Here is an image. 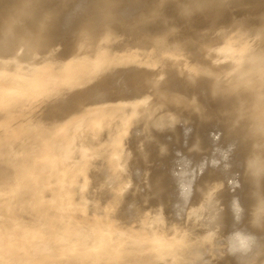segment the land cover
<instances>
[{"label":"rangeland","instance_id":"rangeland-1","mask_svg":"<svg viewBox=\"0 0 264 264\" xmlns=\"http://www.w3.org/2000/svg\"><path fill=\"white\" fill-rule=\"evenodd\" d=\"M3 1H4V0H1V1H0V20H3L4 23H5L4 20H5V17H6V16L3 17L2 14L4 13L3 11L6 9L5 7H7V8L9 9V8H13V7L15 6V8H17V9L14 8L15 10H17V12L15 11V12L17 13V14H15V15H18L19 13H23V14L21 15V16H23L24 13L26 14V13H29V11H31V10H33V11L36 10L35 12L37 13V15H34L33 17H30V20L27 19V18H29L28 16L25 17L26 21H29L30 23H31V22L33 23V21H31V20L36 19V20H35L36 22H37V20H40V21H38L37 23H38V24L41 23V24H39V25H41L42 28L45 29L46 25H47V27H48V25H49V27H50V28H48L49 31H46L47 28L45 29V31L41 28V31H40V30H39V29H40V26H39L37 23H36V24H33V25L31 26L32 23L30 24V23L27 22V29H28V27H29V29L26 31V25L23 26V27H25V28H23V27L18 28L17 26H14V24H13V20H14V18H13V17H12L13 20L9 21L8 24H7V23L4 24L2 21H0V22H2L3 25H5V26L1 27L2 25H1V23H0V31H1V28H2V30H4V29L7 27L6 30H4L5 32L2 31V32H0V34H1V33H2V34H3V33H7L8 35L11 34V36L9 35V37L2 38V39H4L5 44L3 43V40H2V42H1V40H0V42L2 43V44L0 43V46H1V47H0V54H5V55L2 56V57H4V58L0 60V82H1V81L3 82V83H2V86H3L4 84H6V82L8 81V80H7L8 78H9V80H10V79H11L10 77H12L11 81H10V82L8 81V83H7L8 85H7V86L5 85V86L2 87L1 84H0V88L2 87V90L0 89V94H1V92H2L3 95H4V94L6 95V96L0 95V100H1V102H0V103H1V104H0V106H1V107H0V112H1V113L4 112V113H3L4 116H2L3 114L0 113V118L2 117V118H1L2 121L0 120V129H1L0 132L3 133V132H2L3 130H7L8 127H6V125H7L6 123H9V126H11V127L9 128L10 130H11L12 128H13V130H14V132L12 131L11 133L7 130L10 134H9L8 132L4 131V132L8 133V134L3 133V134H2L3 137L1 136V138H3L5 141H3V140L0 138V139L3 141V144L7 143V145H8V147H5V146H7L6 144H5V146H3L2 144H0V145L2 146V147L0 146V147H1L0 150H1V149H4V148H7L6 150L4 149V150H2V152H0V162L3 161V162H1V165H0V176H2V177H0V184L2 185V186H1L2 188H1V189H3V187H4V189H3L2 191H1V189H0V193L2 194V195L0 194V197L3 198V199L0 198V199H1V200H0V207H1V208H0V212L2 213V214L0 213V220H1V224H0V231H1V232H0V233L3 234V232H4V235L6 236V237H5L4 235L2 236V235L0 234V242H1L0 245H3V244H4V245H3V246H4V251H3V253L5 252V249H6V248H7V249H6V252H7V251H9V252L12 251V252H10L11 255L9 254V252H7V253L5 252L6 254H9V255H10V256L7 255V257H8L9 259L12 260V261L10 260L9 263L14 262V264H18V263H19V264H23V263H24V264H25V263L27 264V262H25L24 260L28 261L27 259H28L29 257H31V256H33V257L36 256V259L33 258V257H31V260H30V258H29L30 261H28V264H30V262H35L36 260H39V258H40L39 256L44 255V258H45V255H46V256H49V255H50V256L47 257V258H48V259H51V260L47 261L48 259L46 258L44 261H46V262H48V263L45 262L44 264H60V263H61V264H84V263H85V264H95V263H96L95 261L99 260L98 258H100V260H99V262L97 261V264H98V263H102V264L105 263V264H106L108 261H109L110 263H107V264H113V263H114V264H122V263H123L122 261H124L125 264H128V263H129V264H132L134 261L136 262V260H137V262H136L137 264H139V263H140V264H147V263H148V264H149V263H150V264H151V263H152V264H154V263L156 264V262H157V264H168L169 262H170L169 264H202V263H203V264H244V263H245V264H264V226L262 227V225H264V218H262V217L259 218V217H258V216H260V215L262 214V213H260L262 209H261L260 211L257 212V210L259 209L258 207H260V208L263 207L262 212H263V214H264V205H263V204H264V202H263V201H264V200H263V199H264V191H262V189L264 190V183H263V182H264V173H261V172H262L261 170H263V172H264V137H263V136H264V133L262 134V132H261V131L264 132V114H263V113H264V111H263V110H264V108H263V107H264V103H263V102H264V63H263V62H264V57H263V56H264V53H263V52H264V51H261L262 49H264V48H262V46H263L262 44H264V33H263V30H264V20L260 18V17H264V13H263L264 11L262 12V10L264 9V3H262V2H263L264 0H262V2H261V3L263 4V5H262L263 8L261 7V8H262L261 10H260V8H259V9L257 8V7H260V6H255V5H257V4H258V5H259V4L261 5V3H259L261 0H259V1H258V0H246V1L244 0V1H243V2H245V3H244V4H245L244 6H247V7H245V8H242L241 5H243V4H242L243 2H242L241 0H240V1L236 0V1L240 2V3L242 2L241 4L238 3V2H233V0H232V2L234 3V5L232 6V5H231L232 3L230 2V3H229L230 6H229V5L227 6L228 3H227V4H224V3H225V2H224V3H223V4H224V5H223V6H224V9H221V8L223 7L222 5H221L222 7H220V6L217 4L218 2H220V0H219L217 3L213 4V5H211L213 2L209 3L210 0H209V1L207 0V1H208L207 3L210 4V7H211V6L213 7L214 5H215V7H217V6L220 7L219 11H218V9H216V10H215L214 8H213V9H214L215 11H217V13H218V12H219V13L221 12V15H223V16H222L223 19H222V17H221L219 14H218V15H217V14L215 15L214 10L211 11V9H208V10L210 11V14H211L210 16H213V15H214V17H215V16H216V17H220V18H219L220 20H219L218 18H216V19L214 20V17L212 18V17L208 16L207 14H206V18H207V19H206V18H203L202 15L199 16V14H197V13H198L197 10H202V9L205 10V12H208V10L206 11V7H207L206 5H208V4L206 3V1H204V2H201V1H200V3L197 4V6H195V4L193 5V3L198 2L199 0H197V1L190 0V3H188L189 0H188V2H187V0H186L187 4H186V2H184L185 0H183V5L185 4L184 7L188 8V9H189V11H188V10H187L186 8H184V7H183V9H181V8H182V2H181V5H180V3L177 4V1H178V0H177V1H176V0H171V2H172V3L174 2V4H175V1H176V4H177V5H175V6H176L177 8H178L179 6H181L180 9H181V10H184L183 12L188 11V13L191 14V12L195 10V13L192 12V15H191L192 18L189 16L190 19L187 20V19H186L187 17L184 18L185 16H187V12H186V15H184V13H183V15L181 16L182 13H179V12H182V11H180V10H176L177 8L174 9L172 3H170L169 0H166V1H168V3L171 4V5L168 4V6H171V7L173 8V9H172V10H173V13H172V10H171V9L169 10L168 8H165V5L163 4V5H164V11H166V9H168V11H169V12H168V16H169V18H168V17H165V20H166V21H165V20L162 21L164 18H161L162 20L160 19V20L162 21V22H161V21H159L158 18L156 17L157 20H158V22H157L156 19H154V21H152V20H146L145 18H140V17H139L140 20H141V19H142V20L144 19V20H143L144 22H142V20H141V21H138V19H137V20H134V23H135V24L132 22V20L129 21V24H128V22H126V23H119L118 21H114V20H113V21L111 20V21L109 22L107 16H111V17H113L114 15H120V16H122L123 14H126V13H125V10H126V9H127V12L130 11V8L133 7L132 4H133V5H136V4H137L136 6H139V3L141 2V0H139V1H138V0H128V1H130L129 3H128L127 0H125L126 2H123L124 0H120V1H118V0H113V4H114V5H115V3L119 2V3H117V4L119 5V6L117 7V10H118V11L116 10V5H117V4L114 6L115 8H114L113 6H112V7L110 6V2H111L112 0H107V1L104 0V3H103V0H99V2H98V0H96V1H97V2L95 1V4H96V5H94V4H93L94 2H92V1L90 0V1H91L90 3H92L93 8H92V9H90V8H86L87 11H86V10H84V12L82 11L83 13H82L81 15H84V16H82L83 19H82V17H80V15H79L78 13L75 12L76 10H74V11H70V12H72V14H71L72 17L69 16L70 13H68V14H67L68 18H65V17H67V16L64 17V16H62V15L60 14V13H62L63 15L66 14V10H65V8H63L64 6H62V4H57V6H56V4H53L52 7H51V4L53 3V0L49 2L50 4L47 3L45 0H29L28 2H29L30 5H29V6H26V5H25V10H24V5L22 4L21 7H20V5H18V4L15 2V0H5L4 2H6V3H4ZM10 1H11V2H10ZM13 1L15 2V4L13 3ZM93 1H94V0H93ZM105 1H106V2H105ZM131 1H133V3H132ZM150 1H151L150 4H148V3H149V0L145 1V3L148 2L147 4L151 6V5L153 4L152 1H154V0H150ZM158 1H159V0H157L156 2H158ZM162 1H165V0H162ZM191 1H193V2H192V5H191ZM212 1H213V0H212ZM221 1H222V0H221ZM224 1H225V0H224ZM226 1H227V0H226ZM229 1H230V0H228V2H229ZM234 1H235V0H234ZM257 1H258V2H257ZM7 2H8V4H7ZM9 2L11 3V5L14 4L13 7H11V5H10ZM40 2H41V3H40ZM42 2H43V3H42ZM56 2H60V3H61L62 1H61V0H58V1H56ZM108 2H109V3H108ZM114 2H115V3H114ZM134 2H136V3H134ZM154 2H155V1H154ZM159 2H161V1H159ZM215 2H216V1H215ZM256 2H257V3H256ZM74 3H75V1H74ZM105 3H108V5H106ZM141 3H142V4H141ZM141 3H140V4L142 5V7H144V6H143L144 1L141 2ZM201 3H205L206 5L201 4ZM221 3H222V2H221ZM236 3H238V4H240V5L237 4V6H236ZM1 4H2V6L5 5V7H4V6L2 7ZM37 4H38V6H37ZM41 4H43V6H41ZM47 4H48V5H47ZM120 4H121V8H120ZM54 5H55V7H58V11H56L57 8L55 9ZM104 5H106L107 7L104 6ZM130 5H131V6H130ZM141 5H140V6H141ZM144 5H145V4H144ZM178 5H179V6H178ZM190 5H191L192 7H190ZM216 5H217V6H216ZM8 6H10V7H8ZM49 6H50L52 9H54V10H52ZM97 6H98V8H97ZM123 6H126L127 8H124ZM128 6H129V7H128ZM152 6H153V5H152ZM152 6H151V8H152ZM175 6H174V7H175ZM198 6H199L200 9H199V8L197 9ZM208 6H209V5H208ZM238 6H241V7H239V8H241V9H239L241 12L238 10ZM253 6H254V7H253ZM43 7L45 8V11H46V12L44 11V8H43ZM94 7H95V9H94ZM146 7H147V5H146ZM146 7H144V8L146 9ZM162 7H163V6H162ZM166 7H167V4H166ZM171 7H170V8H171ZM3 8H5V9H3ZM19 8H20V10H19ZM26 8H28V9H26ZM34 8H35V10H34ZM36 8H37V9H36ZM40 8H41V9H40ZM47 8H49V9H47ZM96 8H97V9H96ZM109 8H111V9H109ZM139 8H141V7H139ZM207 8H208V7H207ZM235 8H237V9L235 10ZM256 8H257V9H256ZM22 9H23V10H22ZM42 9H43V10H42ZM75 9H76V8H75ZM98 9H99V11H98ZM113 9H114V11H113L114 15L112 14V11H111V10H113ZM122 9H123V10H122ZM128 9H129V11H128ZM132 9H133V8H131V11H132ZM137 9H138V8H137ZM148 9H149V7H148ZM161 9H162V8H161ZM178 9H179V8H178ZM185 9H186V11H185ZM248 9H249V10H248ZM18 10H19L20 12H18ZM50 10L53 11V12L51 11V14H50ZM89 10H90V11L93 10V11H92L93 14L95 15V17L98 18V19L95 18V20H96V21L99 20L98 23H99L100 25L97 23L99 26H97V24L94 25V24H95V23H94L95 20L91 21V20H92V17H94V16H93L92 12H90ZM95 10H97V11H95ZM103 10H104V13L102 12ZM107 10H108V11H107ZM109 10H110V11H109ZM121 10H122V13H123L122 15L119 13V12H121ZM134 10H136V9L134 8ZM153 10H154V9H152V10H147V12H148L149 14H153V13L158 12V11H155V12H154ZM174 10H176V12L178 11V14H177V13L175 14V11H174ZM221 10H222V11H221ZM224 10H225V12H224ZM1 11H2V12H1ZM39 11H40V12H39ZM60 11H61V12H60ZM116 11H117V12H116ZM162 11H163V9H162ZM190 11H191V12H190ZM247 11H250V12H247ZM43 12H45V13H43ZM85 12H86V13H85ZM88 12H90L91 14L89 13V14H90V15H89ZM98 12H99V13H98ZM107 12H109V13L112 14L113 16H112V15H107ZM160 12H161V10H160ZM203 12H204V11H203ZM205 12H204V13H205ZM211 12H213V14H212ZM251 12H252V13H251ZM260 12H261V14L263 13L262 16L259 14ZM1 13H2V14H1ZM38 13H39V14H38ZM58 13H59V15H60L61 17H63V18H61V23L59 22L60 20H58V21L56 20L57 18L60 19V18L58 17L59 15H54V14H58ZM96 13H97V15H96ZM109 13H108V14H109ZM115 13H116V14H115ZM117 13H119V14H117ZM204 13H202V14L205 16ZM222 13H223V14H222ZM224 13L226 14V16H225ZM255 13H256L257 15H259L260 17L257 16V17H259V18H256V16H255L256 14H255ZM73 14L75 15V17H74V21H73ZM76 14L78 15V17H77ZM193 14L196 15V16H194ZM200 14H201V13H200ZM42 15H43V16H42ZM47 15H48V16H49V15L51 16L50 18L48 17L49 20H48V18H47ZM86 15H87V16H86ZM88 15H89V18H88ZM104 15H105V16H104ZM197 15H198V17H197ZM229 15H230V16H229ZM90 16H92V17H90ZM99 16H100V17H99ZM149 16H150V18H152V16H154V15H152V16L149 15ZM193 16H194L195 18H194ZM207 16H208V17H207ZM224 16H225V18H224ZM227 16H228V17H227ZM249 16H250V17H249ZM253 16H255V18H254ZM44 17H45V18H44ZM69 17H71L72 20L69 19ZM105 17H107V18H105ZM145 17H148V15H146ZM170 17H171V18H170ZM181 17H182V19L184 18L186 21H185L184 19L180 21ZM189 17H188V18H189ZM200 17H202L203 19H201ZM209 17H210V18H209ZM246 17H247V18H246ZM37 18H38V19H37ZM51 18H53V19H51ZM75 18H76V20H75ZM78 18H79V20H78ZM137 18H138V17H137ZM154 18H155V17H154ZM197 18H200V20L198 19V21H197ZM208 18H209L210 20H211V19L213 20L212 24H211V21H212V20L209 21ZM226 18H227V19L229 18V20H226ZM230 18H232V19H230ZM234 18L236 19V23H237L240 19H242V20H240V21H242V23L240 22V23H241V26H238L239 23L234 24V23H235ZM237 18H238V19H237ZM68 19H69V20H68ZM81 19H82V20H81ZM93 19H94V18H93ZM106 19H107L108 22L106 21ZM152 19H153V18H152ZM168 19H169V22H170V26H169V22H167ZM194 19H195V20H194ZM205 19H206V21H205ZM21 20H22V19H21ZM42 20L45 22L44 25H42V24H43V21H42ZM52 20H53L54 22H56V23H52ZM67 20H68V21H67ZM80 20H81V21H80ZM170 20H171V21H170ZM190 20H191V21H190ZM230 20H232V22L234 21V22H233V25H236L235 28H234V26L232 25V22H231ZM243 20H244V21H243ZM245 20L248 21V22H250V24H249L248 22H246ZM254 20H256V21H254ZM258 20H259V21H258ZM261 20H262V22H261ZM26 21H25V22H26ZM35 21H34V22H35ZM88 21L90 22V24H89ZM145 21L147 22V24H146V25H143V23H145ZM151 21H152V24H151ZM219 21H220V22H219ZM49 22H50V23H49ZM57 22L60 24V27H61L62 25H64V26L66 25V26H67V27H66L67 29H65L64 26H63V29H62V27H61V29H60L59 24H58ZM79 22H80V24H78ZM84 22H85V23H84ZM100 22H101V23H100ZM130 22H132L135 26H133V24H132V27H131ZM139 22H141V26H143V28H145V29L141 28L140 24L137 25ZM153 22H154V23H153ZM156 22H157V23H156ZM159 22H160V24H158ZM164 22H165L166 26H165V24H164V26H159V25H162L161 23H164ZM177 22H178V23H177ZM185 22H186L187 25L185 24ZM195 22H197V23H195ZM207 22H208L209 24H208ZM227 22L231 23V26H233L232 30H229L230 28L228 29V27H231V26L226 27L227 25H230V24H228ZM243 22H244V23H243ZM51 23H52L53 25H52ZM69 23H70V24H69ZM81 23L84 24V25L82 24V26H85V24H86V27H90V28L87 29V32H88L87 34H88L89 36H90V33H94V32H95L96 34H98V35H96V34L94 33V38L91 37V38H93V39H91L90 37L86 36V35H87L86 32H85L86 30L83 29V31H84L85 33H84V36H83V34H82V36L85 37V38H83V37H82L83 39L80 38V37H81L80 31H81V33H83V32H82V30H80V31L77 30V28H79V26H77V27H74V26H75L76 24H77V25H81ZM107 23H108V24L110 23V24H109L110 26H109ZM172 23H173V24H172ZM176 23H177V24H176ZM206 23H207L208 25H207ZM224 23H225V24L227 23V24L225 25ZM247 23H248L251 27L248 26ZM251 23H252V25H251ZM28 24H29L30 26H29ZM50 24H51V25H50ZM57 24H58V26H56ZM91 24H92V25H91ZM102 24H103V25H102ZM106 24H107V25H106ZM113 24H114V26H113ZM120 24H122V25H120ZM154 24H155V25H154ZM157 24H158V25H157ZM191 24H192V25H191ZM210 24H211V25H210ZM217 24H218V25H217ZM223 24L225 25V26H224V29L227 28V29H228L229 31H231V32L233 31V29H236V28H239V27H240V29H236V31L238 30L237 32H240V34H238L237 32H233L232 34H230L231 32L229 33L228 31H227L228 33H226V30H227V29L224 30V29L222 28V27H223V26H222ZM6 25H8V26H6ZM54 25H55V27L59 28V30H58L57 28L55 29V27H53ZM70 25H72V27H74V29H73ZM73 25H74V26H73ZM93 25H94L95 27H94ZM104 25L110 27V28L106 27V29H107V33H106V30H105V29L103 30V28H104L103 26H104ZM115 25H116V26H115ZM118 25H119V26H118ZM150 25H151V26H150ZM167 25H168V26H167ZM183 25H184V26H183ZM190 25H191V26H190ZM197 25H198V26L200 25V28H201V29H200ZM205 25H206V26H205ZM212 25H213V26H212ZM219 25H221L220 27H221L222 29H221L220 27L217 28ZM261 25H262V26H261ZM35 26H36L35 33H38L37 31H39V32H40V35H43V37H45L46 33H44V32H47L48 35L52 36L51 38L54 37L57 41H55L54 38H53L52 40H51V39H48V38H50V37H48V36L46 35L48 38L45 37V39H48V40H44V39L41 37V41L38 42V39H37V38H38L40 35H37V34L33 33V32H34V31H32L33 28H32V30H31V27H35ZM38 26H39V29H37ZM43 26H45V27H43ZM68 26H70V30H69V31H65V30H68V29H69ZM82 26H80V27H82ZM91 26H93V27L91 28ZM100 26H102V27H100ZM112 26H113L114 28H112ZM125 26H126V28H128V26H129L128 30H129V29L132 30V28L135 29V27H137V28H136V29H137V32H136V30H134V31H133V30H132V31H128V30H126V33H127V34H126L125 31H123L124 29H126ZM139 26H140L139 29H141V32H142L143 34H142V33L140 32V30L138 29ZM152 26H154V27H152ZM156 26H159V27H158V28H155ZM171 26H172V27H171ZM174 26H175V27H174ZM180 26H181V27L183 26V27L181 28ZM201 26H202V27H201ZM204 26H205V27H204ZM209 26H210V27H209ZM216 26H217V27H216ZM242 26H243V27H242ZM247 26H248L249 28H253V29H254V27H255V30L252 29V30H251L252 32H251V31L249 30V28H247ZM4 27H5V28H4ZM51 27H53V29H52ZM86 27H85V28H86ZM99 27H100V30H101V28H102L103 33H102V30H101V31L99 30ZM116 27H117V28H116ZM120 27H121V28H120ZM160 27H165L166 32H168L167 29L169 28V30H170L169 32H170V33H169V34L167 33V36H166L167 38L164 37V39L166 38L167 41H166V39H165V40L163 39V41H162V38H160V37L157 39L156 35L158 34L159 30H162V29H159ZM167 27H168V28H167ZM176 27H177V28H176ZM179 27H180L181 29H180ZM185 27H186V28H185ZM196 27H197V28H196ZM258 27H260V28H258ZM3 28H4V29H3ZM96 28H97L98 30H97ZM115 28H116L117 30H116ZM174 28H175V29H174ZM198 28H199V29H198ZM202 28H203V29H202ZM210 28H211V29H210ZM214 28H216V29H220L221 32H219L218 35H216V36H215L214 34H212L213 36H212V35H209V33H211V32H212V29H214ZM257 28H258V29H257ZM17 29H25V30H23V31H25V33L23 32L22 35L19 33L20 36L23 37V38L21 37L22 40L20 39V41H19L20 36H19V34H18L19 30H17ZM50 29L53 30V32H54L53 35H54V36L51 34L52 32L50 31ZM54 29H55L56 32H58V33H56ZM81 29H82V28H81ZM95 29H96V30H95ZM108 29H109V30L111 29V30L109 31ZM122 29H123V30H122ZM155 29H156V30H155ZM157 29H159L158 32H157ZM179 29H180L181 31H180ZM182 29H183V31H182ZM188 29H189V31H188ZM195 29H196V30H195ZM204 29H205V30H204ZM208 29H209V30H208ZM216 29H215V30H216ZM57 30H58V31H57ZM71 30H72V31H71ZM73 30H74V31H73ZM89 30H91V31L89 32ZM118 30H119V31H118ZM171 30H173V31H171ZM190 30H191V31H190ZM192 30H193V31H192ZM194 30H195V31H194ZM203 30H204V32H203ZM206 30H207V31H206ZM239 30H240V31H239ZM9 31H10V32H9ZM20 31H21V30H20ZM29 31H31V33L34 34V35H33L34 37L36 36L35 38H33V39H35V41H33V39H31V37H30L31 33H30ZM59 31L61 32V36H60V32H59ZM96 31H99V32H96ZM104 31H105V33H104ZM108 31H109L110 33H109ZM112 31H113V32H112ZM115 31H116V32H115ZM143 31H144V32H143ZM175 31H177V32L179 31L178 34H177L178 36L176 35L177 32L175 33ZM196 31H197V33H196ZM201 31H202V32H201ZM218 31H219V30H218ZM222 31H225V32H223L224 34L222 33ZM27 32H28V33H27ZM48 32H51V33L49 34ZM65 32H66L67 34H66ZM117 32H118V33H117ZM128 32H129V33H128ZM130 32H131L132 34H131ZM134 32H136V33L138 34V36H137L136 33L134 34ZM138 32H139V33H138ZM180 32H181V33H180ZM182 32H183V33H182ZM185 32H186V33H185ZM193 32H194V33H193ZM199 32H200V33H199ZM205 32H206V33H205ZM213 32H214V30H213ZM213 32H212V33H213ZM216 32H217V30H216ZM21 33H22V31H21ZM41 33H42V34H41ZM55 33H56V34H55ZM68 33H69V34H68ZM99 33H100V34H99ZM112 33H113V34H112ZM124 33H125L126 35H124ZM144 33H146V34L144 35ZM171 33H172V34H171ZM189 33H190V34H189ZM192 33H193V34H192ZM198 33H199V34H198ZM202 33H203V34H202ZM207 33H208V34H207ZM220 33L223 34L224 37H226V35H227L226 38H227L228 40H230V41H228L226 38H223V35L220 36V35H221ZM2 34L0 35L1 37H2ZM24 34H25V35H24ZM58 34H59V35H58ZM85 34H86V35H85ZM102 34L104 35L103 37H102ZM105 34H108V35L106 36ZM109 34H111V35H109ZM115 34H116V35H115ZM133 34H134L136 37H135ZM139 34H140V35H139ZM153 34H154V35H153ZM201 34H202L203 36H205V35H206V36L203 37ZM229 34L232 35V37H229V36H230ZM28 35H29V36H28ZM56 35H58V36H57L58 38L55 37ZM66 35H67V36H66ZM99 35H100V36H99ZM114 35H115V36L118 35V36H117L118 38L114 37ZM123 35H124V36H123ZM128 35H129L130 38L127 37ZM130 35H131V36H130ZM132 35H133V36H132ZM141 35H142V37H141ZM168 35H169V36H168ZM175 35H176V36H175ZM207 35H209V36H208L209 39H208ZM5 36H6V34H5ZM13 36H15V40H17V44H18V45H19L18 42H21V41H22V43H20V45H23V46H24V47L22 46L23 48H26L25 45H26L28 42H30V43H32V44H33L34 42H36V40H37V42L35 43L36 45H35V44L31 45L30 43L27 44V45H29V44L31 45V46H29V47H30V50H29L28 47H27V49L30 51V52L27 51L28 54L25 53L27 49H23L22 47H20L21 49H18V48H17V50H18L17 52H19V51L22 50V49H23V51H20L19 54H17V55H21V57H18V56L16 57V55H15L16 52H11V51L8 52V49H7L8 47H5V45L8 44L7 41L10 42V43H12L13 41H15L14 38H13ZM37 36H38V37H37ZM59 36H60L61 39L59 38ZM69 36H70V38H69ZM98 36H99L100 39L97 38ZM105 36H106V38H105ZM108 36H109V37H108ZM110 36H112V38H114V39H113V42H115L116 44L113 43V42H110V40L112 41V38H111ZM139 36H140V37H139ZM144 36H145V37L147 36V37H146L147 40H146V39H145V40L143 39V38H145ZM170 36H171V39L169 38ZM172 36H173V37H172ZM174 36H175V37H174ZM180 36H181V37H180ZM183 36H184V38H183ZM186 36H187V39H186ZM195 36H196V37H195ZM210 36H211V38L213 37V38L211 39V42L214 43V44L217 45V46H214V44H210V43L208 44V42H207L208 45H205L206 43H205L204 41H202V40H204L206 37H207L206 40L208 39L207 41H210ZM214 36H215V37H214ZM262 36H263V38H262ZM1 37H0V38H1ZM3 37H4V34H3ZM16 37H17V39H16ZM24 37H27V39L25 38L27 41H26V40H23ZM67 37H68V38H67ZM71 37L74 38V39H72ZM95 37H96V38H95ZM101 37H102V38H101ZM107 37H108V38H107ZM133 37H134V38H133ZM177 37H178L179 39L183 38L184 41L187 40L186 43H187L188 41H189L190 43L193 42V43H191L192 47H190V49H192V50L194 51V48H196L195 50H198V51H197V54H195L196 51H194V53H193V52H191V51H192V50H191V51H189V53L187 52L188 54H187L186 52H185V54L183 53L185 56H184L183 54H181V58H180V57H179V56H180L179 54H180V51H181V50H180L179 48H180V47H181V48L183 47L184 49H182V51L184 52V50H185V51H188V48H189V46H191V45L186 44L184 41H182V39L179 40ZM188 37H189L191 40H192V39H194V40L191 41ZM199 37H200V39H202V38H203V39H202V40L197 39V38H199ZM218 37H220V40H223V41H220ZM260 37H261L262 39H260ZM87 38L89 39V41H88ZM120 38H121V39H120ZM131 38H133V41H130V40H132ZM139 38H141L142 40H140ZM173 38H174V39H173ZM217 38H218V39H217ZM78 39H79V43H78V41H77ZM116 39H117L119 42H118ZM128 39H129V40H128ZM137 39H139V40H137ZM148 39H149V41H148ZM169 39L171 40V43L173 42V45H174V43H175V44L178 43V40L180 41V43L182 42V44H176L177 48L179 47V45H183L184 43H185L188 47H186L185 44H184V46H180V47L178 48V49L180 50V51H178L177 48L175 49V47H176L175 45H174L175 47H173V45L170 46L171 43H170V40H169ZM176 39H177V42L175 41ZM185 39H186V40H185ZM214 39H216V41H218V42H214V41H213ZM225 39H226V40H225ZM39 40H40V39H39ZM49 40L54 41V42H56L57 44H58V43H59V44L55 46V43H52V42H50ZM59 40H60V42H58ZM92 40H93V41H92ZM95 40H97V41H95ZM103 40H106V42L103 41ZM125 40H126L127 42H126ZM159 40H160V41H159ZM23 41H24V42H23ZM31 41H32V42H31ZM43 41H44V42H45V41H48V43H47V42H46V43L49 44V45H48V46H45V45H47V44L44 43ZM66 41H67V42H66ZM83 41H84V42H83ZM91 41H92V42H91ZM98 41H99V42H98ZM107 41H109V42H107ZM144 41H145L147 44H146ZM164 41H165L166 43H165ZM195 41H197V42H195ZM219 41H220V42H219ZM227 41H228V42H227ZM260 41H263V43L260 42ZM25 42H26V43H25ZM81 42H82V43H81ZM94 42H95V44H96L97 42L100 43L101 47H102V46H103V47H106V46H107V47H106V48H107L106 51L112 49V50L109 51V54L112 56V58H118V56L121 57L120 55L124 56V53H125V54H128V55H129V57H128V58H129V61L133 60L132 62H134V61L137 62L136 59H132V56L134 57L135 54H138V53H137L138 51H139V53H141V54L146 53V54L148 55V53H150V49H153V51H154L155 53H154L153 51L150 53V54H152L151 58H152L153 60L150 58V56H149L150 54L148 55L149 57H148L146 54H143L144 57H145V58H144V63H145V61H147V60H149V59H151L150 63L152 62L153 65H154V63H155V65L152 66V67H151V66H148V67H151V71H152V68L157 69L156 72L154 71L155 73L152 72L153 75L155 76V74H156V75H157L156 78L159 80L160 78H158V77L161 75V73H163V70H165L167 67H169V68L171 67L170 69H171L172 72L169 70V68H167V70H166L167 72L165 71V74L168 73L169 76L171 75V78L167 76L166 81H163V79L165 80V77H166L165 75H163V76H165L164 78L162 77L163 79H160L162 82H161V81H158V80L154 77L155 80H157V81H155L154 78H153L151 82H154V81H155V84H157V85H155V84L149 82V83L152 85V86L149 87V88L152 89V87L155 86V87L153 88L155 91H158L160 88H162L165 92L167 91V94H171L170 92L173 93V91H174V93L171 94V95H169V96H168L167 94H165V95L168 96V97H167L168 100L166 101V100H165L166 97H165L164 95H162L163 93H165L164 91H163V93H161V92H158V93L156 92V93H155L154 90H151L152 92L154 91L153 93H152L151 91H149V88L147 87V88H148V89H147L146 86H150V85H145V83H146L147 81L144 80V83L141 81V80H143V79H148L147 77H151V72H150V70H149V71L146 70V69H147L146 66L148 65L149 61L147 62V65L145 64V65H146L145 67H144V65H143L144 63H142L143 60L141 61L142 64H139L140 61L138 62V66H139V65H140V66L143 65L142 67H144V68L140 67V68L138 69V70H140V71H137V68H138V67L136 66V64H134V66L136 67V70H135V69H134V70H135V72L137 71V72H136L137 74H139V72H141V73L139 74V75H141V74L143 73V72H142L143 70H144V73H146V74L150 72L149 76H148V74H147V75H146V74L144 75V73H143V75H144L143 78L141 77L142 75H141V76H138V75L136 74L137 77H138V78H137V77H133V75L135 74V72L132 73V75H131L130 72H129V73L127 72L129 69H133V68H134V66L131 67V64H130L131 62L129 63V61H127V62L130 64V66H129V64L127 65V62H125L127 59L124 60L125 63H122V64L120 65V67L118 66L119 68H118V67H115V69L112 70V71H111V69H113V68H111L109 71L101 72V76L99 75L100 72H97L96 76H93V74L96 73V72H95V71H89V73L91 74L92 78H93V77L96 78V77H98V76H99V77H105V78H103V79L100 78L101 83H103V85H101L102 87H105V85L107 84V83H104L103 80H104V79H105V81L108 80V79L110 78V74H114V73H113L114 71H115V74H116V75H115V76L112 75L111 78L109 79V80H113L112 82L117 81V80H116L117 78H118V79L120 78L121 81H122V80H125V78H127V80L125 81V83H124V81H122V82L120 81V82H119V80H118L117 82H115V83H116V86H117L118 88H122V87H121V85H122L121 83H124L123 85H125V86H124L125 88H126V87H129L128 89H129L130 91H128L126 94H125V93L123 94L124 96L126 95L125 97H127V99H125V100L123 99V98H125V97L122 95V93H123V92H126V91L124 90V88L122 89V90H124V91H122L121 89H119V90L122 91V92H121V95H122L123 97H121V95H120V91H119V93H116V94L113 92L114 90H117V92H118V89H117V87L114 85V83H111V81H110V83H111V85H110V84H109V80H108V84H109V85H108V86L106 85L105 88H102L101 86H99V85L96 84V83L99 82V79H98V78H96L98 81H97L96 79H93V80L89 79V80H88V78H89V76H88L89 73H88V72L86 73L85 78H84V77L81 78V79L84 78V79L81 81L82 85L84 84L83 87H84L85 85H87V84H85L86 82H84L85 80H88L87 83H89V84H90V82L92 81L91 84H96L97 87L95 86V87H96V88H95V87H93V85H91V84L89 85V84H88L87 86H89L90 89H89V87H87V89H85L86 86L83 88V87L81 86V83H80V82H79L80 85H78V86H81V87H82V91H85V90H86L85 92H89V93H90V91H91V95L94 96V97H90V96H89L90 94H89L88 96H85V94L82 93V91H80L81 93L78 92V91H79V87H78V90L76 89V88H77L76 86H77L78 82H77V80L75 79V78L78 77V76L73 77L74 74H75V73H74L75 70H74L73 72H71V71L68 72V74H69L70 72L73 73V75H72L71 77H69V76L71 75V73H70L69 76L67 75L69 78H67L66 75H65L64 73L67 74V70H71V69H69V68H70L69 66H73V65L78 64V63L80 62V58L86 56L84 53L87 54V52H90L91 47H93V45L95 46ZM131 42H132V43H131ZM136 42H137V43H136ZM139 42H140V45H141L143 48L139 45ZM141 42H144V43H141ZM150 42H151L152 45L154 44V45H153L154 47L150 44ZM159 42H160V43H159ZM161 42H164L166 45H165L164 43H161ZM167 42H169L170 44L167 45V44H168ZM183 42H184V43H183ZM189 42H188V43H189ZM200 42H201V45L203 44V42L205 43V44L202 45V48H201V46H200L201 49L199 48V45H198ZM223 42H224V44H223ZM6 43H7V44H6ZM37 43H39L40 45H38ZM50 43H51V44H50ZM76 43H77V44H76ZM90 43H92V44H90ZM98 43H97V44H98ZM101 43H102V44H101ZM109 43H110V44H113V45L110 46ZM119 43H120L121 45H120ZM125 43H128V44H125ZM130 43H131V44H130ZM157 43H159V44H157ZM194 43H196V44H194ZM197 43H198V44H197ZM216 43H217V44H216ZM218 43H219V44H218ZM257 43H260V44L257 45ZM261 43H262V44H261ZM42 44H43V46H42ZM52 44H54V45H52ZM89 44H90V45H89ZM145 44H146V47L148 46L147 48H144V45H145ZM37 45H38V46H37ZM63 45H64V46H63ZM75 45H76V46H75ZM80 45H82V46H80ZM118 45H120V47H119ZM133 45H134L135 47H137L138 49H136ZM150 45H151V46H150ZM157 45H159V46H157ZM194 45H195V46H198V47H195ZM204 45H205V47H209V45H210L209 49L207 48V49H208V50H207L206 48H204ZM211 45H212V46H211ZM220 45H221V46H220ZM90 46H91V47H90ZM96 46H97V45H96ZM121 46H122V48H121ZM149 46H150L151 48H150ZM193 46H194V47H193ZM33 47H34V48H33ZM47 47H48V48H51V49H53L54 47H56V48L58 47L57 49H59V48H60V49H59L58 51H56V49L54 48L55 50L53 49V51H56V52H52V53H51V52H50V49H49V52H48ZM97 47H99V44H98ZM108 47H109V48H108ZM114 47H117V48H119V49H121V50H118L117 48H115V50H116V51H115V50H114ZM123 47H125L126 49L123 48ZM140 47H141L142 49H141ZM152 47H153V48H152ZM167 47H169L170 49H173V48H174L175 51L177 50V51H176L177 53H176L175 51H174L175 53H172V51H173L174 49L171 51V50H170L169 48H167ZM185 47L187 48V50L185 49ZM263 47H264V46H263ZM32 48H33V49H32ZM40 48H41L42 50H41ZM44 48H46V49H44ZM64 48H65V49H64ZM74 48H75V49H74ZM80 48H82V49H80ZM157 48H158V49H157ZM166 48H167V49H166ZM210 48H211V49H210ZM212 48H213V49H212ZM253 48H254V49H253ZM260 48H262V49L260 50ZM31 49H32V51H31ZM34 49H36L37 51L35 52ZM38 49H40V50H38ZM127 49H129V50H127ZM130 49H131V50H130ZM135 49H136V50H135ZM140 49H141V50H140ZM145 49H148V51L145 50ZM190 49H189V50H190ZM216 49H217V50H216ZM256 49H257V50H256ZM258 49H259V51H258ZM24 50H25V51H24ZM33 50H34V51H33ZM113 50H114L115 52H114ZM124 50H125V51H124ZM143 50H144L145 52H141V51H143ZM155 50H156V51H155ZM158 50H159V51H158ZM168 50L171 51V52H169L170 54H168ZM206 50H207V52H206ZM255 50H256V52H257L256 57H257L258 54L261 55V54L263 53V56H262V55H261V56H260V55L258 56V57H260L261 59L257 57L258 60L261 61L262 63H261V62H258V60H255V59H254L255 56L253 57V55H254V53H256ZM44 51H45V52H44ZM46 51H47L48 53H47ZM118 51H120V52H119V53H120L119 55H118ZM121 51H122V52H121ZM132 51H133V53H131ZM134 51H137V52H134ZM166 51H167V52H166ZM199 51H201V53H200ZM203 51H204V52H203ZM23 52H24V53H23ZM31 52H32V54H33V53H34V54L32 55ZM39 52H40V53H39ZM43 52H44V53H43ZM110 52H111V53H110ZM112 52H114V54L116 53V54H115L116 56H114V54L112 55ZM157 52H158V53H157ZM159 52H160V53H159ZM190 52H191V53H190ZM205 52H206V53H205ZM260 52H261V53H260ZM13 53H14V55H13ZM20 53H21V54H20ZM37 53H38V54H37ZM50 53H51V54H50ZM53 53H55V54H53ZM80 53H81V54H80ZM121 53H122V54H121ZM134 53H135V54H134ZM153 53H154V54H153ZM162 53H163V55H165V53H166L167 55H170V57H171L172 55H173V57H175V58H178V57H179V58L177 59L179 63H177V60H175L176 64H174L175 62L173 61V59H174L173 57H171V59L173 58V59H172V62H173V63H170V62H171V61H170V60H171L170 57H168L169 59H168L166 56H164V58H163V57L160 55V54H162ZM198 53H200V54H198ZM213 53H214V54H213ZM11 54H12L16 59H14L13 56H12V58H11ZM22 54H23V55H22ZM25 54H26L27 56H26ZM43 54H46V55H43ZM52 54L54 55V57H53ZM78 54H79V57H78ZM82 54H84V55L81 56ZM109 54H108V55H109ZM130 54H131V55H130ZM133 54H134V55H133ZM189 54H190V55H189ZM251 54H252V56H250ZM36 55H37V56H36ZM41 55H42V56H41ZM50 55H51L52 57H50ZM60 55H62L63 57L60 56ZM74 55H75V56H74ZM145 55H146V56H145ZM159 55L162 57L163 60H164L165 58H166L167 60H169L170 62L168 61V63H170V64L167 63V60H166V59H165V61H163ZM175 55H178V56L176 57ZM182 55H183L185 58H184ZM187 55H189V57H188V59H189L188 62L190 61V57H191L192 55H196V56L198 55L199 57L201 56V61H200V59L197 58V57H196L197 59H195L194 57H193V58L191 57L192 62H193L194 59H195V60H199V61H197V62H201V64L199 63V66H197L198 63H197L196 61H195L194 63L189 62L190 64H189L188 62H186V63H188V64H186L185 62H183V63H185V64L188 65V66L190 65V66H189V69H191L192 67H194V66H192L193 64L195 65L194 69H193V68L191 69L193 72H191V70L189 71V69H188L189 72H191V73H196V74H194V75H192V76H191V74H189V73L187 72V70H186V71H185V70L183 71V70L181 69L182 66H183V64H181V63H182L181 60L184 59V61H186V59H187V58H186ZM212 55H214V56L216 55V56L214 57V56H212ZM247 55H248L249 57H248ZM29 56H30V57H29ZM39 56H40V57H39ZM43 56H46V58L43 57ZM55 56H56V57H55ZM70 56H71V58H70ZM72 56H73V57H72ZM113 56H114V57H113ZM23 57H24V59H23ZM26 57H28L29 59L26 58ZM49 57H50V59H49ZM59 57H61V58L59 59ZM146 57H148V58H146ZM158 57H159V58H158ZM233 57H234V58H233ZM242 57H246L247 59H249L250 57H252V59H254L253 62H254V61H255V62L253 63V62L251 61L252 59H250V62L252 63V65H251V63L248 64V62H246V64L244 65V64H243L244 62L242 63V60L246 61V60H245L246 58L244 59V58H242ZM256 57H255V58H256ZM25 58H26V59H25ZM66 58H67V59H66ZM68 58H69V59H68ZM72 58H73V59H72ZM75 58H78V60L75 59ZM105 58H106V57H105ZM105 58H104V59H105ZM109 58H111V57L109 56ZM109 58L107 57V58L105 59V60H107L106 62H108V59H109ZM112 58H111V59H112ZM130 58H131V59H130ZM182 58H183V59H182ZM236 58H240L239 60H241V58H242V60H241V61H235ZM257 58H256V59H257ZM11 59H13V63H14V65L10 62ZM19 59H21V60H19ZM31 59H33L34 61H36V66H37V68H36L35 70H36V71L39 70V73H40V70H42V72H43V71H45L46 69H48V68H50V67L53 69V72L51 71V69H50V71H48L49 73L52 72V73H51V75H52L51 77H54L53 79L50 77V74H49V73H48L49 75L46 74V71H47V70H46L44 73L39 74V75H38L39 77H37V78H41L40 76H42V78H44V80H45V78H46V79L50 80L49 82L52 83V85L54 84V85L52 86V91H51L52 93H50V90H51V89H48L49 92H48V90H47V92L45 91V88H49V85H48V84H46V83L44 84V83H43L44 86H45V88H42V85H41L42 83H41V81H40V85H37V86H39V87L41 86L40 88H42V89L45 91V93H49V94H45L44 92H42V90H41V92H42L41 94L37 93V92H39L40 90H38V89H37L38 91H37V90H34L35 87H36V88H39V87H37V86L35 85V83H36V84H39L38 82H39V80H41V79H39V80L37 79V80H38V81L36 80L37 82L34 81V82L32 83L33 85H35V87H32V86H31V87L29 88V86L31 85V82H30V84L27 83V84L29 85V86H28L29 90H30V89H33L35 92L37 91L36 93L32 94V92H33L32 90H31V93H30V91H29V93H28V91H27L26 93H18V91H19V90L22 91L24 87H25V90H23L24 92H25L26 90H28V89H26L27 86H24V84H22L21 87H20L19 89H17V90H18L17 92L14 91V90H12V91H14V94H16V93L18 94V95L16 94L17 97H15L16 95H14V97L16 98V99H15V98L13 97V93L11 92V90H9V89H10V88H9V85H10L11 87H12L13 84H14L13 86H17V85L19 86V85H20V84H18L19 81H18V83H17V81H15V82H16V85H15V82H14V80H15V78H16L15 75L18 76V77L20 76L19 78H18V77L16 78L17 80H20V78H21L22 76H24V73H22V74H23V75H22L20 72H17V69H16L17 64H15V63H19V64H21V63H25V62H27V60L29 61V60H31ZM62 59H63V60H62ZM70 59H71V60H70ZM111 59L109 60V62H111V61L113 60V59H112V60H111ZM159 59H161L162 61L159 60ZM232 59H234L233 61H235V62L232 61V63H233V64L235 63L236 66L238 67V68L235 67V68H237L236 71H238V70L240 69L239 71H241V72H239V71H238V72H239L240 74L242 73V75H239V73L235 71V68H234V65H233V64H230V65H229V62H231ZM15 60H16V61L19 60V61H18V62H15ZM22 60H24V61H22ZM56 60H57V61H56ZM61 60H62V61H61ZM67 60H68V61H67ZM76 60H77V61H76ZM85 60H86V59H85ZM157 60H158V61H157ZM219 60H220V61H219ZM1 61H2V62H1ZM53 61H54V62H53ZM55 61H56V62H55ZM58 61H60V62H58ZM71 61H72V62H71ZM153 61H154V62H153ZM159 61H160V63H159ZM214 61L219 62V65L217 64V62L214 63ZM247 61H249V60H247ZM256 61H257V62H256ZM52 62H53V63H52ZM57 62H58V63H57ZM109 62H108V64H109ZM161 62H163V64H161ZM164 62H166V63H164ZM236 62H237V63L241 62V64H240V63L238 64V65H240V67L237 65ZM9 63H10V64H9ZM43 63H45V64H44L45 67H43V66H44ZM47 63H48V64H47ZM49 63H51V64H50V65H51L50 67H49ZM54 63H55V64H54ZM60 63H61V64H60ZM72 63H73V64H72ZM75 63H76V64H75ZM111 63H112V62H111ZM222 63H223V64H222ZM37 64H38V65H37ZM59 64H60V65H59ZM67 64H68V65H67ZM124 64L126 65V67H125ZM132 64H133V63H132ZM167 64H168L169 66H168ZM171 64H172V65H171ZM180 64H181V65H180ZM196 64H197V65H196ZM206 64H207V66L209 65V67L206 68ZM220 64H221L222 66H221V68L219 67L220 74H218V73H219V70H217L216 66L218 67V66H220ZM225 64H226L227 66H226ZM10 65H12V66H10ZM39 65H41L42 67H40ZM56 65H57V67H56ZM61 65H62V66H61ZM65 65H66V66H65ZM123 65H124L125 68L122 67ZM149 65H152V64H149ZM159 65H161V66L165 65L166 68H165V66H164V67H161V66H159ZM173 65H174V66H173ZM175 65H177V67H175ZM186 65L183 66V69H184V68H188V66H186ZM210 65H211V66H210ZM223 65H225L226 68H224ZM241 65H243V66L241 67ZM53 66H55V67H53ZM58 66H59V67H58ZM67 66L69 67L68 69H67ZM127 66H129V67H127ZM178 66H179V67H178ZM196 66H197V67H196ZM212 66L215 67L214 71H212V70H213L212 68H214V67H212ZM229 66H232L233 68H232V67H229ZM39 67H40V68H39ZM46 67H47V68H46ZM60 67H62V68H60ZM158 67H159V69H158ZM160 67H161L162 69H161ZM172 67L177 68V70H176V69L172 70V69H173ZM190 67H191V68H190ZM201 67H202V69H201ZM204 67H205V68H204ZM222 67H223V70H222ZM228 67H229L230 69H227ZM42 68H43V69H42ZM56 68H57V69H56ZM59 68H60V69H59ZM63 68H64V69H63ZM116 68H117L119 71H118ZM126 68H128V69H126ZM163 68H164V69H163ZM208 68H209V70H210V68H211L210 73L215 72V71L217 70V71H216L217 73H215V74H217L218 76H216V75L213 74V73H212L213 76H212L211 74L209 75V74H208L209 72H207V71H209ZM231 68H232V69H231ZM241 68L244 69V70H242ZM44 69H45V70H44ZM62 69L64 70V72L62 71ZM65 69H66V71H65ZM160 69H161V70H160ZM198 69H199V70H198ZM203 69H205V70H203ZM224 69H225V70L227 69V71H228V70H231V72H232V71H235L237 74H236L235 72H233V74L231 73V75H230V74H229L230 72L228 71V72L225 73V70H224ZM14 70H15V71H14ZM55 70H56V71H59V72L61 71L60 74H61V76H63V78L60 77V79L62 78V81H59V80H58V79H59V76H60L59 72H57L58 75H57V73H55L56 75H53ZM116 70H117L118 72L124 70L123 72H121L123 75H122L121 73H119V76H120V74L123 76V77L121 76L122 78L119 77V76L117 75L118 72H117ZM134 70H129V71H134ZM141 70H142V71H141ZM145 70H146L147 72H145ZM158 70H159V71H162V72H160V75H159V76H158L159 72H157ZM168 70H169V71H168ZM197 70H198V71H197ZM201 70H203V71L200 73L199 71H201ZM221 70L224 71V72H222ZM25 71H26V70H25ZM125 71H126V72H125ZM173 71H174V72H173ZM195 71H196V72H195ZM204 71H205V72H204ZM15 72H16V74H15ZM21 72H24V70L21 71ZM26 72H28V71H26ZM62 72H63V73H62ZM76 72H78V71H76ZM105 72H108V73H105ZM221 72H222L223 74L225 73L226 76H225V75H222ZM12 73H13V74H12ZM78 73H79V72H78ZM109 73H110V74H109ZM124 73H126L127 75L124 74ZM157 73H158V74H157ZM185 73H186V74H185ZM205 73L209 75V77H207L208 80L210 79V77L215 79V76H216V79H215L216 81H217L218 79H220L219 75H222L224 78H225V77L228 78V77L230 76L229 79L225 80V81H228V84H226V83H221L222 86H223V85H232V83H233L234 80H235V82H238L237 84H235V82H234V84H233L234 86H235V85H236V86H235V89L233 88V93H232V95H231L232 97H230V99H226V98H225L224 94H222V91H221V90L223 89L221 85H218V88H215V91L217 90V92H214V94H215V96H214L215 99H214V98H213V99L205 98V94L203 95V93H206V91H204V89H203V91L201 90L202 94H201L200 92H198L200 89L203 88L202 86H203V84H205V82H206V81L204 82V80L206 79V78H205V75H206ZM234 73H235L236 75H235V77H232V76L234 75ZM14 74H15V75H14ZM19 74H21L22 76L19 75ZM62 74H64V75H62ZM105 74L109 75V77L106 76ZM129 74L132 76L131 79L133 78V81H136V85H135V83L132 82V80L130 79V77H128ZM188 74H189V75H188ZM197 74L199 75V77H198L199 79H198V78H196V79H198V81H199V80L203 81V82H201V83H200V81H199V86H200V84H201V87H202V88H201V87H198V85H197V82H198V81H196V80L192 81V82H195V84H194V83H191L190 80H188V77H189V79L192 78V77L195 78L196 76H198ZM200 74H201V75H200ZM202 74H204V75H202ZM5 75H6V76H5ZM43 75H44V77H43ZM45 75H46V76H45ZM103 75H104V76H103ZM124 75H126L125 78H124ZM130 75H129V76H130ZM136 75H134V76H136ZM166 75H167V74H166ZM182 75L184 76V78H183ZM208 75H206V76H208ZM214 75H215V76H214ZM237 75H238L239 77H236ZM1 76H2V79H1ZM47 76H48V78H47ZM55 76H57V77H55ZM91 76H90V78H91ZM161 76H162V75H161ZM161 76H160V77H161ZM185 76H187V78H185ZM200 76H201V77H200ZM250 76H251V79H249ZM13 77H14V78H13ZM65 77H66L67 79H70V81L66 80V82H69V84H70V82H71V85H72V83H73L74 86H75V83H77L76 86H75V89L77 90L76 93L74 92L75 89H73L74 86H72V87H73V88H72V89H73L72 92H74V95L77 94V92H78V94L80 93L82 96L84 95V97H85L84 99H83L82 96H80V95H78V96L75 95V96H76L75 99H72V98H73V95H72V97H67V95H64V94L66 93L65 91L62 92V94L65 92V93L63 94V96L60 95V92L62 91L61 89L63 88V86H65V84L63 85V82L65 81V80H64ZM72 77H73V78H72ZM107 77H108V79H107ZM115 77H117V78H115ZM139 77H141L140 81H138L139 84H140V83H141V84L143 83L144 85H138V82H137V80H135V79H138V80H139ZM145 77H146V78H145ZM179 77H180V78L182 77V78L180 79ZM202 77L205 78V79L202 80ZM217 77H218V78H217ZM231 77H232V79H231ZM256 77H258L257 80H259V82L256 81ZM55 78H57V80H56ZM66 78H65V79H66ZM86 78H87V79H86ZM123 78H124V79H123ZM168 78H169V79H168ZM178 78H179V79H178ZM221 78H222V77H221ZM236 78H237V79H236ZM252 78H254L255 81H254V79H252ZM13 79H14V80H13ZM54 79H55L56 81H58L59 83L55 82ZM74 79H75V81H76L75 83H74ZM114 79H115V80H114ZM171 79L175 80L174 83H173L172 81H170V82L173 83V84H170V82H169V80H171ZM182 79H183V80L185 79L184 81H185V83H187V84H185L184 81H183ZM214 79H213V81H215ZM245 79H246V81H245ZM52 80H54L53 82H55V83H53ZM94 80H95V81H94ZM128 80H130V82H132V83L128 82ZM150 80H151V78L148 79V81H150ZM180 80L183 82V84H185V86H183V84H180V83H182ZM186 80H187V81H186ZM191 80H193V79H191ZM221 80H222V79H221ZM221 80H218V82H219V81L222 82ZM229 80H230V81H229ZM237 80H238V81H237ZM247 80H249V82H248ZM251 80H252V82H251L252 84L250 83ZM12 81H13V84H12ZM42 81H43V79H42ZM46 81H47V80H46ZM46 81H43V82H46ZM96 81H97V82H96ZM188 81H189V83H190L191 85H192V84H193V85H196L195 88L198 87V88H196V89H198V91H197L196 89H194L193 85H192V87H190L193 91H189V90H191V89H189V88H188L189 90H187V89H186V88H187V85L189 86ZM210 81H211V80H210ZM4 82H5V83H4ZM93 82H94V83H93ZM165 82L168 83V84H170V85H172V87H173V86L175 87V82H177V83H178V85H177V83H176V85L178 86V87H177V90H183V91H177V90H176V87H175V88H174V87L171 88L170 85H169V87H168L167 84L165 85ZM179 82H180V83H179ZM220 82H219V83H220ZM229 82H230V83H229ZM243 82H244V83H243ZM245 82H247V83H245ZM254 82H255V83H254ZM256 82L259 83V84H256ZM56 83H57V85H56ZM118 83H119V84H118ZM128 83L132 85L133 89L135 90L134 93H133V91H132L133 89H131V88H132L131 85H128ZM149 83H148V84H149ZM158 83H159V84H158ZM162 83H163V84H162ZM239 83H240V84H239ZM248 83L251 84V86L248 85ZM253 83L256 84V85H258V86H256V85L254 86ZM11 84H12V85H11ZM27 84L25 83V85H27ZM59 84H61V85H63V86H62V87H61V86H58ZM99 84H100V82H99ZM104 84H105V85H104ZM112 84H113V86H112ZM117 84H118V85H117ZM133 84H134V85H133ZM146 84H147V83H146ZM160 84H161V85H160ZM46 85H48V86L46 87ZM67 85H68V84L66 83V86H67ZM71 85H69V87H66V86H65V87L63 88V90H64V89L66 90V88H67L68 91H67V90H66V91H67L68 94H69V91H70L68 88H70ZM123 85H122V86H123ZM126 85H127V86H126ZM159 85H160L161 87H159ZM164 85H165V86H164ZM181 85L183 86V88H184L185 90L188 91V93L185 92V90H184L183 88L181 89V87H182ZM22 86H23V87H22ZM44 86H43V87H44ZM50 86H51V84H50ZM54 86H55L56 88L59 87L57 92H56L57 89L54 90ZM57 86H58V87H57ZM91 86H92V87H91ZM119 86H120V87H119ZM134 86H135V88H134ZM142 86H144V88H143ZM156 86H157V87H156ZM162 86H164V87H162ZM166 86H167V87H166ZM179 86H180V87H179ZM204 86H205V85H204ZM219 86L221 87L220 90H219V88H220ZM5 87H6V88L8 87V88L6 89V91L3 89V88H5ZM109 87H111L112 90H113V87L115 88V89L112 91V93H114L115 95H114V94H111L110 92H109L108 94H111L112 96L105 94V93H106V92H105V91H106V88H109ZM137 87H138V88H137ZM185 87H186V88H185ZM223 87H224V86H223ZM236 87H238L237 90H236ZM246 87H247V89H246ZM252 87H253V88H252ZM254 87H255V88H254ZM13 88H14V87H13ZM13 88H12V89H13ZM50 88H51V87H50ZM91 88H92L93 91L91 90ZM98 88H100V90H101V88H102V90H104V91H102V90L100 91ZM155 88H157V89H155ZM164 88H166V89H164ZM168 88H171V89H174V90L172 91V90L170 89V91L168 92V90H169ZM178 88H180V89H178ZM248 88H249V90H248ZM59 89L61 90L60 92H59ZM70 89H71V88H70ZM84 89H85V90H84ZM94 89H98V90H96V91L94 92ZM109 89H110V88H109ZM141 89H142V90H141ZM145 89H147L148 91H146ZM167 89H168V90H167ZM250 89H252V90H250ZM53 90H54V92H53ZM80 90H81V89H80ZM110 90H111V89H110ZM126 90H127V89H126ZM3 91H4L5 93H4ZM9 91H10V93L12 94V95H11L12 97L9 95ZM21 91H20V92H21ZM23 91H22V92H23ZM159 91H161V89H160ZM239 91H243L244 94H243L242 92L239 93ZM250 91H251L252 94L249 95V92H250ZM6 92H8V93H6ZM93 92H94L95 94H94ZM97 92H101V93H99L101 96H100L99 94H97ZM103 92H105V93H104L105 96L102 94ZM115 92H116V91H115ZM130 92H132L133 94L131 93L132 95H130V94H129ZM136 92H137V93H136ZM176 92H177V93H176ZM181 92H182V93H181ZM196 92H198V94H199V93H200V94L198 95ZM247 92H248V93H247ZM53 93H58V94H57L58 97L55 96V94H53ZM92 93H93V94H92ZM147 93H149L150 95H151V93H152L153 96H154L155 94L158 95V94L160 93L159 96L156 95L157 98H158V100H159L158 103H160V105H155V104H156L155 102H156V99H157V98H156L155 96L153 97V98H155V100H154L155 102H154L153 99H152V97L150 98V95L147 96V99H146V101H148V100L151 99V100L149 101L150 103H149V102H148V103H147V102L144 103V101H145V97H146V95H148ZM154 93H155V94H154ZM178 93L180 94L181 98L184 99V100H183V99L181 100L182 103H181L180 101H178V100L180 99V98H177V97H178V95H177ZM184 93H185L186 95H188V96H187L188 98H187L186 96H185V98H184V96L182 97V94L184 95ZM7 94H8L9 97L7 96ZM19 94H23L22 96L20 95L21 99H20V97H19ZM24 94H25V96H26V94H27L26 97H28V98H29L28 94H31V96L34 95V96H33V97H34V100L31 99V97H30V99H31L32 101H31L30 99L25 98ZM35 94H37L38 97L35 96ZM52 94H53V95H52ZM70 94H71V91H70ZM72 94H73V93H72ZM87 94H88V93H87ZM134 94H138V95H134ZM206 94H207V93H206ZM237 94H239V95H237ZM240 94H242L241 97L243 96V98H244L243 100L240 99V98H241V97H240ZM247 94H248V95H247ZM40 95H41V97H42V95H43V96H44V95H47V96L45 97V99H43V98H44V97H43L42 99H40L41 101H38L37 99L39 98ZM59 95H60L61 97H64V96L66 97V99H67V100H66V104H68V106H69V103H70L69 108H67V107H68L67 105H66L67 107H63V106L61 105V103H59V102H60L59 100H63V102H62V101H61V102H62V103H65V101H64L65 98L58 99V102H57L56 98H54V97L59 98V97H60ZM98 95H99V97H102V95H103V96H104V97H102L103 99L101 98L100 100H104L105 102L108 100V102H110L112 105H111V104H108V103L105 104L104 102L102 103L101 101H100V102H96V101H94L93 99L95 98V100H96V96H98ZM116 95H117L118 99H117V97H115V102H114V103L116 104L115 106H116V107H118V105H120V106H119L118 108H116V109H111V106H112V108H114L115 106L113 107V104H114V103H112L111 100H109V99L114 98L113 96H116ZM118 95L120 96V98L122 99V101L119 100V96H118ZM128 95H129L130 98L128 97ZM142 95H143V96H142ZM160 95H162L163 97L160 96ZM172 95H174V98H175V99H178V100L175 101V99H172V98H173ZM176 95H177V97H175ZM202 95H203L204 97H203ZM234 95H235V96L237 95V97H239V98L235 97ZM251 95H252V96H251ZM23 96H24L25 100H28V101H25V100H24L26 103H23L22 105H19V104H21V103L23 102V101H22V100H23ZM50 96H51V99L49 98ZM52 96H53V97H52ZM70 96H71V95H70ZM75 96H74V97H75ZM79 96H80V99L82 98V99L84 100V101H82L84 105H82L81 103H79V105H82V106H83V110L85 109L84 106H86V104L88 105L89 109L91 108V107L89 106L91 98H92V100L94 101V102L91 101V103H93V106H95V104L97 103L98 107H100V106L103 107L102 105H107V107H108V109H107L106 106H104L103 108H101V107L98 108V107H97L99 110H98V109H95L96 106L91 108V109L94 108L95 111L97 110V111H96V112H97L96 114H97V116H99V117H96V116L94 115V113H95V112H93L94 110H91V111H90L89 109H88V110H84V111H87V113L85 114V113H82V112H84V111L80 109V110H81V113L79 112V115H77V116H79L81 119H82L83 117L86 118L87 116H85V115H87L88 113H89V114L93 113V114H91V115H94L93 117H94V119L96 120V123H94V124L92 123V120H93L92 118H93V117H92L91 115H89V117H92V118H90V119H92V120H90V121H91L90 123H92L91 126L94 125L93 127H95V124H96V127L99 126V122H100V121H99L98 124H97V120H99V118H102V119H103L102 121L105 123L106 121H104V119L106 118V117H105L106 115H107V118H106V119H107V122L109 123V121H112V124H113V122H115V120L119 119V117H121V118L123 117L122 114H121V116L117 115V114H118L117 111H119V114H120V113H123V111H124L123 109H124V108L127 109V107H128V108L130 107V110L127 109V111L129 110L128 112H130L131 115L134 114V111L136 112V109H140V106H141V108H142V106H143L142 104H145L144 106H145L146 108L143 106L144 110H145V109H148V110H149L148 107L151 106V103H152L151 101H153V104H154V105H153V104H152V105H153V107L155 108V110H154V108L151 106L150 108H153L152 110H150L151 113H149L148 110H147V111L145 110V112H147V113L144 114V113H143L144 110H142L143 108L140 109V110H137V112L139 111V112H141V113H142L143 115H145V116L141 115V113H140V114H137V115H140L141 117H140V116H139V117H133V116L136 115V113H137V112H136L135 115L132 116V118H129L130 115L127 117V116L125 115V113H123L125 118L127 117V118H129V119H131V120H132L133 118H134V120H136L135 118H137L138 121L140 120V121H139L140 123H139L138 121H137V123L140 124V127H141V124H142V126H143V128H144L145 130L142 129V127H141V128L139 127V128L142 129L141 131H144V132H142V133H146V134H145V136H144V134H143V136H141V135L138 134V132H139V133H141V132L138 131L137 134H138V136H140L141 138H140V137H137L136 134H135V136L137 137L138 140H139V139H143V140H141V141H145V140L149 141V142H150V143H149L150 145L148 146V144H147L148 142L145 141L146 143L144 144V145H145V146H144V145L142 144L143 142H141L140 140H139V142H138L136 139H134V138H135L134 136L132 137L133 132H135V131H131V130H133L134 128L137 129V127H138L139 124H138L137 126H136V124H135V127H134V128L132 127L133 129L131 128V129L129 130L130 132H129V131L127 132L128 134L126 133V131H124L125 129H123V128H126L127 126H130L131 122L134 121V120H132V121L130 120L131 122H130V124H129V121H128L129 119L125 121V120H124V117H123V119L120 118L118 121L121 123V121L124 120V122L122 121L123 123H121V124H122V125H125V122H126V123H128L129 125H126L125 127L123 126V127L121 128L122 125L120 124L121 126H117V125H119V123H118V121H116V122H117V124H116V126H117V130H116V131L118 132L119 130H120V131L123 130V131L126 133L125 135H126L127 138H128L127 140H128V142L130 141L129 144L131 143L130 146H129V147H131V149H130L129 147H125V146H124L125 144H124L123 142H125L124 138H126L125 135H124V138H123V134H124V132L122 133V132L119 131V136H115V135L117 134V132L115 133V131L113 130L114 128L112 129L113 132H112V130H110V129L115 125V123L112 125L111 122H110L109 124H111L112 126H109V124L107 125V123H105V126H106V125H107V127L109 126L108 128L106 127V128L108 129L109 134L112 132V134H114V135L110 134L111 137H110V136H107L108 133L106 132V133H107L106 137H109L110 140H109V139H104V138H106V137L102 138V140H101V136H102V135L100 134V132H101V131L104 132V131L107 130L106 128H104L105 126L102 127V124H104L102 121H101V123H100V125H101L102 128H101V127H97V128L95 127L96 129L93 130V127H91L90 125L87 124V123L89 122V119H88L89 117L86 118V119L88 120V122H84L83 120L80 121L79 117H77V116H76L77 121H75L76 118H70V117H69V115H72V113L74 112V110H77V111L75 112L76 114H77L78 111H79V110H78V106H77V104H78V103H77V102H78V101H77V100H78L77 98H78ZM108 96H110L111 98L109 97V99H108V98H107ZM137 96H138V97H137ZM140 96L142 97V99L139 98ZM170 96H171V97H170ZM180 96H179V97H180ZM244 96H246V97H244ZM1 97H2V98H1ZM3 97H4V98H3ZM18 97H19V99H17ZM33 97H32V98H33ZM35 97H36V99H35ZM41 97H40V98H41ZM132 97H133V99H132ZM148 97H149V99H148ZM160 97H162V98L165 97V99H162V98H161V101L164 100V101H166L167 104L164 103V101H163L162 104H161L160 99H159ZM206 97H208V94L206 95ZM217 97H218V98H217ZM5 98H9V99L11 98L10 101H9V103H8V99H5ZM12 98H14V99H12ZM70 98H71V99H70ZM87 98H88V99H87ZM105 98H107V100H105ZM136 98H137V99H136ZM169 98H170L171 100H169ZM234 98H235V99H234ZM236 98H237V99H236ZM245 98H247L248 100L245 101V100H246ZM3 99L6 100V101H4ZM46 99H47V100H46ZM49 99H50V100H49ZM53 99H54V100H53ZM85 99L88 100L87 102H88L89 104L86 102ZM89 99H90V100H89ZM130 99H131V100H134V99H135V100H134V101H130ZM139 99L141 100V102L138 101ZM238 99L242 100V101L245 102V103L248 102L249 99H250V100H251V101H250L251 103L248 102V104H244V105H243V102H241V101L239 100L240 102H239V104H238ZM2 100H3V102H2ZM13 100H15V101L18 100V101L16 102L18 105H17V104L15 103V101H13ZM19 100H21L22 102H20ZM36 100H37V101H36ZM43 100H44V101L46 100V101L44 102ZM48 100H49V102H48ZM68 100H72V101L69 102ZM97 100H99V98H97ZM142 100H143V101H142ZM172 100H174V101H172ZM189 100H190V101H189ZM216 100H217V101H216ZM253 100H254V101H253ZM30 101H31V103H29ZM42 101H43V102H42ZM51 101L54 102L53 105L58 106V107H56V108H59V107H60V109H56V110H57L56 114H58V115L55 114L56 116L59 117V119L62 118V117H61V114L64 112L63 110L67 109V110H65L66 112H65L64 114H62V116L67 115V116H65V117H67V118H65V121H67V122H68V121L71 122L72 125H73V127H74V125L78 122V119H79V122H78L77 124H78V126H79V123H80V127H81L82 130H84V128H85V126H81L82 122L84 123V124H82V125H88V126H87L88 128H87V127H86V128H87L88 130H90V131H88V130H87V131L85 130V131H86L87 133H89V134H90L91 131H92V133H91L92 135L90 136V140H91V142H89V140H88V142H86L87 138L89 137V136H88L89 134H87L86 132H85V133L83 132V133H84L83 136L81 135V137H79V136H80L79 134L82 132V130L80 129L81 131H79V129H78L79 127L77 126V124H76L77 127H76V126H75V127H76L78 130H77L76 128H74V129H75V131H77L78 133H77V134H74L75 132H74V129H73L72 125H69V123H68V126H69V127L71 126V128L73 129V132H74V133H73V132H72V133L69 132V133L72 134V135L74 134V135H76V136L79 135V136H78L79 138L84 137V138H82V140L84 139V140H83L84 143L86 142L88 146H91L92 148L94 147L95 149H92V148L86 146V145H85L86 143L83 144V145H81V144H80V141L82 142L81 139H78L79 142L76 143V142H77V141H76V140H77V137L75 138V142H74V139H73L74 137H73L72 135H71L72 137H71L70 139H71V140L73 139V140H72V141H73V144H72V143H71V144L74 145V143H76V145L79 144L80 147L77 145V146L79 147V149H78V147H74L75 145L72 146V145L70 144V146H69V144H68L69 141H70V140L68 139V137H69L68 134H69V133L67 134L66 131H65L66 133L61 132L62 130L64 131V130H65L64 127H66V125L64 124V123H65L64 120L62 121L63 124L65 125L64 127H62L63 125L61 126V123H62V122H60V121H61L62 119H64V118H62V119H60V120L58 121V120H54L53 118L51 119L50 116L46 117L47 115H49L48 112H49V113H50V112L52 113L53 110H54V112L56 111V110H55V107H53V105L50 104L52 107L49 106V103H51ZM74 101H75V102L77 101L76 104H75ZM112 101H114V99H112ZM116 101H117V102H116ZM118 101H121L122 103H124L123 106L121 105V104H122L121 102L118 104ZM124 101H125L126 103H125ZM135 101H136V102H135ZM169 101H172V102H175V103H174V104H173L172 102H171V103H168ZM233 101L237 103L238 108H239L241 105H242V106H245V107H242V106H241L238 110H236V109H237V106H235V103H233ZM252 101H253V102H252ZM256 101H258V103H257ZM5 102H7V103H5ZM12 102H14V103L12 104ZM19 102H20V103H19ZM27 102H28V104H29L30 106L35 105V110H36V109L39 110V109H42V108H44V109L41 110L42 112H41L40 110H39V111L36 110V111L34 112V106H33V108L30 107L29 110H27V111H29V112L31 111L30 114H29L28 112H27V113H28V114H27V113L25 112L26 110L23 109L22 112H25L26 115L22 113L23 115L20 114V118H19V112L22 110L21 108H22V107L25 108L26 105H27L26 107H29V105L27 104ZM38 102H39L40 104H39ZM46 102H48L47 105L49 106V109H47V108H48L47 105H46V107H43V106H45V105H43V103H46ZM53 102H52V103H53ZM55 102H56V103H55ZM80 102H81V100H80ZM95 102H96V103H95ZM130 102H131V103H135V104H137V105L140 103L141 105L139 104L140 106L138 105V107L135 106V107H136V109H135V107H131V106H134V105H133V104L130 105ZM142 102H143V103H142ZM179 102H180V103H179ZM190 102H191V103H190ZM255 102H256L257 104H256ZM260 102H261L262 104H261ZM2 103H3L4 105H6V106H5V110H3L4 108H2V107L4 106ZM10 103H11V105H10ZM33 103H34V104H33ZM41 103H42V104H41ZM57 103H58L60 106L57 105ZM71 103H72V104L74 103L73 105H75L77 108H76L75 106H73ZM85 103H86V104H85ZM99 103H102V104L99 106ZM127 103H129V105H128ZM158 103H157V104H158ZM163 103H164L165 105H164ZM178 103H179V104H178ZM193 103H194V104H193ZM197 103H198V104H197ZM240 103H242V104H240ZM253 103H254V104H253ZM14 104H15V105H14ZM24 104H26V105L24 106ZM36 104H38L37 107H36ZM117 104H118V105H117ZM125 104H126V107H125ZM146 104H148L149 106L146 105ZM176 104H177L178 106H181V108H180L181 110L179 109V107H175L176 111H177V109H178L177 112L174 111V109H173L174 106H176ZM185 104H186V106L188 107L189 110H188L186 107H184ZM210 104H211V105H210ZM231 104H232V105H231ZM252 104H253V106H252ZM258 104H259L260 106L257 107ZM9 105H10V106H9ZM12 105H13V106H12ZM63 105H65V104H63ZM71 105L73 106V108H71V107H72ZM90 105H91V104H90ZM163 105L165 106V107H164L165 110H164V108H163V109H162L163 111H161V108L163 107ZM167 105H169V107H168ZM172 105H173V106H172ZM197 105H198V106H197ZM199 105H200V107H199ZM239 105H240V106H239ZM250 105H251V106H250ZM254 105H255V106H254ZM8 106H9V107H8ZM11 106L13 107V108H12L13 113H16L17 110H20V109H21V110H20V111H17L18 113H16L15 115H13V116L11 115V117H14V118H11V119H10V117H9L10 113L13 114L12 111L10 110V109H11ZM16 106H17V107H18V106H19V107L22 106V107H21L20 109H18L19 107L17 108ZM39 106H40V107H39ZM121 106H122V107H121ZM160 106H161V107H160ZM192 106H193V107H192ZM194 106H195V107H194ZM196 106H197V108H196ZM202 106H203V107H202ZM227 106H228V107H227ZM246 106H247V107H246ZM248 106H249V107H248ZM7 107H8V109H7ZM50 107H51V108H50ZM62 107H63V109H62ZM86 107H87V106H86ZM88 107H87V108H88ZM105 107H106V109H105ZM109 107H110V108H109ZM123 107H124V108H123ZM198 107H199V108H198ZM201 107H202L203 109H202ZM207 107H208V108L211 107V108L206 109ZM250 107H252V108H253V107H254V108L257 107V108H256L257 110L255 109V112H257V115L253 116L255 112L252 113V111H254V110H251L252 108H250ZM16 108H17V109H16ZM31 108L33 109V112H32V110H31ZM52 108H53V109H52ZM70 108H71V110H72V109H74V110H73V112H71V111L68 112V114H69V115H68V114H67V111H69ZM79 108H82V107L79 106ZM121 108H122V109H121ZM166 108H167V109H166ZM169 108H172V110L169 109ZM191 108H192V109H191ZM215 108H216V109H215ZM227 108H228V110L230 109V110H229L230 113H229V111L227 110ZM235 108H236V109H235ZM245 108L250 109V111L248 110V113H246L247 110H245V112H244V109H245ZM254 108H253V109H254ZM258 108H259V109H258ZM260 108H263V109L260 110ZM6 109H7V110H6ZM13 109H16V110L14 111ZM25 109H26V108H25ZM27 109H28V108H27ZM46 109H47V110H46ZM50 109H52V111H51ZM100 109H101V110H100ZM103 109H104L105 111H104ZM109 109H110V110H109ZM119 109L122 110V112H120ZM133 109H134V111H133ZM168 109L171 110V111L174 112V113L171 112L172 115H169V114H170V111H168ZM182 109H183V110H182ZM184 109H185V110H184ZM194 109H195V110H194ZM222 109H223V111H221ZM234 109H235L236 111H238L239 113H237ZM242 109H243V110H242ZM48 110H50V111H48ZM60 110H62L63 112H61ZM102 110H103V111H102ZM106 110H107V111H106ZM115 110H117V111H115ZM131 110H132L133 113L131 112ZM141 110H142V111H141ZM153 110H154V111H153ZM157 110H158V111H157ZM191 110H192V113L194 112L193 114H191ZM209 110H211V111H209ZM231 110H232V111H231ZM240 110H241V113H242L241 115H240ZM6 111H8V112L10 111V113H8V112H6ZM88 111H90L91 113L88 112ZM98 111H100L101 113H99ZM110 111H112L113 113H112V112L110 113ZM127 111L125 110L124 112H127ZM156 111H157V112H156ZM165 111H168V112L165 113ZM184 111H185V114L189 117V119L192 120V122L188 119V117H187L185 114H184L185 116L182 115L184 118L179 119L180 117H182L181 114H183ZM195 111H199V112H198V113H195ZM262 111H263V112H262ZM37 112H39V113H38L39 115H40V112H41L42 114H43V112H44V114L41 115L42 117H40V116L37 114ZM59 112H60V114H59ZM102 112H105V113H107V114L105 115V113H104V116H102ZM152 112H154V113L156 114V115L153 114V117H152ZM159 112H160V113L163 112V114L161 115ZM175 112L177 113V115H174V114H176ZM181 112H183V113H181ZM210 112H211L212 114H211ZM214 112H215V113H214ZM226 112H227L228 115H226ZM232 112H234V113H233L234 115H233V114L231 115ZM235 112H236V113H235ZM243 112H244V113H243ZM5 113H7V115H6ZM35 113H36V116H35V117H36V120H37V118H39V121H38V120L36 121V120L33 118V117H34L33 115H34ZM45 113H47V114H45ZM70 113H71V114H70ZM98 113H99L101 116L98 115ZM108 113H109V116H111V115H112V116H111V117H108ZM158 113H159V115H161V116H163V115L166 114L165 117H166L167 115H169L170 118L174 117V119H173L172 121H170L171 119L169 120V116H167V117H168V121H170V122H172V123H173V121H174V123H175L176 121H177L176 123L179 122V124H176V125L173 123L174 125H172V126H173V127L175 126V127L177 128V130H178L179 128H181V130L183 129L182 131H185V132H186V133H185V132H182V131H180V130L177 131L178 134L180 133V134H179L180 136H177V135H175V136H176V137H181V138L178 139V138L175 137V138H176V141H177V139H178V141L176 142V144H174V146H171V142H170V144H169L168 141H167V142L164 141L165 144L168 143V144L170 145V146H169L170 148H169V150H168V148H167V150H166L167 152H166V153H163L162 151H161V152H158V151H160V150L157 149V148H159L160 146H158L159 144L157 145L156 142H157V140H158L159 137H163V136H158V135H161L160 132H159V130H161V128L158 129V127H160V126H158L157 123H155V124L152 123L154 126L151 124V122L154 121L155 119H156V120H159V119H157L156 117H154V116H158ZM164 113H165V114H164ZM167 113H168V114H167ZM178 113H180V114H179V115H180L179 118L177 117V116H179ZM200 113H201V114H200ZM223 113H224V116H223ZM250 113H251V114H250ZM259 113H260V116L258 117ZM8 114H9V115H8ZM32 114H33V115H32ZM76 114L73 113L74 116H72V117H75ZM80 114H83L84 116L82 117ZM114 114H115V116H114ZM126 114H127V113H126ZM147 114H148V115L151 114V117H150V116H147ZM189 114H190V115H189ZM205 114H206V115H205ZM207 114H208V115H207ZM213 114H214V115H213ZM215 114H217L216 117H215ZM219 114H220V115H219ZM235 114H237V115H235ZM249 114H250V115H249ZM255 114H256V113H255ZM5 115H6V117H5ZM17 115H18V117H17ZM21 115H22V116L25 115V117H24L25 119H23ZM28 115H30L29 117L32 116V118L35 120V122L33 121L32 118H31V120H28V119H29V118H28ZM37 115H38V116H37ZM44 115H45V116H44ZM55 115L53 116V113H52L51 116H53L55 119L58 118V117H55ZM127 115H128V114H127ZM137 115H136V116H137ZM212 115H213V117H212ZM246 115H247V117H245ZM7 116H8V117H7ZM15 116H16L17 118H15ZM113 116H114L116 119H112ZM118 116H119V117H118ZM146 116L149 117V118H147ZM161 116H160V118H162ZM198 116H199V117H198ZM225 116H226V117H225ZM228 116H229V117H228ZM231 116H232V117H231ZM234 116H235V118H234ZM239 116H240V118H239V120H237ZM241 116H242V117H241ZM249 116H250V117H249ZM251 116H252V117H251ZM26 117H27L28 119H26ZM43 117H44V120H42ZM45 117H46L47 119H46ZM95 117H96L97 119H96ZM143 117L147 118V120L145 121V119H144ZM165 117H164V119L162 118L161 120L158 121V122H159V125H161V124L163 123L162 120H166V122H168V121H167V117H166V118H165ZM175 117H177L181 122L178 121V119L176 120ZM196 117H197V118H196ZM219 117L221 118L220 121H219ZM244 117H245V118H244ZM255 117H256V118H260V119H258L257 121H255V120H256V119H255L254 122H252V121H253L252 119L255 118ZM262 117H263V119H262ZM18 118L20 119V120H19L20 122H18V123H20V125H23L22 122H24V125H25V124H26V123H25V120H27L28 123L31 121V122H30L31 124L29 123V126H27L28 123H27V125H25L26 127L23 125L24 128H25V130L27 129V127H28L29 129L33 127L32 130H33V129L36 130V129H37V126H36V125H38V124L41 122L40 120H42V122H41L42 124H41V125H38V127H39V128L37 129V132L39 131L38 133H35V135H33V134H34V130L32 131V134H30L31 132H28L29 135H32V136H30V138L32 137L33 139H32V138H31V139L29 138V139L32 140L33 142L38 143V141H39V142L41 143V141H43V142H42L43 144H42V143H41V144L46 146V144H47L46 141H49V140H48L49 138H50V140H51L52 138L56 140V139L58 138L57 135H59L58 133H60L59 137H61V134H62V133H63L64 135H65V134L68 135V136L66 135L67 139L65 138V140H67L68 142H67V141L65 142V140L63 141V139H62L63 136H62V138H61L62 140L60 141V143L65 142L67 145H64L65 143H63V144L58 143V141H59V140H58L59 138H58V139H57L58 141H57V140L55 141V140L52 139V141H55L56 144L53 143V142H51V141H49V142H48V143H49V147H47V146H46L47 148L44 147L45 149L50 148V151H51V148H52V146H51L52 144H54V145H53V148H54V146H55V148H54L55 151H56V149H58V148H60V149L63 150L64 147H65V149H64V151H65L64 154H63V152H61L62 150H60V149L57 150L58 153L56 152V154H59V151H60V154H61V153L63 154L64 158H63V157H61V158H62L64 161H62L61 159H59L58 155H56V158H52V157H50L49 154L52 156V154H51L52 152H50L49 150H47V153H48V152H49V153H48V154L46 153V154L49 156V157H48L49 160L51 161V159H52V160L54 161V163L59 164V166L61 165L60 163H58L59 161H60L61 163L63 162V164H64L65 161L67 160V164H68V163L70 164V162H69V161H70V160H69L70 158H68V156H71V158H72L71 161H72L74 156H78V158H79V153H80V155H82V153L84 154V150H85L86 153H85L82 157L84 158V156H85V157L87 156V157H89L90 160H89V161H88V160H83V158H82L81 156H80V157H81L82 159L79 158V160H78V158H77L78 161L82 160V163H80V162L78 163V164H81V166H82L83 162H85V164H83V165H84V169H83V167L79 166V167L82 168L81 171L83 172V174H80V173H81V171H80L81 168L78 167L79 170L77 169V170H78V171H77V170L75 169V165H74V167H73V165H72V167H71V165H70V168H74V169L76 170V172H79L78 174L80 175L81 179H79L80 177H77L78 179L76 178V176L73 177V174L77 175L76 172H75L74 170H71L73 173H72V172H71V173L68 172V174L70 173L69 175L72 176V178H74V179L69 178L70 176H69L68 178H66V179H68V180H65V178H61V177H59V175H60L61 173H63L62 171H63V169H64V166L66 167V166H69V165H64V166H63V164H62V165H61L62 167H59V166L57 165V166H58V167L56 166L57 168H51V169H50V167H52V166L55 167V164H51V163L49 162V160L47 159V156H46L45 154H43V156H41V155H42V154H41L42 152H43V153L46 152V150H45V152H44V149H41L42 151L39 149V147L41 148V145L36 144L37 146H39V147H37V146H35L34 143H33L34 145H32V142H31V145H32V146H30V142L28 143V141H29L28 137H29V136L26 134V132H27L29 129L26 130V132H25L24 130H22L23 126H22V128H19V127H21V126H18V125H17L18 123L16 122V120H18ZM21 118H22L23 120H21ZM40 118H42V119H40ZM127 118H126V119H127ZM142 118L144 119V121H142V120H143ZM150 118H151V122L148 123V122L150 121ZM153 118H154V120H152ZM158 118H159V116H158ZM204 118H205V119H204ZM223 118H224V119H223ZM229 118H232V119H229ZM233 118H234V119H233ZM249 118H252V119H249ZM8 119H9L10 122L8 121ZM14 119H16L15 122H14ZM48 119H49V122H50V119L55 121V122L52 121L51 123H55V125H53V126H54L56 129H55V131H54V129H52V132H53V133H52V132L50 133V134H52L53 136H55V135L57 134L55 137H52V135L48 134V133L51 131V130L48 129V128L50 127V126H48V125H50L49 122L47 123V126H48V127L46 126V127H47V130L44 128V126H45V125H44V122H45L46 120L48 121ZM66 119H67V120H66ZM68 119H69V120H68ZM71 119H72V120H71ZM74 119H75V120H74ZM106 119H105V120H106ZM108 119H110V120H108ZM111 119H112V120H111ZM148 119H149V121H148ZM185 119H186V120H185ZM202 119H204V120H202ZM206 119H207V120H206ZM242 119H244V120H242ZM11 120H12V121H11ZM73 120L75 121V123H74ZM95 120H93V122H95ZM100 120H101V119H100ZM120 120H121V121H120ZM175 120H176V121H175ZM184 120H185V121H184ZM187 120H188V121H187ZM193 120H194V122H193ZM199 120H200V121H199ZM201 120H202L203 122H202ZM214 120H215V121H214ZM222 120H223V121H222ZM249 120H250V121H249ZM27 121H26V122H27ZM47 121H46V122H47ZM72 121H73V122H72ZM85 121H86V120H85ZM147 121H148V122H147ZM160 121L162 122L161 124H160ZM183 121H184V122H183ZM186 121H187V122H186ZM204 121H206V122H204ZM218 121H219V122H218ZM241 121H242V122H241ZM260 121H261V122H260ZM5 122H6V123H5ZM36 122H37V124H36ZM38 122H39V123H38ZM46 122H45V124H46ZM67 122H66V124H67ZM155 122H157V121H155ZM164 122H165V121H164ZM170 122H168V123H170ZM182 122H183V123H182ZM189 122H190V123H189ZM207 122H208V123H207ZM248 122H250V123H248ZM14 123L17 125V127H15L16 130H18L17 128L21 129V130H20L21 132L18 130L19 133L25 132L24 134L22 133V134H23V139L21 138L22 135H20L19 133L17 134V132H16V135H18V137H20V139H22L23 141H22V140H20V141H17V140H16L15 137H17V136L14 134V133H15L14 126H16V125H13V126L10 125V124H14ZM58 123H60V126L62 127V129H61V127L59 126V128H60V130H61V131L59 130L60 132L57 131V129H58V125H59ZM85 123H86V124H85ZM90 123H89V124H90ZM134 123H136V121H135ZM172 123H171V124H172ZM188 123H189V124H188ZM200 123H201V124H200ZM212 123H213V124H212ZM4 124H5V125H4ZM32 124H33V125L36 124V125H34L36 129L34 128V126H33ZM57 124H58V125H57ZM164 124L166 125V123H164ZM164 124H163V125H164ZM171 124H170L169 126L166 125V127H168V128L171 129V130L168 131L166 127H163V129H162L163 131L161 130L162 133H163L164 135H165L164 132H166L165 130H167L168 132L171 131L172 136H173V132H175V131H172V130H173V129H172L173 127L171 126ZM195 124H196V125H195ZM250 124H251V125H250ZM260 124H261V125H260ZM262 124H263V125H262ZM43 125H44V126H43ZM132 125H133V123H132ZM197 125H198V126H197ZM207 125H208V126H207ZM245 125H246V126H245ZM252 125H253V126H252ZM2 126H5V128H3ZM7 126H8V125H7ZM30 126H31V127H30ZM40 126H42V127H40ZM51 126H52V124H51ZM53 126L50 127V128H53ZM68 126H67V127H68ZM89 126H90V127H89ZM116 126H115V128H116ZM161 126H162V125H161ZM250 126H251V127H250ZM257 126H259V127H257ZM260 126H261V127H260ZM67 127H66V130H67V129H68V130L71 129V128H69V127L67 128ZM119 127H120V128H119ZM130 127H131V126H130ZM187 127H188V128H187ZM239 127H241V128L239 129ZM256 127H257V128H256ZM24 128H23V129H24ZM41 128H44V129H42L43 132H45V131H49V132H45V133L48 134V135H46L45 133H44V134L41 133V132H42ZM86 128H85V129H86ZM89 128H91V129H89ZM100 128H101V129L104 128V131H103V130L98 131V130H100ZM139 128H138L137 130H139ZM165 128H166V129H165ZM184 128H185V129L187 128V129L184 130ZM189 128H190V129H189ZM247 128H248V130H247ZM259 128H260V129H259ZM2 129H3V130H2ZM39 129H40V130H39ZM105 129H106V130H105ZM127 129H128V127L126 128V130H127ZM136 129H134V130H136ZM252 129H253V130H252ZM156 130H158V131H156ZM174 130H176V129L174 128ZM187 130H188V131H187ZM190 130H191V131H190ZM197 130H198V131H197ZM210 130H211V131H210ZM30 131H31V129H30ZM56 131H57V132H56ZM70 131H72V130H70ZM151 131H153V132H151ZM203 131H204V132H203ZM54 132H55L56 134H55ZM98 132H99V133H98ZM102 132H101V133H102ZM156 132H157V136H158V137L156 136ZM177 132H175V133L177 134ZM189 132H190V133H189ZM192 132H193V133H192ZM196 132H197V133H196ZM199 132H200V133H199ZM1 133H0V135H1ZM40 133H41L43 136H42ZM120 133H122V135H120ZM129 133H130V134H129ZM131 133H132V134H131ZM142 133H141V134H142ZM153 133H155V134H153ZM158 133H159V134H158ZM166 133H167V132H166ZM175 133H174V134H175ZM194 133H195V134H194ZM237 133H238V134H237ZM4 134H5V135H4ZM11 134H12V135H11ZM54 134H55V135H54ZM81 134H82V133H81ZM102 134L105 135V133H102ZM163 134H162V135H163ZM181 134H182V135H181ZM259 134H260V135H259ZM6 135H7V136L10 135L11 137L13 136L12 139H15L14 141H17V142H13V140H10L11 138H10L9 136L7 137ZM36 135H37V136L39 135V136L37 137V138L39 139L38 141H34V140H36ZM40 135H41V136H40ZM44 135H45V137H44ZM49 135H50V136H49ZM86 135H87V136H86ZM99 135H101V136L99 137ZM104 135H103V136H104ZM117 135H118V134H117ZM129 135H131L130 137L133 138L134 141H131L132 139H131L130 137H128ZM146 135H147V138H145V140H144V138H142V137H146ZM198 135H199V136H198ZM205 135H206V136H205ZM211 135H212V136H211ZM214 135H215V137H214ZM261 135H263V136H261ZM14 136H15V137H14ZM24 136L27 137L28 141H26V140H27L26 138L24 139ZM33 136H35V137H33ZM46 136H47V137H46ZM85 136H86V137H85ZM112 136H115V140H114L115 142H116V140H119V139H120V141H121V140H122L121 137L123 138L124 141L122 140V141H123L122 143H123L124 145L120 142V143L122 144L121 146H124V149H123V150H127V149H125V148H128V151H129V150L132 151V153L129 151L131 154L134 153V154L132 155V156H133V159H132V160H135V157H134L135 155H136V157H137L139 154H141V153L144 152V154H141V155H143L142 157H146V156H148V155H150V154L145 155V152H148V151H149L148 153H150L151 150H153L152 152L155 151V153H154L153 155H152V152H151V155H150V156H152V157L150 158V159H151V160L149 161L150 163H149L148 161L145 162V166H146V163H148V167H149V169H150L149 172H148V169H147L148 167H146V168L144 169V166H143L142 164H141V165L139 164V163H140V162H139L140 160H138V159H140V158L137 157L138 159L136 158V161L138 160V162L136 163V162L133 161L134 164H133L132 162H129V160L127 161V159H130V161H131V158H126V157H129V155H128L129 153H128V151H127L128 154H127V156L125 157V158H126V161L129 162V164L132 163V165H134L135 168H136L138 165L143 166V171L145 170V172H146V169H147V172L149 173V174L147 173V174H148V176H147L148 178L146 179V177H145V178L143 177V174H144V173H143V171H142V167H141V169H139L140 166H138V168H136V169H138V170H135L134 167L131 168V171H133V173H134V170H135V171H139V172H137V173H140L141 171H142L141 173H143L142 176H140L141 173H140V175L137 176V175H136L137 173L135 172L134 174L137 176V178L135 177L134 174H132V175H134V177L131 175V179H132V177H133L132 180H134V178H136L135 180H139L140 177H143V179H145V180H144L145 183H144V185H142V189H141V190L139 189V191H138V189H137V186L139 187V186L142 184V181H143V180H141L142 178L140 179V180H141V184L139 183L140 181H139L138 183L136 182L137 185L132 181L131 184L134 183L135 186H134V185H130L128 188L125 187L126 184H125L124 181H126V182H128V183H130V181H131L130 178L127 179V180H129V181H127V180L125 179V177H127V176H125V175H128V174H123V173H122V172H124V171L127 169L126 166H127L128 163L125 161V159H124L123 156H122L123 153H124V154H126V153H125L123 150H121V151H123V153H122L120 150H119L120 152H119V151H118V153L116 152L118 155L120 154V155L122 156V159H123V160H122V159H119V158H118V159H119V162H120V160L123 161V163H122V162H121V163L123 164V166L125 165L124 168H126V169H124L123 166L121 167V169H122L123 171H122L121 169H119V171L121 170L120 172L125 176V177H124L125 180H122L123 177H121V176H119V174L117 175V174L115 173L116 179H117L118 177H119V178L121 177V180H122V183H121V184L123 185V186H122V185H120V183H118V184L120 185V187H122V189H119V187H118V190L115 191V193H116V192H119V190H120L121 192H123V190H125V191L123 192V194H124V193H128V194H125L127 197H124L123 194H121L120 192H119V195H118L117 193H116V195H114V185H116L117 183L113 184L114 181H115V179L112 177V175H114V170H115L116 168L120 167L121 165H119V163H118L117 160H116V161H117L116 163H118L119 166L116 167V168H115V165H113V166H114V167H113V166L111 165V163H109V161H107V162H108L107 165H106V163H107L106 161H105L106 163L103 161L105 164H103V162H102V160H103L105 157H107V156H108V157H107L108 160H110V159H111V161L113 160V157L111 158V156H110V158H109V155H110V154L108 155V154L106 153V150L102 147V145L104 146V144H106V140H108V142L111 144L110 141H112V139H113ZM166 136L168 137V136H171V135L168 134V135H166ZM185 136H186V137H185ZM194 136H195V137H194ZM196 136H197V137H196ZM202 136H203L204 138H203ZM216 136H217V137H216ZM258 136H260V137H258ZM4 137H5V138H4ZM18 137H17V139H19ZM39 137H40V138H39ZM48 137H49V138H48ZM51 137H52V138H51ZM116 137H120V138H119V139H118V138L116 139ZM167 137H165L166 140H167ZM213 137H214V138H213ZM235 137H236V138H235ZM237 137H238V140H236ZM7 138H8V140L11 141V142H10V144L12 143L11 145H13L15 148H16V146L18 147V150L21 151V150H22V147H24V146L27 144L28 148H27V146H26V147L23 148V150H24V149H25L26 151H27L28 149H29V150H32V149H33V146H34V150H36L35 148L39 149V151L36 150V153L38 154V153L41 152V153H40L41 155L39 154V156H40L41 158H42V157H46V158H45V159H44V158L40 159V157H38L40 160L43 161V162L41 163L40 160H39L38 158H36L38 155H37L33 150H32L33 152L31 151V153H30V152H29V153H22V152H23V150H22L21 152L19 151L20 153L18 152V154H17V151H18L17 148L14 149L13 147H11V145L8 144L9 141H8V142L6 141ZM9 138H10V139H9ZM41 138H42V139H41ZM43 138H44L45 141L43 140ZM47 138H48V139H47ZM85 138H86V139H85ZM92 138H93V139H92ZM168 138L170 139V137H168ZM188 138H189V139H188ZM197 138H202L203 141H202L201 139H197ZM220 138H221V139H220ZM258 138H260L262 141H260ZM40 139H41V141H40ZM130 139H131V140H130ZM160 139H161V138H160ZM160 139H159V141H161ZM163 139H164V138H163ZM163 139H162V140H163ZM171 139H172V138H171ZM184 139H186V140H184ZM194 139H195V140H194ZM196 139L198 140L197 142H196ZM24 140H25V142H24ZM92 140H93V141H92ZM127 140H126V141H127ZM172 140H173L172 143H174V142H175L174 139H172ZM199 140H200V141H199ZM216 140H217V141H216ZM258 140H259V141H258ZM2 141H0V142H2ZM72 141H70V142H72ZM102 141H105V143L102 142ZM114 141H113V142H114ZM191 141H192V142H191ZM207 141H208V142H207ZM220 141H221V142H220ZM233 141H234V144H233ZM236 141H238V142H236ZM239 141H240V142H239ZM243 141H244V142H243ZM21 142H22V143H21ZM23 142H24V143H23ZM45 142H46V144H44ZM115 142H114V143H115ZM137 142H138V143H137ZM162 142H163V141H162ZM188 142H190V143H188ZM193 142H195V143H193ZM205 142L208 143L209 145L206 144ZM235 142H236V143H235ZM242 142H243V143H242ZM13 143H14L15 145H14ZM40 143H39V144H40ZM89 143H93V144L91 145V144H89ZM101 143H102V144H101ZM109 143H108V144H109ZM132 143L134 144V146H133ZM135 143H136V144H135ZM201 143L203 144V146H202ZM23 144H24V145H23ZM146 144H147V145H146ZM153 144H154V145H153ZM184 144H185V145H184ZM196 144H197V145H196ZM198 144H200V145H198ZM210 144H211V145H210ZM213 144H214V145H213ZM215 144H216V145H215ZM218 144H219V145H218ZM242 144H243V145H242ZM20 145H23V146L21 147ZM47 145H48V144H47ZM58 145H59L60 147L57 148ZM61 145H64V146H61ZM84 145L86 146L85 148H84ZM106 145H107V144H106ZM106 145H105L104 147H105V148H109V150L111 149L110 151H112V150H113V147H114V146L116 147L117 143H115V145H113V143H112V145H113L112 148H111L112 145H111L110 147H108L109 145H107V147H106ZM118 145H119V143H118ZM118 145H117V146H118ZM156 145H157V146H156ZM160 145H161V144H160ZM162 145H163V143H162ZM166 145H167V144H166ZM189 145H191V148H190ZM194 145H195V147H194ZM207 145H208V146H207ZM229 145H230V146H229ZM233 145H234V146H233ZM239 145H240L241 147H240ZM29 146H30V147H29ZM67 146H68V148H66ZM71 146L74 147V148H76V150H77V149H78V150H81L82 153H81V151H79V153H78V152H77L78 150L75 151ZM81 146H83V148H81ZM121 146H120V147H121ZM127 146H128V143H127ZM139 146H140L141 148H140ZM143 146H144V147H143ZM146 146H147V147H146ZM163 146H164V145H163ZM163 146H161L160 148H162V150L164 151V149H166V146L164 147V149H163ZM188 146H189V147H188ZM196 146H197V147H196ZM199 146H200V147H199ZM210 146H212V147H210ZM10 147H11L12 151H14V150H17V151L11 153V149H8V148H10ZM70 147H71V148H70ZM192 147H193V148H192ZM228 147H229L230 149H229ZM244 147H245V150L243 149ZM19 148H20V149H19ZM30 148H31V149H30ZM69 148H70V152H69V150H67V149H69ZM80 148H81V149H80ZM86 148L91 149V151L88 150V149H86ZM116 148L118 149V147H116ZM116 148H115V149H116ZM121 148H122V147H121ZM137 148H138V149H137ZM142 148H143V149H142ZM160 148H159V149H160ZM185 148L188 149V150H186ZM205 148H206V149H205ZM241 148H242V149H241ZM246 148H247V149H246ZM13 149H14V150H13ZM71 149H72L73 151H75V152H71V151H72ZM83 149H84V150H83ZM102 149L105 150V153L107 154V156H106V154H105L104 152H103V153L101 152V153H102V156H103V154H105L104 157H103V159L101 160L102 156L100 155L101 153L99 152V150L102 151ZM115 149H114V152L117 151V150H115ZM119 149H120V148H119ZM147 149H149V150L147 151ZM190 149H191V150H190ZM193 149H194V150H193ZM211 149H212V151L210 152ZM231 149H232V150H231ZM7 150L10 151L9 153H10L11 155H12L13 153H14V155L10 156V154L5 153ZM25 150H24V151H25ZM29 150H28V151H29ZM52 150H53V149H52ZM87 150H88V151H87ZM143 150H145V151H143ZM156 150H158L157 153H156ZM192 150H193V151H192ZM201 150H202V151H201ZM207 150H208V151H207ZM227 150H228V151H227ZM234 150H235V151H234ZM248 150H249V153L246 154V152H247ZM4 151H5V152H4ZM26 151H25V152H26ZM66 151H67L68 153H70V155H67L68 153L66 154ZM107 151H108V150H107ZM110 151H109V152H110ZM187 151H189V152H187ZM198 151H199V152H198ZM205 151H206V152H205ZM239 151H240V152H239ZM244 151H246V152H244ZM87 152H88V155H87ZM94 152H95V153H94ZM164 152H165V151H164ZM230 152H231V153H230ZM15 153H16L17 155H19V156H20V154L22 153V155L24 154V157H26V158H27L28 156L32 157V155L35 153L36 157H35V155H33V157H32V159H33L32 163L34 162L35 159H37V160H35V162L33 163V164L36 165V166L34 165L33 168H36V171L38 170V173L41 174V175H38V174L36 173V171L32 168V165H33V164H32V163H29L30 161L27 162V160H26V161L24 162L25 159L23 158V156L21 155L22 158H23L24 160L21 159V156H20V157H19V156L16 157L17 155H16ZM54 153H55V152H53V154H54ZM71 153H72V154H71ZM74 153H75V154H74ZM77 153H78V154H77ZM89 153H90V154H89ZM97 153H98V154H97ZM110 153H112V152H110ZM121 153H122V154H121ZM178 153H179V155H180V157H179L180 159H181V154H182V156L185 154V155H184V158L186 157V154H187L189 157L191 156L190 159H189V160H190L189 163H191V162H192V163H191V164L187 163V164H189L190 167H193V166H191V165H195V167H196L195 169H196V170H195V169H192V168H191V169H192V170H191L190 168H188L189 166H187V164H184V163H183V161H185L186 158H185V159L182 158V159H181L182 161H180L179 158H178L179 160H177L176 157H177V154H178ZM199 153L201 154V156H200ZM205 153H206V154H205ZM238 153H239V154H238ZM243 153L246 154V155H244ZM250 153H251V155H250ZM25 154H27V155H25ZM124 154H123V155H124ZM159 154H160V155H159ZM234 154H236V155H234ZM15 155H16V156H15ZM65 155H66V157H67L68 159L65 158ZM89 155H90V156H89ZM111 155H112V154H111ZM114 155L116 156V154H114ZM118 155H117V156H118ZM196 155H197V156H196ZM243 155H244V157H245V158H244V159H245L244 162H243V160H244V159H243ZM253 155H254V156H253ZM13 156H15V157H13ZM54 156H55V155H54ZM54 156H53V157H54ZM99 156H100V157H99ZM115 156H114V160H115ZM130 156H131V155H130ZM175 156H176V157H175ZM206 156H208V157H206ZM231 156H232V157H231ZM233 156H234V157H233ZM239 156H240V157H239ZM57 157H58V159H57ZM87 157H86V158H87ZM139 157H141V156H139ZM142 157H141V158H142ZM148 157H149V156H148ZM148 157H146V158L148 159ZM153 157H154V158H153ZM195 157H197V158H195ZM247 157L249 158V160L247 159ZM16 158H18V159H16ZM19 158H20V159H19ZM74 158L76 159V157H74ZM107 158H106V160H107ZM116 158H117V157H116ZM174 158H175V159H174ZM187 158H188V157H187ZM5 159H6V160H5ZM10 159H12V160H10ZM32 159H30V158L28 157V160H32ZM54 159H56V161H55ZM65 159H66V160H65ZM162 159H163V160H162ZM172 159H173L174 161H173ZM210 159H211V160H210ZM238 159H239V160H238ZM251 159H252V161H251ZM261 159H262V160H261ZM4 160H5V162H4ZM68 160H69V161H68ZM77 160H75V161H77ZM148 160H149V159H148ZM152 160H153V161H152ZM169 160H172V161H170V163L173 162V164L178 162V166H179L180 162H181L180 166L182 165V163L184 164V167L181 166L182 169H183V168H186V169L183 170V171L186 170L185 173H183V171H181V175L184 174L183 177L180 176V171H178V169H179L180 167L178 168L177 164H176V165H173V164H172V166L178 168V169H176V172H178V173H174L175 171H171V170H170V169H171L170 167H172V166L170 165V167H169V164H170V163H169ZM212 160H213V163H211ZM36 161H37V162L39 161V162L36 163ZM47 161H48V163H50L51 165L48 164V163H45V162H47ZM57 161H58V162H57ZM78 161H77V162H78ZM86 161H88V162H86ZM142 161H143V163H144V161H146V159L144 160V159L142 158ZM142 161H141V162H142ZM165 161H166V162H165ZM187 161H188V159H187ZM193 161H194V162H193ZM214 161H215V163H214ZM248 161H249V162H248ZM6 162H7L8 164H7ZM19 162H20V163H19ZM51 162H52V161H51ZM72 162H73V161H72ZM72 162H71V164H72ZM151 162H152V163H151ZM161 162H163V163H161ZM28 163H29L30 165H29ZM40 163H41L42 167H38V164H39V166H41ZM43 163H45V165H44ZM52 163H53V162H52ZM75 163H76V162H75ZM87 163H88V164H87ZM112 163H113V162H112ZM114 163H115V162H114ZM121 163H120V164H121ZM185 163H186V161H185ZM193 163H194V164H193ZM238 163H239V165H238ZM242 163H243V165H242ZM250 163H252V164H250ZM254 163H255V164H254ZM10 164H11V165L14 164V165H13L12 167H10V166H11ZM31 164H32V165H31ZM47 164H48V166L50 165V167L48 168V171L46 170L47 167H48ZM73 164H74V163H73ZM76 164H77V163H76ZM78 164H77V165H78ZM109 164L112 166L111 169L114 168V170H110V168L107 167V169H105V171H106V172H109V171H110V172H109V173H103V172H105V171L103 170V167H104L103 165L109 166ZM129 164H128V166H129ZM136 164H138V165H136ZM161 164H162V165H161ZM216 164H217V167H216ZM4 165H5V168H3ZM24 165H25V166H24ZM43 165L45 166L44 168H46V169L43 168ZM77 165H76V168H77ZM85 165H87V166L90 165V166H89L90 170H89L88 167L85 166ZM132 165L130 164V166H129V168H128L129 170H130V167H131ZM156 165H157L158 167H157ZM159 165H160V166H159ZM166 165H167V168H166ZM197 165H198V166H197ZM246 165H247V166H246ZM250 165H252V166H250ZM253 165H254V166L257 165L256 168H255V170L261 171L260 173H258V172L256 171L259 175H256V172H254V171H255L254 169H252V171L254 170L253 172L250 171V169H251L250 167H253ZM6 166H7V168H8V167H10V168L7 169ZM23 166L25 167V169H24ZM29 166H30L32 169L29 168ZM106 166H105V167H106ZM116 166H117V164H116ZM243 166H244L245 168H244ZM1 167H2V168H1ZM13 167H14V168H13ZM91 167H92L93 170H94V172H92V174L90 173V172L92 171V170H91ZM109 167H110V166H109ZM174 167H173V168H174ZM213 167H214V170H215V169L218 170V168H219V170H220L221 172H218L219 170H218V171L216 170L217 172L214 171V170L212 171V168H213ZM17 168H18V170H16ZM26 168H27V169H26ZM37 168H38V169H37ZM41 168L44 169V170H40ZM61 168H62V171L60 170ZM66 168H67V167H66ZM66 168H65V169H66ZM85 168L88 170L89 174L84 173L85 170H86ZM169 168H170V169H169ZM173 168H172V170L175 169V168H174V169H173ZM187 168H188V170H187ZM249 168H250V169H249ZM2 169L4 170V172H3ZM5 169H6V170H5ZM13 169H15V171H16L17 173H15V171L13 172ZM49 169H50V171H49ZM53 169H55V170L58 169V172H59V170H60V171H61V172H59L60 174H59L58 172L54 171ZM68 169H69V168H68ZM68 169H67V171H68ZM108 169H109V171H108ZM182 169H179V170H182ZM206 169H207V170H206ZM244 169H245V170H244ZM248 169H249V170H248ZM8 170H9V171H8ZM21 170H22V171H21ZM26 170H28L29 173L26 172ZM32 170L35 171V172H33ZM51 170H52V171H51ZM69 170H70V169H69ZM129 170H127V171H128V172H131V171H129ZM140 170H141V171H140ZM165 170H166V171H165ZM167 170H168V171H167ZM169 170L171 171L170 173H169ZM246 170H247V171H246ZM11 171H12V172H11ZM23 171H25L26 173H24ZM39 171H40V172H39ZM41 171H42V172H41ZM46 171H47V173H48V172H51V173L53 174V178H54V179L51 178V177L49 176V174L46 173ZM53 171L56 172V175H54L55 173H54ZM67 171H66V172H67ZM112 171H113V172H112ZM188 171H189L190 173H189ZM209 171H210V172H209ZM249 171H250L251 173H248ZM31 172H32V173H35V174L33 175ZM44 172L46 173V174H44L46 177H48V176L50 177V178H48L49 180H53V181L51 182L50 186L53 185L54 180H58V179H61L63 183H65L64 180H65V181H69L70 179H71V180H76V181H69V183H70V182L77 183V180H78V184H75V185L73 184L72 186H71L72 183H71V184H66V186L69 185V186H68V189H69L68 191H69L70 194H68V198H67L66 195H64V194H67V193H68V192L65 193V190L67 191V187H66V186H64V187L66 188L65 190H63L64 188H63V189L61 188V189L63 190V192H64V194H63V195L61 194V195H62V196H66L67 200L69 199V196H70V198H71V197H73V198L76 197V198H74V199H70V200H74L77 204H78V201H77L76 199H78V198L80 199V201H82L80 204H82V203L84 202L83 198H84V199L86 198V199H85L86 202L88 201L87 203L85 202L86 204L90 203V202L92 201L91 199H93V201H92V205H91V203H90V205H89V204H88V205L85 204V205H83L82 210L84 209L85 206H87V207L90 206V207H91V206L95 205L98 201H101V200H100L101 198H102V201H101V202L104 203L105 199H106V201H109V200H107L108 198H109V199H110V197H111V198H115L114 196H116L117 201H115V199H114L115 202H113V203H114L115 205H113V206H114V208H116V207L119 208V210H118V209L115 210V211H118V213L116 212L117 214H116V213L113 214V212H114L113 210H114V209L112 210L113 206L111 205V206H109V207H110V208L112 207V208H111V210H112V212H111L112 215H110V216L108 215V216H109V217L112 216V217H111L110 219H107V218H109V217L107 216L106 213H104V214H106V215L103 214L102 216H100V217H102V218L100 219V217L97 215L96 212H95L96 214H95L94 212H93V213L90 212V214H89V212H87L89 207H88L87 209H86V207H85L86 210H83V211H80V212H79L78 210L81 208V206H80V204L76 205V203H75V206H77V208L79 207V209L77 210L78 212H77V211H72V209L75 210L74 208H76V207L73 205V202H74V201H70V200H69V201H70V203H69V201H68V202L65 201V200H66L65 197H64L65 199H61L62 196H60V197L57 198V196H59L60 194L57 195V196H55V195L58 194L59 191H60V190H58V192H56V191H57L56 189H59V188L63 185V184H62L60 187H59V185H58V184H61V183H58L59 181L61 182V180H59L58 182L56 181V184H57L58 186H57V185L55 184V182H54V185L57 186V187L55 186V187H56V189H55L56 191L54 190V192L56 193L55 195L53 194L54 192L50 191V192H52V194H53V195H52V194L49 192V189H46L47 187H46V188L44 187V188H45V190L43 191L44 193L42 192V190H43V188L41 187V184H42V183L40 182V183H41V184H40V183H37V182H39L40 179H41V181H42L43 183L46 182V181L48 180V179L46 180V177H43L44 175H42V174H43ZM64 172H65V171H64ZM66 172H65V173H66ZM86 172H87V171H86ZM95 172H96V175H95ZM117 172H118V171H117ZM194 172H197V174L194 173ZM214 172H215V174H214ZM240 172H243V174H241ZM4 173H5V174H4ZM22 173L25 174V175H27V173L29 174V176H25V175H24V176H25L26 179H28L27 177H29V179H30L29 182H30V183L27 184V182H26L27 180L24 181V180L21 179L22 181L26 182L25 185H24V182H22V181L20 180V178L25 179L24 176L21 177V175H23ZM93 173H94V174H93ZM102 173L104 174V177H105V178H106V177L109 178V175H110L111 173H113V174L110 175L111 178H109V179H108V178L105 179V178L103 177V179H105V180H103L104 183H105V184H103V185H106V182H107V185H108V182H109V185H108V187L110 186L109 188L106 186L107 188L104 189L105 187H104L100 182H99L100 184L98 183V181H100V180L97 179V177L99 176L98 178H100V176H101ZM118 173H119V172H118ZM121 173H120V175H122ZM131 173H132V172H131ZM158 173L160 174V177L162 176V174H163V176H164L166 173H169L168 175L171 174L172 178L175 177L174 179H175L176 181H172L173 179L171 178V176L168 177V176L165 175V180H166V177H167V178H168L167 180L172 179V180H170L171 182H178V181H181V182H182V181H183V180H181L182 178H184V177H189L190 174H191V177H189L188 179L186 178V180H185V181H187V183H186V184H185V182L183 183L184 186L182 185L181 182H179L180 184H179V183H178V184H177V183H173V184H177L178 186L175 185V186H177V187H179V186H180L181 188H182V186H183V188L186 187L187 189H186V188L183 189V190L185 191V192H184V191H183V192L186 193V191H187V194H185V195H187V196H185L184 193L182 194L181 189H180V190L178 189V193L181 192V194H175L176 187H175L174 185H173V186L175 187V189H174V191L172 192V190H173L172 187H170L172 190L169 188V186H171L172 183H171L170 181H168V183H167V182H166L167 180H166V181L163 180L164 178H163V179H162V178L159 179L160 177H159V178H156V177L159 176ZM161 173H162V174H161ZM220 173H221V174H220ZM253 173H255V174H253ZM7 174H9L10 176L7 175ZM11 174H13V175L11 176ZM14 174H15V175H14ZM17 174H18V175H17ZM20 174H21V175H20ZM31 174H32V175H31ZM57 174H59V175L57 176ZM71 174H72V175H71ZM84 174H85V176L82 177V175H84ZM105 174H106V175H105ZM107 174H109V175H107ZM172 174H174L175 176L173 177ZM176 174L178 175V178H177V175H176ZM188 174H189V176H188ZM206 174H207V176H205ZM237 174H238V175H237ZM252 174H253V175H256V176H253ZM260 174H261V177H262V178L260 177V179H259V177H257V176H260ZM30 175H31L32 177H31ZM35 175H36L37 177H36ZM62 175H63V174H62ZM62 175H61V176H62ZM66 175H67V174H66ZM66 175L64 174L63 177H64V176L66 177ZM86 175H88L87 178H86ZM89 175H91V176L89 177ZM123 175H122V176H123ZM144 175H145V174H144ZM155 175H157V176H155ZM185 175H186V176H185ZM211 175H212V176L214 175V177H212ZM250 175H252V176H250ZM262 175H263V176H262ZM17 176H18V177H17ZM41 176H42V177H41ZM51 176H52V175H51ZM77 176H78V175H77ZM93 176H95V177H93ZM102 176H103V175H102ZM117 176H118V177H117ZM129 176H130V174H129ZM129 176H128V177H129ZM145 176H146V175H145ZM163 176H162V177H163ZM209 176H210V177H209ZM245 176H246V177H245ZM13 177H14V179H13ZM30 177H31V178H34V177H35V178H37V180H39V181H36L35 178H34L35 180L33 179V180H34V181H33ZM39 177H40V178H39ZM128 177H127V178H128ZM194 177H195V178H194ZM211 177H212V179H211ZM249 177H250V178H249ZM253 177H254V178H253ZM4 178H5V179H4ZM9 178H10V180H9ZM11 178H12L13 181H11ZM18 178H19V179H18ZM89 178H90L91 180H90ZM94 178H95L96 180H95ZM101 178H102V177H101ZM101 178H100V179H101ZM112 178H113V179H112ZM138 178H139V179H138ZM169 178H170V179H169ZM196 178H197L198 181H196ZM222 178H223V179H222ZM242 178H244V179H242ZM256 178H258V179H256ZM17 179H18V180H17ZM29 179H28V180H29ZM86 179H89L90 182H88L89 180L87 181ZM107 179H108V181H107ZM158 179H159V180H158ZM178 179H180V180H178ZM189 179H191V180H189ZM192 179H193V180H192ZM200 179H201V180H200ZM202 179H203V180H202ZM204 179H205V181H204ZM206 179H207V181H210V182H207ZM234 179H235V180H234ZM250 179H251V181H250ZM254 179H256V182H255ZM16 180H17V181H16ZM44 180H45V181H44ZM49 180L47 181L48 183H46L47 185H48L49 182H50ZM93 180H95V182H97V184L95 183V185H96V186H95V189H94V184H93L94 181H93ZM113 180H114V181H113ZM118 180H119V179H117L115 182H118ZM155 180H156V181H155ZM160 180H162V182H160ZM188 180L190 181L189 184L191 183V185L188 184ZM233 180H234V182L236 181V182H238L239 184H238V183H234ZM252 180H253V181H252ZM258 180H259V181H258ZM260 180H261V182H262V181H263V182L261 183ZM7 181H8V182H7ZM10 181H11V182H10ZM35 181H36V182H35ZM80 181H81V182H80ZM103 181H101V182H103ZM157 181L159 182V184H162V183L164 184V181H165V183H166V185H167L166 187H167L168 189L164 188V187H165V184H164V186H163V184H162L163 187H162L161 185H158V182H157ZM199 181H200V182H199ZM240 181H241V182H240ZM243 181H244V182H243ZM257 181H258V185H256V184H257ZM14 182H16V183H14ZM21 182H22V183H21ZM32 182H33V183L35 182V184L37 183V185H39V186H37V185H35V184H34V185H35V186H34ZM91 182H92V184H91V186H90L89 183H91ZM119 182H120V180H119ZM148 182H149V183L151 182L150 185H149V187L154 186L155 189H156L157 187H161V188H163L164 190H159V192H160V193H159L158 191H156V190L152 187L153 189L150 188V190L147 191V189H148V184H149ZM204 182H205V183H204ZM254 182H255L256 184H254ZM2 183H3L4 185H3ZM11 183H13V184H12V186H13L12 188H11V186H10ZM123 183H124V184H123ZM128 183H127V184H128ZM153 183H154V185H153ZM169 183H171V184H169ZM192 183L194 184V187H193V188H195V192H194V193H193V190H194V189H193V188H190V186L192 187V185H193ZM260 183H261V184H260ZM9 184H10V185H9ZM15 184H17L18 186L21 185L20 187H22L23 189L20 188V187H18V186H16ZM44 184H45V183H44ZM44 184H42V186H43ZM98 184H99V185H98ZM145 184L147 185V186H146L147 189L144 187ZM200 184H201V185H200ZM234 184H235V185H234ZM237 184H238V185H237ZM249 184H250V185H249ZM22 185H23V186H22ZM26 185H27L28 187H24V186H26ZM101 185H102V187H104L103 189H101ZM119 185H116V186H119ZM151 185H152V186H151ZM155 185H156V187H155ZM157 185H158V186H157ZM168 185H169V186H168ZM181 185H182V186H181ZM186 185L189 186V190H190L191 192H189V190H188V186H186ZM228 185H229V186H228ZM232 185H233V186H232ZM236 185H237V186H236ZM255 185H256V187L260 185L261 188H260V189H259V187L256 188ZM261 185H262V186H261ZM50 186H49L48 188H50ZM73 186H75V188H73ZM92 186H93V188H92ZM116 186H115V187H116ZM131 186H132V187H133V186L135 187V189H134V187H133V191L130 190V189H132ZM201 186H202V187H201ZM17 187H18V188H17ZM40 187H41L42 190L40 189ZM89 187H90V189H89ZM97 187H98V189H97ZM123 187H124L125 189H124ZM140 187H141V186H140ZM140 187H139V188H140ZM180 187H179V188H180ZM207 187H208V188H207ZM231 187H232V188H231ZM252 187H253V189H252ZM262 187H263V188H262ZM38 188H39V189H38ZM91 188H92V190H95V191H92ZM144 188H145V189H144ZM203 188H204V189H203ZM206 188H207V189H206ZM222 188H223V189H222ZM227 188H229V189L231 188V189H230V190H227ZM233 188H234V189H233ZM236 188H238V189H236ZM27 189H28V190H27ZM33 189H34V190H33ZM53 189H54V186L51 187L50 190H53ZM70 189H71V190H70ZM73 189H74V191H73ZM96 189H97V191L100 189V191H98V192H102V190H103V191L106 190V192H105L106 194H105L104 192L99 194V193L96 191ZM115 189H117V187H116ZM126 189H127V190L129 189V192L126 191ZM136 189H137V192H141V193H143V195H142L141 193H140L141 195H140L139 193H137V192L135 191ZM200 189H202V190H200ZM221 189H222V190H221ZM225 189H226V191H225ZM13 190H14V191H13ZM46 190H48V191H46ZM62 190H61V191H62ZM77 190H78V191H77ZM88 190H89V191H88ZM108 190H109V192L112 191V195H111V193L108 192ZM143 190H144V191H143ZM151 190H153L152 193H151V195L153 196V197L151 196L152 199H153V198L155 199L154 194L156 195V198H157V194H156V192H158V193H159L158 196L161 195V197H162L163 195L165 196L166 194H167L166 196H168L169 194H171V195H170V197H171V196H172V193H173V194H175L177 197H178V195H179L181 198L178 197L180 201H179V202L177 201L175 204L170 205V206L168 207L169 204L167 205L166 202H168V200L171 199L172 197H171V198H169V197L167 198L166 196H165V197H162L163 199H164V198L166 199V202H165V203H164V200L161 199V197H158L156 201H159V202H160V201L163 200V201H162V204H159V203L157 202V203L159 204L158 206H162L163 203H164L167 207H165V205L163 206V207H165V208L162 207L163 209H161V207H160L159 210H161V211H160L158 214H156V215L154 214V215L148 217V213L143 214V213H144V210H143V209H146V207H147L148 210H150V209H151V210H154L155 208H159V207L156 206L154 209H152V208L149 209V205H150L151 203H153V201H150V200H152V199L149 197V195H148L149 198H146V196L144 197V195H146L147 193H149ZM170 190H171V191H170ZM253 190H254V193H253ZM255 190H256V191H255ZM260 190H261L262 192H261ZM3 191H5V192L3 193ZM34 191H35V192H34ZM39 191H41L42 193L39 192ZM61 191H60V192H61ZM91 191H92V194H94V193L96 192V193H98V195H100V196H98V195H96V194H95L94 196L92 195V197H94V198H97V197H98L97 199H99V200H97V199L94 200V198H91V193H90ZM130 191H132L131 193H133V192L135 191V192H134L135 195L133 194V195H134V196H133V195L130 193ZM145 191H147V192H145ZM155 191H156V192H155ZM167 191H168V192H167ZM196 191H198V192L203 191L204 194H203V193L200 194V193H201V192H200V193H199V194H200V198H199V197H198V192H197V194H196ZM204 191H206V192H204ZM223 191H225L228 195H227V197L225 196L226 198H224V200H226V201H223V203H224V202H225V203L222 205V206H224V207L221 208V210L223 209V210H222V213L220 212V214H219V213L217 214V215H219V216H218L219 219H217V218H216V215H215L214 218H216V220H211V221H212V223H211L210 220H209L208 218H207V219H208L209 221L205 220L204 218H203V219L201 218L200 220H202L203 223H204V221H205V223H204L205 225H204V227H202V228H203V229H202L201 226H203V224H200V225H199V223H198L199 219H198L197 216L202 217V216H205V215H200V213L198 212L199 209H201V212H204V211H202V210L205 209V213H207L206 211H208L209 208H210L211 210H213V212H214V208H215V209H216L215 212H216V211H217L216 206H211V207L207 208V210H206V206L208 205L207 203H209V206H210V205H211V202H212V204H213L214 202H217L218 200H220V199H218L219 197L221 198V200H223V199H222V195H223V196L226 195V194H224L225 192H223ZM227 191H228L229 193H228ZM258 191H259V192H258ZM48 192H49V193H48ZM73 192H74V194H73ZM81 192H82V193H81ZM154 192H155V193H154ZM165 192H166V193H165ZM176 192H177V191H176ZM25 193H26V194H25ZM36 193H37V194H36ZM39 193H40V194H39ZM107 193H109L111 196H108L109 194H107ZM144 193H146V194H144ZM222 193H223V194H222ZM255 193H257V194H255ZM21 194H22V195H21ZM38 194L41 195V196H43V199H42V197H39ZM71 194H72V195H71ZM104 194H105V195H104ZM129 194H130V195H129ZM149 194H150V193H149ZM220 194H221V195H220ZM5 195H6V196H5ZM26 195H27V196H26ZM28 195H29V196H28ZM31 195L33 196V199L30 198V197H32ZM49 195L53 196V197H54V200L61 199V200H63V201H61V200H60V201L63 202V203H64V201H65L64 205L67 204V203H69V204L72 203L73 207H72V205H69V206H71V207H70L69 211H67V210H65V208L68 209L69 206L67 205V206H68V208H67L66 205H65V207H64L63 204L59 203L60 205H62V209L60 210V208H58L60 205H57V202H59L58 200H57L56 203L53 202L54 200H53L52 202H49V203H48V201H50V200L47 201V199H45V198H47L46 196H49ZM74 195H75V196H74ZM81 195H82V196H81ZM88 195L90 196L91 199L89 198ZM101 195H102V196H101ZM120 195L123 196L124 199H123L122 197H120ZM128 195H129V196H128ZM175 195H173V196H175ZM183 195H184V196H183ZM194 195H195V196H194ZM255 195H256V196H255ZM257 195H259V196H257ZM261 195H262V196H261ZM4 196H5V198H4ZM51 196H49L48 199H49ZM79 196H81V197H79ZM84 196H86V197H84ZM87 196H88V197H87ZM95 196H96V197H95ZM103 196H104V197H103ZM105 196H107V197H105ZM117 196H119V197L121 198L119 202H121V201L123 202L124 200L126 201V199H127V202H126V203H125V201L123 202L122 207H120V204H122V202L118 204V198H117ZM132 196H133L134 198H133ZM138 196L141 197V198L144 197V198H143V201H142V199H140ZM253 196H255V197H253ZM37 197L41 198L42 200L45 199L47 202H46L45 200H44L43 203L40 202V200L37 201V200L39 199V198H37ZM44 197H45V198H44ZM53 197H52V198H53ZM55 197H56V198H55ZM77 197H78V198H77ZM100 197H101V198H100ZM129 197H131V199H130ZM183 197H184V198H183ZM195 197H196V198H195ZM35 198H37V200H36ZM145 198H146L147 201H148V199H149V202H151V203H149V205H148V202H147L146 204L143 203V202H145V201H144ZM159 198H160L161 200H158ZM173 198H174V197H173ZM175 198H176V197H175ZM175 198H174V199H175ZM178 198H176V200H178ZM185 198H186V199H185ZM193 198H194V199H193ZM197 198H198V199H197ZM255 198H256V199H255ZM257 198H259V199L262 198V199H260V200L257 201ZM30 199H31V200H30ZM34 199H35V200H34ZM79 199H78V200H79ZM81 199H82V200H81ZM88 199H89L90 201H89ZM103 199H104V200H103ZM122 199H123V200H122ZM129 199H130L131 201H130ZM174 199H173V200H174ZM29 200H30L31 203L35 202V203H33V204H34V207H33V204H32V207H30L31 204L29 203ZM33 200H34V201H33ZM42 200H41V201H42ZM96 200H97V202H96ZM140 200H141V203H142V204H140ZM196 200H197V201H196ZM221 200H220V201H221ZM251 200H252V201H251ZM254 200H255V201H254ZM80 201H79V202H80ZM111 201H113V199H112ZM136 201H137V202H136ZM138 201H139V203H138ZM156 201L154 200L155 203H156ZM171 201H172V200H171ZM171 201L169 200V203H170ZM256 201H257V202H256ZM134 202H135V203H134ZM226 202H227V203H226ZM262 202H263V203H262ZM27 203H29V204H27ZM38 203H42L41 205H43V204H44V205H47V206L50 205L49 207H52L53 203H55L57 209L54 208V207H55V204H54V206L52 207L54 210H53L52 212L49 211V212H51V213H49V212L47 211L48 209L46 210V212H45V210L43 209V213H42V212H40V213H42V214H46V215H39V214H40V213H39V211H40L39 208H41V207H35V205L37 206ZM93 203H95V204H93ZM105 203H106V202H105ZM108 203H110V202H107V203H106V206H108ZM113 203H111V204H113ZM116 203H117V204H116ZM124 203H125V204H124ZM128 203H130V204H128ZM160 203H161V202H160ZM201 203H202V204H201ZM217 203H221V202H217ZM259 203L262 204V205H260ZM100 204L102 205V203H98V204H96V205L98 206V205H100ZM133 204H134L135 206H137V204H138V205H140V206H142V207H140V208H139V207H136V208H135V206H134ZM144 204L146 205V207L144 206ZM215 204H216V203H215ZM41 205H39V206H41ZM44 205H43V206H44ZM109 205H110V204H109ZM118 205H119V206H118ZM130 205H131V206H134L132 209L135 208V209H134L135 212H137V210H138L137 208H139L140 211L142 210L141 213H142L143 215H146V217H148V218H144V217L142 216V214H139V213H140L139 211L137 212L138 214L135 213L133 210H131V206H130ZM153 205H154V204H153ZM153 205H151V206L154 207ZM155 205H156V204H155ZM198 205H199V207H198ZM213 205H214V204H213ZM216 205L218 206V205H220V204H216ZM225 205H226V206H225ZM254 205H256L257 208H256V206L254 207ZM5 206H6V207H5ZM47 206H46V207H47ZM57 206H58V207H57ZM97 206H96V207H97ZM104 206H105V204H104ZM123 206H125L126 208L123 207ZM151 206H150V207H151ZM180 206H181V207H180ZM184 206H185V207H184ZM186 206H187V208H186ZM202 206H203V207H202ZM261 206H262V207H261ZM49 207H47V208H49ZM63 207H64V210H65V211L63 210ZM109 207H107L106 209H108ZM127 207H128V208L130 207L129 211L131 210L130 212H132V215H133V212H134L135 214L138 215L137 217H139V216L141 215V217H142L143 219L139 217V218H140V219L138 218L139 220H136V221H133V222H128V223H125V224H124L123 222L120 223L119 220L116 222V220H117V219H116V220H115V222H116V226H115V224H113V223H114V219L116 218L117 215H122V214L124 215L125 212H127L126 214H128L129 211L127 210ZM176 207H177V208H176ZM197 207H198V208H197ZM204 207H205V208H204ZM207 207H208V206H207ZM250 207H251V208H250ZM42 208H44V207H42ZM42 208H41V209H42ZM104 208H105V207H104ZM123 208H124V209H123ZM142 208H143V209H142ZM171 208H172V209H171ZM180 208H181V209H180ZM182 208H183V210H182ZM185 208H186V209H185ZM189 208H191V210H190ZM203 208H204V209H203ZM212 208H213V209H212ZM225 208H226V209H225ZM12 209H13L15 212H14V211H11ZM20 209H21V210H20ZM28 209H29V210H28ZM32 209H33V210L35 209V211H37V213H39L38 215L40 216V218H41V216H42V218H43V216H44L43 221L46 220V222H43V223H42V221H41V222H40V221L37 222V221H38L37 219H39V217H38V215H37V217H36V215H34L35 212H34V214L32 213V212H33ZM38 209H39V211H38ZM45 209H46V208H45ZM50 209H51V208H49V210H50ZM106 209H104V210H106ZM121 209H122V210H121ZM147 209H146L145 211H147ZM178 209H179V212H178ZM184 209H185V210H184ZM224 209H225V210H224ZM6 210H7V211H6ZM25 210H26V212H25ZM31 210H32V211H31ZM51 210H52V209H51ZM80 210H81V209H80ZM111 210L108 209V211H109L108 213H109V214H111V213H110ZM123 210H124V211H123ZM180 210H182V211H180ZM188 210H189V213H192L191 217H189L190 214H188ZM196 210H197V212H198L199 214L196 213ZM4 211H5V213H4ZM8 211H9V212H8ZM10 211H11V212H10ZM16 211H17V212H16ZM56 211H57V213H53V212H56ZM70 211L74 212V213H73V214H74V217L72 216L73 214H71L72 212H70ZM119 211H120V212H119ZM155 211H158V209H157V210L155 209ZM155 211H153V212H155ZM185 211H187V212H185ZM194 211H195V212H194ZM209 211H210V210H209ZM209 211H208V212H209ZM251 211H252V213H251ZM20 212H21V213H20ZM47 212H48V214H47ZM59 212H62V215L65 214V216H63L64 218L62 217V215H59V214H58ZM64 212H65V213H64ZM66 212H67L68 216L66 215ZM68 212H70V213H68ZM75 212H76V213H75ZM81 212H84V213H82L83 215H81ZM86 212H87L88 214H87ZM105 212H107V211H105ZM121 212H123V213H121ZM147 212H148V211H147ZM149 212H150V211H149ZM153 212H152V213H153ZM162 212H163V213H162ZM166 212H167V213H166ZM173 212H174V214H173ZM175 212H176L177 214L179 213L178 216L175 215ZM181 212H182V213H181ZM218 212H219V208H218ZM255 212H256V213H255ZM13 213H14V215L12 216ZM15 213H18V214H15ZM22 213H23V215H24V214H26V215L28 214L29 217H31L30 215H31V213H32V214H33L32 216H33L34 220H35V219L37 220V221L35 220L36 223H38V224H39V223H42V224L45 223L43 226H40V229H41V230L45 229L46 231H50V232H49L50 234H49L48 232H46L45 230H44V233H45V234H43V231H41L39 228H36V229H35L34 227L30 228L32 225H30V227H29V223H30L29 221L32 220L33 218L31 217L32 219H29V218L27 217L28 215H27V216L24 215V216H25V217H24L23 215H21ZM37 213H36V214H37ZM79 213H80V214H79ZM85 213H86V214H85ZM91 213L93 214V216H91V215H92ZM120 213H121V214H120ZM165 213H166V214H165ZM194 213H195V214H194ZM248 213H249V214H248ZM253 213H254V214H253ZM258 213H260V215H259ZM10 214H11V215H10ZM49 214H51V215H49ZM54 214L58 217V219H59V216H60V220H59V221H61L62 218H63V220L61 221L62 223H64L63 225H61L62 223H60L58 220H55V218L57 219V217H55ZM70 214H71V215H70ZM78 214H79V216H78ZM126 214H125V215H126ZM135 214H134V215H135ZM149 214H151V213H149ZM161 214H162V216L164 215L163 217L166 218V219H164V218L161 216ZM169 214H170V215H169ZM196 214H197V215H196ZM215 214H216V213H215ZM256 214H257V216H256ZM15 215H16L17 218H19V219H21L20 217H22V218L24 217V220H23V226H26V227L29 228V231H28V232H30V229H34V234H35V231L38 229V230L36 231V234H38V236L35 234V236L33 235V236H34V237H33V236H32V234H33V231H32V230H31V231H32V234H31V232H30V234L28 233V236H27L26 233L24 232L25 230L23 229V226H22V224L20 223L19 219H17V220L19 221L20 224L17 225V227H14L13 225H15V223H16V221H17ZM52 215H53L54 217H53ZM58 215H59V216H58ZM69 215L72 217V220H71V217H69ZM113 215H116V216L114 217ZM132 215H131V213L128 214L129 217L132 216ZM166 215H167V217H166ZM187 215H188V216H187ZM193 215H194V216H193ZM195 215H196V216H195ZM213 215H214V214H212V216H213ZM250 215H251V216H250ZM254 215H255V216H254ZM46 216H47V217L49 216L48 219H47ZM51 216H52V217H51ZM75 216H76V217H75ZM77 216H78V217H77ZM80 216L82 217V219H81ZM83 216L86 217V218L83 219ZM103 216H105V217L103 218ZM157 216H159L160 218L157 217ZM184 216H186V217H184ZM209 216H211V214H210ZM209 216L206 215L205 217H209ZM212 216H211V217H212ZM3 217H6L5 219H7V221H8V219H9L11 223H9V222L7 223V221H5V219H4ZM7 217H9V218H7ZM12 217H13V221H11ZM61 217H62V218H61ZM65 217H66V219H70V221H69V220L65 221V220H66ZM87 217H88V218H87ZM89 217H91V218L89 219ZM94 217H96L95 220H94ZM133 217H136V216H133ZM181 217H183V218H181ZM187 217H188V218H187ZM211 217H209V218H211ZM252 217H253V219H252ZM263 217H264V216H263ZM26 218H28V219H26ZM73 218H75V219H74L75 222H73V221H74ZM77 218L80 219L81 221L83 220V222H81V221L78 220ZM98 218H99V220H100L101 222L98 220ZM113 218H114V219H113ZM152 218H153L154 220L151 221ZM155 218H158L159 221H158V219L156 220ZM168 218H169V219H168ZM171 218H172V219H171ZM184 218H185V219H184ZM193 218H194V219H193ZM249 218H250V219H249ZM256 218H257V219H256ZM258 218H259V219H258ZM2 219H3L5 222H4ZM44 219H45V220H44ZM49 219H50V223H51V224H50V223L48 224V226H47V227L49 228V229H48V228H46L45 226H46V224H47V221H49ZM51 219H52V220H51ZM64 219H65V220H64ZM86 219H87V220H86ZM96 219H97V220H96ZM102 219H104V220H103V221H104V222H103V223H104V226L102 225V224H103V223H102ZM105 219H106V220H105ZM111 219H113V220H111ZM170 219H171V220H170ZM187 219H191V220H187ZM195 219H196V220H195ZM197 219H198V220H197ZM211 219H213V217H212ZM15 220H16V221H15ZM21 220H22V219H21ZM41 220H42V219H41ZM53 220H55V221H53ZM92 220H94L95 222L97 221V223L94 224L96 227H95V228H94V227L92 228V229H93L92 232H94L95 230H98V229L100 228L98 231H95L94 233H92V232L89 230V229H91V228L89 227V226H90V225H89L90 222L92 223V226H94V225H93V222H94V221H92ZM108 220H109V221H108ZM155 220H156V222H155ZM184 220L187 221V223L185 222L186 224H182V223L184 222ZM194 220H195V221H194ZM203 220H204V221H203ZM256 220H257V222H256ZM14 221H15V222H14ZM18 221H17V222H18ZM57 221H58V226H56V225H57V223H56ZM85 221H86V223H85ZM110 221H111V222H110ZM150 221H151V225L153 224V226H151V225L149 224ZM172 221H175L177 224H176L175 222H172ZM180 221H181V222H180ZM189 221H190V224H189ZM213 221H214L215 226H214V224H213ZM21 222H22V221H21ZM24 222L27 223V225H25ZM28 222H29V223H28ZM32 222H33V220H32ZM35 222H33V223H31V224H34ZM52 222H53V223H52ZM69 222H70V223H69ZM105 222H106V223H105ZM109 222H110V223H109ZM118 222H119L120 225L118 224ZM143 222H144V223L147 222L149 225L146 223L145 226H144V223H143ZM157 222H158V223H157ZM160 222H161V223H160ZM179 222H180V223H179ZM193 222H197L198 224H197V223L195 224V223H193ZM199 222H200V221H199ZM206 222H207V223H206ZM208 222H209L210 224H209ZM2 223L5 224V225H2ZM55 223H56V224H55ZM59 223H60V225H59ZM77 223H80V225H78ZM98 223H99V225H98ZM101 223H102V224H101ZM107 223H108L109 225L111 224V225H110V226H111L110 228H109V225L107 226ZM122 223H123V224H122ZM138 223H139V224H138ZM200 223H201V222H200ZM217 223H219V225H221L222 227L219 226ZM222 223H223L224 225H223ZM225 223H226V224H225ZM7 224H9L8 227H7ZM12 224H13V225H12ZM16 224H18V223H16ZM42 224H41V225H42ZM68 224H70V225H68ZM72 224L74 225V227H75V225H77V226H79V228H80V227H81V228H80V229H79L78 227H75V228H74V227H72V226H73ZM84 224H88V225H84ZM100 224H101V227H102V226H103V227H106V226H107L108 228H101V227H100ZM112 224H113L114 226H113ZM142 224H143V225H142ZM157 224H158V225H157ZM163 224H164V225H163ZM167 224H168V225H167ZM172 224H174L173 227L171 226ZM181 224H182V225H181ZM192 224H193V225L195 224V225L193 226ZM207 224H208V225H207ZM242 224H243V227L246 229V231H247L248 234L244 233L245 231H242V230L239 229V228H240V225L242 226ZM11 225H12V228H10ZM20 225H21V226H20ZM35 225H36V224H34L33 226H35ZM52 225H54L55 228H57V227H58V229L60 228V230L55 229ZM65 225H66L67 228L65 227ZM67 225H68V226H67ZM105 225H106V226H105ZM135 225H137V226H135ZM147 225H148V226H147ZM160 225H161V228L159 229ZM165 225H166V227H165ZM179 225H180V226H179ZM225 225H226V227H225ZM2 226H3V227H2ZM37 226H38V225H37ZM59 226H60V227H59ZM62 226H64L63 228L67 229V230H65V232H64V229H63V230L61 229ZM82 226H83V227H82ZM87 226H88V227H87ZM134 226H135V227H134ZM162 226H164V227H162ZM170 226H171L172 228H171ZM184 226H186L187 229H186ZM207 226H209V227H207ZM212 226H214L213 229H212ZM216 226H219V227H216ZM19 227H20V228H19ZM26 227H24V228L26 229ZM38 227H39V226H38ZM41 227H42V228L44 227V228L42 229ZM97 227H98V228H97ZM127 227L130 228V229L128 230ZM137 227H138V228H137ZM146 227H147V228H146ZM150 227H151V228H150ZM155 227H156V228H155ZM167 227H169V228L167 229ZM174 227H175V228H174ZM177 227H178V228H177ZM192 227H194V230H193ZM205 227H207L208 229L205 228ZM220 227H221V228H220ZM9 228H10V230H9ZM16 228H17V229H18V228H19V229L22 228L21 230H22L24 233H22V231L19 230V229H18V232H17V230L15 231ZM68 228H71V229L69 230ZM77 228H78V236L80 235V237H78V238H83V239H80V240H79V239L76 238V239H77V241H76L75 238H74V239L71 238V237H72L71 234H73L72 231H73V232H76V231H77V230H76ZM82 228H83L84 230H83ZM86 228H88V229H87L88 231L85 230ZM131 228H132V229H131ZM148 228H150V229H148ZM179 228H180V229H179ZM188 228H189V229H188ZM195 228H196V229H195ZM218 228H219V229H218ZM223 228H224V229H223ZM2 229H3V230H2ZM12 229H13V230H12ZM51 229H53V231H52ZM73 229H75L76 231L73 230ZM143 229H144V230H143ZM154 229H155V230H154ZM185 229H186V230H185ZM198 229H199L200 231H199ZM209 229H212V230H209ZM216 229H217V230H216ZM225 229H226V231H225ZM39 230H40V232H39ZM61 230H62V231H61ZM114 230H115V233H114ZM116 230H117V231H116ZM136 230H137V231H136ZM138 230H141L140 232H141L142 235L139 234L140 232H138ZM142 230H143L144 232H143ZM170 230H172V232H175V233H171ZM177 230H178L179 232H181V233L184 231L182 234L180 233V237L183 238V240H185V242H188V243H185L182 239L178 238V237H179V235H178L179 232H176ZM192 230H193V231H192ZM203 230H204V231H203ZM214 230H216V231H214ZM219 230H222V231H219ZM223 230H224V231H223ZM228 230H229V231H228ZM10 231H11V232H10ZM51 231H52V232H51ZM55 231H56V232H55ZM68 231H69V232H68ZM70 231H71V233H70ZM79 231H80V234H79ZM83 231H84V232H83ZM85 231H86V232H85ZM107 231H108V233H107ZM110 231H112V233H111ZM126 231H127V232H126ZM132 231H133V233H132ZM160 231H161V232H160ZM165 231H166V232H165ZM187 231H188V232H187ZM198 231H199V232H198ZM206 231H207V232H206ZM210 231H211V232H210ZM212 231H213V232H212ZM6 232L9 233V235H8ZM15 232H17V233H15ZM26 232H27V230H26ZM59 232H60V234H58ZM82 232H83V233H82ZM89 232H91V233H90L91 235H88V237H87L86 233L89 234ZM151 232H152L153 234H152ZM168 232H169L170 234H173L174 237H173V235L171 236ZM185 232H186V233H185ZM189 232H192L193 234H190ZM200 232H203V233H200ZM218 232H219V234H218ZM5 233H6V234H5ZM21 233L23 234V237H20V236L22 235ZM41 233H42V234H41ZM52 233H53V234H52ZM63 233H64V234H68V233H69L70 235H68V237H67V236L64 235ZM84 233H85V234H84ZM113 233H114V234H113ZM119 233H120V234H119ZM127 233H128V234H127ZM144 233H145V234H144ZM146 233H147L148 235H146ZM149 233H150V234H149ZM164 233H165V234H164ZM166 233H167V234H166ZM184 233H185V234H184ZM187 233H188V234H187ZM194 233H195V234L197 233V234H196L197 236H196ZM204 233H205L206 235H205ZM215 233L217 234V236H216ZM242 233H244V234H243L244 236H242ZM14 234H15L16 236H15ZM19 234H20V236H18ZM39 234H40V235H39ZM48 234H49V235H48ZM51 234H52V235H51ZM61 234H62V235H61ZM81 234H82L83 236H82ZM104 234H105V235H104ZM109 234H110V235H109ZM129 234H131V235H129ZM133 234H136V235H135V238H134V235H133ZM138 234H139V235H138ZM168 234H169V235H168ZM189 234H190V237H189V236H188L189 238L186 237V236L189 235ZM207 234H208V235H207ZM209 234H210V235H213V236H210ZM214 234H215V235H214ZM255 234H256V235H255ZM12 235H13V236H12ZM24 235H26L25 238L27 237V238H28V241H27V240L24 241V239H25V238H24ZM43 235H46L47 237H46V236H43ZM55 235H56V237H55ZM57 235H58V236H57ZM84 235H85V238H84ZM111 235H112V236H111ZM145 235H146L147 237H146ZM152 235L154 236V238H155V237H156V238L154 239ZM159 235H162V236H159ZM166 235H167V236H166ZM176 235H178V237H177ZM192 235H193V236H192ZM202 235H203V236H202ZM224 235H225V236H224ZM246 235H247V237H246ZM8 236H9V237H8ZM31 236H32L33 238H31ZM40 236H41V238H42V237H43V238L41 239ZM49 236H50V237H49ZM52 236L55 237V238H54V239H53V238L51 239ZM63 236H64V237H63ZM70 236H71V237H70ZM104 236H105V239H103ZM107 236H108V237H107ZM124 236H125V237H124ZM130 236H132V237H130ZM140 236H141V237H140ZM142 236H143V237H142ZM148 236L150 237L151 240L149 239ZM165 236H166V237H165ZM169 236H171V237H169ZM191 236H192V237H191ZM194 236H195V238H194ZM198 236H199V238L202 239V240H200V239L198 238ZM207 236L210 237V238H208L209 240L207 239ZM222 236H223V237H222ZM227 236H228V237H227ZM257 236H258V237H257ZM260 236H261V237H260ZM7 237H8L9 239H8ZM18 237H20L19 239L22 241V242H21V241L19 240V241H18L19 243H22V244H23V242H24V245H23V246L25 247V248H24V252L22 251V248H21V250L19 249L20 247H22V246H21L22 244H19L18 242H15V241H14L15 244H16V243H18V244H17V246H16L15 244H14V246H13V238H14V240L17 241V240H18ZM29 237H30L31 239H33V240L30 241V242H29V240H31V239H30ZM36 237H37V239H36ZM45 237H46V239H48V240H46ZM57 237H58V239H56ZM61 237H62V238H61ZM99 237H100V238H99ZM122 237H124V238H122ZM158 237H159V238H162V241H161V239H159ZM163 237H164V238H163ZM175 237H176V238H175ZM204 237H205V238H204ZM214 237H217V238H215V239H214V242H213V241H212V240H213L212 238H214ZM219 237H220V239H218ZM221 237H222V238H221ZM225 237H226V238H225ZM243 237H244V238H243ZM39 238H40V239H39ZM64 238H65V239H64ZM68 238H71V240L73 239L74 241H73V240L70 241V239H68ZM108 238H109V239H108ZM127 238H128V239L130 238L129 240L132 239L133 241H132V240L129 241ZM146 238H148V239H146ZM168 238H169V239H168ZM173 238H174L175 240H174ZM184 238H186V239H184ZM187 238H188V239H187ZM191 238H192V240H193L192 242L189 241V240H191ZM193 238H194V239H193ZM223 238H224V239H223ZM227 238H228V239H227ZM254 238H255V239H254ZM55 239H56V241H55ZM63 239H64V240H63ZM101 239H102L103 241H102ZM111 239H112V240H111ZM119 239H120V240H119ZM121 239H122V240H121ZM157 239H158V240H157ZM171 239H172V240H171ZM179 239H180V240H179ZM196 239H199V240H196ZM222 239H223V240H222ZM244 239H245V240H244ZM261 239H262V240H261ZM1 240L5 241V243H4L3 241H1ZM9 240H11L12 242H10ZM36 240H37V241H36ZM39 240H40V241H39ZM42 240H44V241H42ZM51 240H52V242H50ZM57 240H59V241L61 240L62 242L60 241V242H61V243H60V242H58ZM65 240H66V242H67V241H68V242L70 241V242H71V245L68 246L70 243H69L68 245H66V242H64ZM115 240H116V241H115ZM123 240H124L125 242H124ZM126 240H127V241H126ZM138 240H139V241H138ZM141 240H142L143 242H142ZM147 240L150 241V242H149L150 245L147 244V243H148V242H146ZM159 240H160L161 242H159ZM163 240H164V242H165V240H166V242L164 243ZM169 240H170V243L168 242ZM178 240H179V241H178ZM187 240H188V241H187ZM195 240H196V241H195ZM220 240H221L222 242H221ZM228 240H229V241H228ZM256 240H257V241H256ZM8 241H9V243L12 244L11 246H10L9 243H7ZM26 241H27V242H26ZM33 241H34V242H33ZM48 241H49V242H48ZM75 241H76V242H75ZM92 241H93V242H92ZM134 241H136L135 244H134ZM153 241H154V242H153ZM171 241H173V243H172ZM215 241H216V242H215ZM217 241H219V242H217ZM260 241H261V245H260ZM2 242H3V243H2ZM28 242H29V243L32 242V243L30 244V246H31L32 248H31L30 246H29L30 248L27 246V245H29ZM41 242L43 243V246H44V247L42 246V243H41ZM45 242H46V243H45ZM53 242H54V243H57V244L54 245ZM73 242H74V243H73ZM90 242H92V243H90ZM94 242H95V244H94ZM107 242H108V243H107ZM110 242H111V243H110ZM118 242H121V243H118ZM122 242H123V243H122ZM126 242H127V245L125 246V243H126ZM144 242H146L147 247H150V246L152 245V243H153L155 246L153 245V247H150V248H147V247H146V248H147V250H146L145 247H144V244H142V243H144ZM155 242H157V243L159 242L158 244L161 245V246L159 245V249H158V244L155 243ZM176 242H177V243H176ZM181 242H182L183 244H182ZM199 242H200V243H199ZM201 242H202V243H201ZM207 242H208V243H207ZM209 242H210V243H209ZM26 243H28V244H26ZM34 243H35V245H33ZM39 243L41 244L42 247L39 245ZM44 243H45V245H44ZM63 243H64L67 247L64 246ZM97 243H98V244H97ZM104 243H105L106 245H105ZM113 243H114V244H113ZM167 243H168V244H167ZM191 243H192V244H191ZM193 243L196 244V246H195ZM226 243H227V244H226ZM229 243H230V245H229ZM7 244H8V245H7ZM46 244H48V245H46ZM49 244H50V246L54 245L53 248H52L54 251H51L52 249H50V248H49L50 250L47 249L48 247H50ZM83 244H84V245H83ZM112 244H113V245H112ZM122 244H124V246H123ZM129 244H130V245H129ZM131 244L134 245V247H132ZM139 244H141V247H143L144 249H143V248H140ZM163 244H164V246H163ZM165 244H167V245H165ZM169 244H170V246H168ZM171 244H172V245H171ZM174 244H175V245H174ZM176 244H177V245H176ZM184 244H186L187 246L184 245ZM200 244L203 245V247H202ZM212 244H213V245H212ZM219 244H222V245H224V246L219 245ZM257 244H258L259 246H258ZM6 245H7V246H6ZM25 245H26V246H25ZM36 245L38 246L39 249L41 248L42 251L44 250V253H43L42 251H41V252L38 251L39 249H38V250L36 249V248H37ZM58 245H59V247H60V245H61V246L63 245L64 247H63V248L60 247V250H59V247H58V250H57L55 247H57ZM82 245H83V246H82ZM107 245H108V246H107ZM109 245H110V246H109ZM142 245H143V246H142ZM188 245H189V246H188ZM191 245H193V246H191ZM205 245H206V246H205ZM215 245H216V246H215ZM218 245H219V246H218ZM225 245H226V246H225ZM231 245H232V247H231ZM5 246H6V247H5ZM34 246H36V247H34ZM97 246H98L99 248H97ZM115 246H117V247H115ZM120 246H121V247L123 246L124 248H121ZM129 246H130V247H129ZM136 246H137V247H136ZM167 246H168V247H167ZM175 246H176V247H175ZM217 246H218V247H217ZM9 247H10V248L13 247V249H15V250H16L17 247H18V250H16V251L19 252V253L17 252V253H18L17 255L19 256L20 259H16V258H18V256L15 255L16 252H13L12 249H11V250L8 249ZM33 247H34V248H33ZM45 247H47V248H45ZM89 247H90V249H89ZM93 247H94V251H93ZM108 247H109V248H108ZM118 247L121 248L120 250L123 249V250H122L123 252H121L120 250H117V251H116V248H118ZM126 247H127V248H126ZM128 247H129L130 249H128ZM164 247H165V248H164ZM170 247H173V249H171ZM174 247H175V248H174ZM181 247H182V248H181ZM193 247H194V248H193ZM224 247H225V248H224ZM257 247H258V249H257ZM1 248H2V247H1ZM1 248H0V250L2 251L3 248H2V249H1ZM26 248H29L30 250H29V249H26ZM54 248H55V249H54ZM119 248H118V249H119ZM131 248H132V249H131ZM137 248H138V249H137ZM151 248H154V250L151 249ZM162 248H164V249L162 250ZM176 248H177V249H176ZM188 248H189V249H188ZM191 248H192V250H191ZM195 248H196V249H195ZM206 248H208V249H206ZM220 248H221V250H220ZM223 248H224V250H223ZM25 249H26L27 251H30V252H27ZM32 249H33V250H36V253H37L38 255H37L36 253L33 255V252H32L33 250H32ZM74 249H75V250H74ZM91 249H92V250H91ZM135 249H136V250H135ZM148 249H149L150 251H149ZM170 249H171V250H174V249H175V251H171ZM180 249H181V251H180ZM182 249H183V250H182ZM185 249H186V250H185ZM194 249H195V251H193ZM233 249H234V250H233ZM259 249H260V250H259ZM261 249H262V251H261ZM15 250H14V251H15ZM19 250L22 251L23 254H22V252H20ZM47 250H48V251H47ZM85 250H86V251H85ZM97 250H98V251H97ZM103 250H104V251H103ZM106 250H107V252H106ZM109 250H110L111 252H109ZM113 250L116 251V252H114ZM129 250H131V253H132L134 256L131 255V253H130ZM142 250H143V251H142ZM159 250H160V251H159ZM164 250H165V251H164ZM166 250H167L168 252H167ZM187 250H189L190 252L187 251ZM202 250H203V251H202ZM222 250H223V251H222ZM37 251H38V252H37ZM45 251H47V252H45ZM50 251H51V253L53 252L52 254H54V256H53L54 258L57 256L58 259H61V260L63 259L65 262H64V261H61V260H60L61 262H59V260H56L57 257H56V259L53 258V260H52V256H51ZM55 251H57L58 253L55 252ZM61 251H62V252H61ZM81 251L83 252L84 256H82L83 254H82ZM88 251H89V252H88ZM118 251H119L120 254H118ZM134 251H135V252H134ZM139 251H140V252H139ZM144 251H145V252H144ZM153 251H154V252H153ZM161 251H162V252H161ZM163 251H164V252H163ZM170 251H171V252H170ZM177 251H178V252H177ZM182 251H183V252H182ZM191 251H192V252H191ZM209 251H210V252H209ZM213 251H214L215 253H214ZM217 251H218V252H217ZM229 251H231L232 253L229 252ZM34 252H35V251H34ZM70 252H72V253H70ZM73 252H76L78 256H76V253H73ZM87 252H88V253H87ZM90 252H91V253H90ZM96 252H97V253H96ZM102 252H103V253H102ZM108 252H109V253H108ZM112 252H113V253H112ZM125 252L128 253V254H126ZM138 252H139V253H138ZM143 252H144L145 255L142 254ZM147 252L150 253V254H147ZM152 252H153V253H152ZM158 252H160V253H158ZM199 252H200V253H199ZM202 252H204V253H202ZM212 252H213V253H212ZM219 252H221V253H219ZM223 252H224L225 254H228V255H223V254H224ZM226 252H228V253H226ZM260 252H261V253H260ZM5 253H4V256L1 255L2 253H0V255L2 256V259H3L4 257H6V254H5ZM24 253H26V254L24 255ZM29 253H32V255L29 254ZM45 253H46V254H45ZM48 253H49V254H48ZM55 253H56V255H55ZM115 253H116L117 255H121V254L123 253V254H124V255L122 254V256H124V257H123V260H120V261H119V259H122V258L118 257ZM164 253H167V254H164ZM168 253H169V256H168ZM173 253H174V255H173ZM177 253L179 254L178 256H177ZM187 253H188V255H187ZM207 253H208V254H207ZM210 253H212V255H211ZM216 253H217V254H216ZM12 254H13V256H12ZM21 254H22V256H21ZM27 254H29V255H27ZM40 254H41V255H40ZM74 254H75V255H74ZM79 254H80V255H79ZM87 254H89V255H87ZM103 254H104V255H103ZM107 254H109V255H107ZM112 254H114V255H112ZM135 254H136V256H135ZM162 254H163V255H162ZM194 254H195V255L197 254V255L195 256ZM215 254H216V255H215ZM261 254H262V255H261ZM85 255H87L88 257H87V256L85 257ZM105 255H106V257H104ZM141 255H142V256H141ZM159 255H160L161 257H160ZM172 255H173V257H172ZM185 255H187V256H185ZM198 255H199V257H198ZM209 255H210V256H209ZM217 255H218V257H217ZM220 255H221V257H222V256H223V257L221 258ZM1 256H0V257H1ZM14 256H16V257L14 258ZM23 256H25L24 259H23ZM27 256H28V258H26ZM37 256H38V257H37ZM90 256H91V258H90ZM102 256H103V257H102ZM114 256H115V257H114ZM116 256H117V258H116ZM153 256H154V257H153ZM170 256H171V257H170ZM174 256H175V257H174ZM182 256H183V257H182ZM232 256H233V258H232ZM258 256H259V257H258ZM7 257L5 258V263H4L3 261H0L1 264H3V263H4V264H9V263L6 262V259H7V261H8V258H7ZM11 257H13V258H11ZM21 257H22V258H21ZM71 257H72V258H71ZM77 257H78V258H77ZM83 257H84V258H83ZM158 257H159V259H157ZM163 257H165V258H163ZM167 257H169V258H167ZM201 257H202V258H201ZM219 257H220V258H219ZM228 257H231V259L228 258ZM32 258H33V261H32ZM42 258H43V257H42ZM42 258H41V260L43 261L44 258H43V259H42ZM80 258H81V259H80ZM101 258H102V259H101ZM104 258H105V259H104ZM115 258L118 259V260H116ZM139 258H140V259H139ZM147 258H149V259H147ZM162 258H163V259H162ZM166 258H167L168 260L165 261ZM183 258H185V259H183ZM198 258H200V259H198ZM207 258H208V259H207ZM0 259H1V258H0ZM2 259H1V260H2ZM14 259H16V260H14ZM21 259H22V261H21ZM66 259H67V260H66ZM76 259H77L78 261H77ZM110 259H111V260H110ZM114 259L116 260L115 262H114ZM126 259H127V260H126ZM129 259H130V260H129ZM135 259H136V260H135ZM138 259H139V261H138ZM142 259H143V261H142ZM156 259H157V260H156ZM233 259H234V260H233ZM246 259H247V260H246ZM3 260H4V259H3ZM41 260H39V264H40V263L43 264V262H41ZM54 260H55V261H54ZM112 260H113V261H112ZM151 260H152V261H151ZM158 260H159V262H158ZM162 260H163V261H162ZM173 260H174V261H173ZM177 260H178V261H177ZM182 260H183V261H182ZM232 260H233V261H232ZM245 260H246V261H245ZM15 261H17V263H16ZM101 261H102V262H101ZM118 261H119V262H122V263H119ZM130 261H131V262H130ZM144 261H145V262H144ZM147 261H148V262H147ZM150 261H151V262H150ZM164 261H165V262H164ZM205 261H206V262H205ZM212 261H213V263H211ZM57 262H58V263H57ZM116 262H117V263H116ZM135 262H134L133 264H136ZM142 262H143V263H142ZM162 262H163V263H162ZM186 262H188V263H186ZM191 262H192V263H191ZM209 262H210V263H209ZM230 262H232V263H230ZM35 263L38 264L37 261H36ZM35 263H33V264H35ZM124 263H123V264H124ZM31 264H32V263H31Z\"/></svg>","mask_w":264,"mask_h":264},{"label":"bare ground","instance_id":"bare-ground-1","mask_svg":"<svg viewBox=\"0 0 264 264\" xmlns=\"http://www.w3.org/2000/svg\"><path fill=\"white\" fill-rule=\"evenodd\" d=\"M0 1H1V0H0ZM4 1H5V0H4ZM4 1H3V2H4ZM28 1H29V0H15V2H16L18 5H20V7H21L22 4L24 5V10H25V5H26V6H29V5H30ZM45 1H46L47 3H49V2L52 1V0H45ZM56 1H58V0H53V3L51 4V7H52L53 4H56V6H57V4H62V6H64L63 8H65V10H66V14H65V15H63L62 13H60V14H61L62 16H64V17L67 16L68 13H70L69 16L72 17V15H71L72 12H70V11H74V10H76L75 12L78 13V14L80 15V17H82V16H84V15H81V14L84 12V10H86V8H90V9L93 8L92 3H90L91 1L94 2V3H93L94 5H96V4H95V1H96V0H94V1H93V0H91V1H90V0H61V1H62L61 3H60V2H56ZM74 1H75V3H74ZM106 1H107V0H106ZM106 1H105V2H106ZM118 1H120V0H118ZM127 1H128V0H127ZM138 1H139V0H138ZM143 1H144L143 6L146 7V5H147L146 9H145L144 7H142V5H141V4H142L141 2H143ZM145 1H147V0H141V2H140L141 4L139 3V6H136L137 4H136V5H133V4H132V6H133V7H131V8H133L132 11H131V8H130V11H129V9H128L129 12H127V9H126V10H125V13H126V14H123V13H122V10H123V9H122L121 12H119L121 15L123 14L122 16H120V15H114V13H113L114 9L111 10V11H112V14H113L114 16H113L112 14H110L109 12H107V15H112V16H113V17H111V16H107V17H108V21L110 22L111 20H112V21L114 20V21H118L119 23H126V22H128V24H129V21H130V20H132L133 23H134V20H137V19H138V21H141L142 19L140 20L139 17H140V18H145L146 20H152V21H154V19H156L157 22H158V20L161 21V20H162L161 18H164V19L162 20V21H164V20H165V17H168V18H169V16H168V12H169L168 9H169V10H170V9L172 10L173 8H174V9L177 8L175 5H177V4H179V3H180V5H181V2H182V8H181V9H183V7H184V5H185V4L183 5V0H178V1L176 0V1H177V4H176V1H175V4H174V2L172 3L171 0H169L170 3H172V5H173V8H172L171 6H168V4H170V3H168V1H166V0H165V1L159 0V1H161V2H159V1L156 2L157 0H154L155 2L152 1V2H153V4H152L153 6L151 5V6H152V8H151V6L148 5V4H150L151 1L149 0V3H148V2L145 3ZM193 1H197V0H193ZM193 1H191V5H192V2H193ZM200 1H201V2L206 1V3H207L209 0H208V1H207V0H199L198 2L193 3V5L195 4V6H197V4L200 3ZM215 1H216V2H215ZM218 1H219V0H213V1L210 0L209 3L213 2V3L211 4V5H213V4L217 3ZM238 1H240V0H238ZM238 1H236V0L234 1V0H233V2H238ZM241 1L243 2L244 0H241ZM245 1H246V0H245ZM258 1H259V0H258ZM258 1H257V2H258ZM10 2H11V1H10ZM10 2H9V3H10ZM15 2L13 1L14 4H15ZM96 2H97V1H96ZM98 2H99V0H98ZM123 2H126V1L124 0ZM129 2H130V1H128V3H129ZM131 2L133 3V1H131ZM184 2H186V0H185ZM187 2H188V0H187ZM187 2H186V4H187ZM221 2H222V3H221ZM224 2H225V3H224ZM230 2L232 3L231 5L233 6L234 3L232 2V0H230L229 2H228V0H227V1H226V0H225V1H224V0H222V1L220 0V2H218L217 4H218L220 7H222L224 4H227V3H228V4H227V6H228ZM242 2H241V3H242ZM257 2H256V3H257ZM261 2H262V0H261L259 3H261ZM4 3H6V2H4ZM40 3H41V2H40ZM42 3H43V2H42ZM103 3H104V0H103ZM108 3H109V2H108ZM108 3H105V4L108 5ZM114 3H115V2H114ZM117 3H119V2H117ZM117 3H115V5H116ZM134 3H136V2H134ZM147 3H148V4H147ZM188 3H190V0H189ZM209 3H207L209 6L206 5L205 3H201V4H204V5H206V6L208 7V8L206 7V11H207L208 9H211V11H213L214 9H215V10L218 9V11H219L220 7H218L217 5H216L217 7H215V5H214L213 7H212V6L210 7V4H209ZM223 3H224V4H223ZM238 3H240V2H238ZM238 3H236V6H237ZM241 3H240V4H241ZM244 3H245V2H243V3H242L243 5H241L242 8L247 7V6H244V5H245ZM262 3H264V1H263ZM262 3H261V5H260V4H259V5L257 4V5H255V6H260V7H257V8H258V9L260 8V10H261V9L263 8V7H262V5H263ZM7 4H8V2H7ZM14 4H13V5H14ZM49 4H50V3H49ZM144 4H145V5H144ZM163 4L165 5V8H168V9H166V11H164V5H163ZM166 4H167V7H166ZM240 4H238V5H240ZM10 5H11V3H10ZM13 5H11V7H13ZM47 5H48V4H47ZM106 5H104V6H106ZM115 5L113 4V0H112V1L110 2V6H111V7H112V6L114 7ZM140 5H141V6H140ZM170 5H171V4H170ZM191 5H190V7H192ZM221 5H222V6H221ZM1 6H2V4H1ZM3 6L5 7V5H3ZM3 6H2V7H3ZM37 6H38V4H37ZM41 6H43V4H41ZM118 6H119V5L117 4V5H116V10H117V7H118ZM130 6H131V5H130ZM162 6H163V7H162ZM174 6H175V7H174ZM178 6H179V5H178ZM229 6H230V5H229ZM241 6H238V10L241 9V8H239V7H241ZM8 7H10V6H8ZM49 7H50V6H49ZM51 7H50V8H51ZM54 7H55V5H54ZM106 7H107V6H106ZM123 7H124V8H127L126 6H123ZM128 7H129V6H128ZM139 7H141V8H139ZM148 7H149V9H148ZM170 7H171V8H170ZM180 7H181V6H179V7H178L179 9L177 8L176 10H180V11H182V12H179V13H182L181 16L183 15V13H184V15H186V12H187V16L184 17V18L187 17V18H186L187 20L190 19L191 15H192V12L195 13V10H194V11H192V12L190 11L191 14H189V13H188L189 9L186 8V7H184V8H186L188 11H186V9H185L186 12H183L184 10H181ZM253 7H254V6H253ZM261 7H262V8H261ZM5 8H6V9H5ZM5 8H3V9H5V10L3 11L4 13H3V14L1 13V14L3 15V17L6 16V17H5V20H4L5 23L3 22V20H0V21H2L4 24H6V23L8 24V22L11 21V20H13V18H14V20H13V24H14V26H17L18 28H20V27H23V26L26 25V31L29 29V27H28V29H27V22H28V23H30V22H29V21H26L25 17L28 16L29 18H27V19L30 20V17H33L34 15H37V13L35 12V11H36L35 8H34L35 11L31 10V11H29V13H26V14L24 13L23 16H21L23 13H19L18 15H15V14H17V13H16L17 10H15V9H17V8H15V6H14L13 8H9V9H8L7 7H5ZM14 8H15V9H14ZM43 8H44V7H43ZM56 8H57V9H56ZM75 8H76V9H75ZM97 8H98V6H97ZM97 8H96V9H97ZM114 8H115V7H114ZM120 8H121V4H120ZM134 8H135L136 10H134ZM137 8H138V9H137ZM161 8L163 9V11H162ZM198 8H199V6L197 7V9H198ZM213 8H214V9H213ZM257 8H256V9H257ZM26 9H28V8H26ZM36 9H37V8H36ZM40 9H41V8H40ZM47 9H49V8H47ZM51 9H52V8H51ZM55 9H56V11H58V7H55ZM94 9H95V7H94ZM109 9H111V8H109ZM152 9H154V10H153L154 12H155V11H158V12L153 13V14H149V13L147 12V10H152ZM199 9H200V8H199ZM221 9H224V6H223ZM236 9H237V8H235V10H236ZM19 10H20V8H19ZM19 10H18V12H20ZM22 10H23V9H22ZM42 10H43V9H42ZM52 10H54V9H52ZM52 10H50V14H51V11H52ZM160 10H161V12H160ZM176 10H174V11H175V14H176V13L178 14V11L176 12ZM215 10H214L215 15H216V14H217V15L219 14L221 17L223 16V15H221V12H220V13H219V12L217 13V11H215ZM248 10H249V9H248ZM15 11H16V12H15ZM44 11H45V8H44ZM82 11H83V12H82ZM86 11H87V10H86ZM89 11H90V10H89ZM92 11H93V10H92ZM92 11H90V12H92ZM95 11H97V10H95ZM98 11H99V9H98ZM107 11H108V10H107ZM109 11H110V10H109ZM117 11H118V10H117ZM117 11H116V12H117ZM197 11H198L197 14H199V16L202 15L203 18H206V14H207L208 16L211 15L209 10H208V12H205V10H203V9H202V10H197ZM203 11H204L205 13H204ZM221 11H222V10H221ZM239 11H240V10H239ZM263 11H264V9L262 10V12H263ZM1 12H2V11H1ZM39 12H40V11H39ZM45 12H46V11H45ZM45 12H43V13H45ZM52 12H53V11H52ZM60 12H61V11H60ZM90 12H88V14H89ZM102 12L104 13V10H103ZM224 12H225V10H224ZM240 12H241V11H240ZM247 12H250V11H247ZM85 13H86V12H85ZM98 13H99V12H98ZM108 13H109V14H108ZM119 13H117V14H119ZM172 13H173V10H172ZM200 13H201V14H200ZM202 13H204L205 16H204ZM211 13L213 14V12H211ZM251 13H252V12H251ZM263 13H264V12H263ZM263 13H262V14H263ZM38 14H39V13H38ZM90 14H91V13H90ZM90 14H89V15H90ZM92 14H93V12H92ZM115 14H116V13H115ZM222 14H223V13H222ZM224 14H225V13H224ZM255 14H256V13H255ZM259 14L262 16L261 12H260ZM54 15H59V13H58V14H54ZM76 15H77V14H76ZM89 15H88V18H89ZM96 15H97V13H96ZM146 15H148V17H145ZM149 15H151V16L154 15V16H152L153 19L150 18ZM193 15H194V14H193ZM42 16H43V15H42ZM86 16H87V15H86ZM93 16H94V17L90 16V17H92V20H91V21H93V20H95V18H97V17H95L94 14H93ZM104 16H105V15H104ZM189 16H190V17H189ZM194 16H196V15H194ZM194 16H193V17H194ZM208 16H207V17H208ZM225 16H226V14H225ZM225 16H224V18H225ZM229 16H230V15H229ZM255 16H256V18H259V17H260V16L257 15V14H256ZM255 16H253V17L255 18ZM257 16H259V17H257ZM12 17H13V18H12ZM48 17L50 18L51 16H50V15H49V16L47 15V18H48ZM58 17H59L60 19L57 18L56 20H57V21L60 20L59 22L61 23V18H63V17H61L60 15H59ZM71 17H69V19H71ZM74 17H75V15L73 14V21H74ZM77 17H78V15H77ZM99 17H100V16H99ZM107 17H105V18H107ZM137 17H138V18H137ZM154 17H155V18H154ZM156 17L158 18V20H157ZM188 17H189V18H188ZM197 17H198V15H197ZM202 17H200V18L203 19ZM210 17L213 18L214 15H213V16H210ZM210 17H209V18H210ZM227 17H228V16H227ZM249 17H250V16H249ZM44 18H45V17H44ZM49 18H48V20H49ZM65 18H68V16L65 17ZM93 18H94V19H93ZM170 18H171V17H170ZM184 18H183V19H184ZM191 18H192V17H191ZM194 18H195V17H194ZM200 18H197V21H198V19L200 20ZM209 18H208V20L211 21L212 19L210 20ZM216 18L219 19L220 17H216V16H215V17H214V20H215ZM246 18H247V17H246ZM260 18L264 20V17H260ZM21 19H22V20H21ZM37 19H38V18H37ZM51 19H53V18H51ZM69 19H68V20H69ZM82 19H83V17H82ZM82 19H81V20H82ZM97 19H98V18H97ZM160 19H161V20H160ZM183 19H182V17H181L180 21L183 20ZM206 19H207V18H206ZM206 19H205V21H206ZM222 19H223V17H222ZM230 19H232V18H230ZM237 19H238V18H237ZM35 20H36V19L31 20V21H33V23L31 22L32 24L30 23L31 26H32L33 24H36L38 21H40V20H37V22H36ZM68 20H67V21H68ZM71 20H72V19H71ZM75 20H76V18H75ZM78 20H79V18H78ZM81 20H80V21H81ZM143 20H144V19H143ZM143 20H142V22H144ZM184 20H185V19H184ZM194 20H195V19H194ZM219 20H220V19H219ZM226 20H229V18H228V19L226 18ZM234 20H235V23H234V24L239 23L238 26H241L242 21H240V20H242V19H240L237 23H236V19H235V18H234ZM25 21H26V22H25ZM34 21H35V22H34ZM42 21H43V20H42ZM98 21H99V20H98ZM98 21L95 20V22H94L95 24H94V25H96V24L98 23ZM106 21H107V19H106ZM108 21H107V22H108ZM152 21H151V24H152ZM162 21H161V22H162ZM165 21H166V20H165ZM170 21H171V20H170ZM185 21H186V20H185ZM190 21H191V20H190ZM230 21L232 22V20H230ZM243 21H244V20H243ZM245 21H246V20H245ZM254 21H256V20H254ZM258 21H259V20H258ZM2 22H0L1 25H2L1 27L5 26V25L2 24ZM88 22H89V21H88ZM132 22H130L131 27H132V24H133ZM157 22H156V23H157ZM167 22H169V19L167 20ZM212 22H213V20L211 21V24H212ZM219 22H220V21H219ZM233 22H234V21H233ZM233 22H232V25H233ZM240 22H241V23H240ZM246 22H248V21H246ZM261 22H262V20H261ZM44 23H45V22L43 21V24H42V25H44ZM49 23H50V22H49ZM52 23H56V22H54V21L52 20ZM52 23H51V24H52ZM57 23H58V22H57ZM84 23H85V22H84ZM100 23H101V22H100ZM153 23H154V22H153ZM177 23H178V22H177ZM177 23H176V24H177ZM195 23H197V22H195ZM207 23H208V22H207ZM207 23H206V24H207ZM227 23L230 24V25H227L226 27L231 26V23H229V22H227ZM227 23H226V24H227ZM243 23H244V22H243ZM248 23L250 24V22H248ZM248 23H247V24H248ZM37 24H38V23H37ZM39 24H41V23H39ZM39 24H38V25H39ZM51 24H50V25H51ZM58 24H59V23H58ZM58 24H57L56 26H58ZM69 24H70V23H69ZM78 24H80V22H79ZM82 24H83V23H81V25H77V24H76L75 26L73 25L74 27L79 26V28H77L78 31L82 30L83 33H81V31H80V34H81V37H80V38H82V37L84 36V33H85V32H86V34H87V33H88V32H87V29L90 28V27H86V24H85V26H82ZM89 24H90V22H89ZM98 24H99V23H98ZM98 24H97V26L100 25V24H99V25H98ZM107 24H108V23H107ZM107 24H106V25H107ZM109 24H110V23H109ZM109 24H108V25H109ZM134 24H135V23H134ZM134 24H133V26H135ZM139 24H140V26H141V22H139L137 25H139ZM146 24H147V22L145 21V23H143V25H146ZM158 24H160V22H159ZM158 24H157V25H158ZM161 24H162V25H159V26H164L165 22H164V23H161ZM172 24H173V23H172ZM185 24H186V22H185ZM208 24H209V23H208ZM208 24H207V25H208ZM211 24H210V25H211ZM224 24H225V23H224ZM224 24L222 25V26H223V27H222L223 29H224V26L226 25V24H225V25H224ZM249 24H248V26H250ZM28 25H29V24H28ZM52 25H53V24H52ZM83 25H84V24H83ZM91 25H92V24H91ZM94 25H93V26H94ZM102 25H103V24H102ZM106 25L103 26V27H104L103 30L105 29V30H106V33H107V29H106V27H108V26H106ZM120 25H122V24H120ZM154 25H155V24H154ZM186 25H187V24H186ZM191 25H192V24H191ZM191 25H190V26H191ZM217 25H218V24H217ZM251 25H252V23H251ZM6 26H8V25H6ZM29 26H30V25H29ZM39 26H40V29H39ZM39 26L37 27V29H39V30L41 31V28H42V27H41V25H39ZM63 26H64V25L61 26L62 29H63ZM70 26L72 27V25H70ZM70 26H68L69 29H68V30H65V31H69V30H70ZM80 26H82V27H80ZM93 26H91V28H92ZM109 26H110V25H109ZM113 26H114V24H113ZM113 26H112V28H114ZM115 26H116V25H115ZM118 26H119V25H118ZM140 26L138 27V29L140 28ZM150 26H151V25H150ZM159 26H156L155 28H158ZM165 26H166V24H165ZM167 26H168V25H167ZM169 26H170V22H169ZM183 26H184V25H183ZM183 26H182V27H183ZM197 26H198V25H197ZM205 26H206V25H205ZM205 26H204V27H205ZM212 26H213V25H212ZM220 26H221V25H219L218 27L216 26V27L219 28ZM233 26H234V28H235L236 25H233ZM233 26L228 27V29L230 28L229 30H232ZM248 26H247V28H249ZM261 26H262V25H261ZM43 27H45V26H43ZM53 27H55V25H54ZM53 27H51V28L53 29ZM59 27H60V24H59ZM61 27H60V29H61ZM64 27H65V29H67V28H66V27H67L66 25H65ZM74 27H72V28L74 29ZM85 27H86V28H85ZM94 27H95V26H94ZM100 27H102V26H100ZM100 27H99V30H100ZM152 27H154V26H152ZM171 27H172V26H171ZM174 27H175V26H174ZM180 27H181V26H180ZM180 27H179V28H180ZM182 27H181V28H182ZM198 27L200 28V25H199ZM201 27H202V26H201ZM209 27H210V26H209ZM242 27H243V26H242ZM250 27H251V26H250ZM4 28H5V27H4ZM4 28H3V29H4ZM6 28H7V27H6ZM6 28H5L4 30H6ZM23 28H25V27H23ZM32 28H33V30H32ZM46 28H47V29H46ZM48 28H50L49 25H48V27H47V25H46V27H45L46 31H49ZM56 28H57V27H55V29H56ZM81 28H82V29H81ZM108 28H110V27H108ZM116 28H117V27H116ZM116 28H115V29H116ZM120 28H121V27H120ZM125 28H126V26H125ZM128 28H129V26H128ZM128 28H126V29H124V30L122 29V30L125 31V33H126V30H128ZM136 28H137V27H135V29L132 28V30H133V31L136 30V32H137V29H136ZM141 28H143V26H141ZM167 28H168V27H167ZM176 28H177V27H176ZM181 28H180V29H181ZM185 28H186V27H185ZM196 28H197V27H196ZM199 28H198V29H199ZM220 28H221V27H220ZM222 28H221V29H222ZM258 28H260V27H258ZM258 28H257V29H258ZM42 29L45 31L44 28H42ZM55 29H54V30H55ZM57 29L59 30V28H57ZM83 29L86 30V31L84 32ZM96 29H97V28H96ZM96 29H95V30H96ZM143 29H145V28H143ZM159 29H162V30H159ZM159 29H157V32H158V30H159V32H158V34L156 35V37H157V39H158L159 37L162 38V41H163L164 37L167 36V33H168V34L170 33V32H169L170 30H169V28H168V29H167L168 32H166L165 27H160ZM174 29H175V28H174ZM180 29H179V30H180ZM200 29H201V28H200ZM202 29H203V28H202ZM210 29H211V28H210ZM215 29H216V28L212 29V32H213V30H214V32H213V33H212V32L209 33V35L214 34V35L216 36V35H218L219 32H221L220 29H216L217 32H216ZM225 29H227V28H225ZM225 29H224V30H225ZM228 29L226 30V33H228V32L230 33V32H231V31H229ZM236 29H240V27H239V28H236ZM236 29H233V31H232L230 34H232L233 32H237L238 30L236 31ZM252 29H253V28H249L250 31H251ZM4 30H2V28H1V31H0V32H2V31L5 32ZM17 30H19L18 34L20 33V34L22 35L23 32L25 33V31H23V30H25V29H17ZM20 30L22 31V33H21ZM31 30L34 31L33 33H35L36 26H35V27H31ZM58 30H57V31H58ZM97 30H98V29H97ZM101 30H102V28H101ZM101 30H100V31H101ZM103 30H102V33H103ZM108 30H109V29H108ZM110 30H111V29H110ZM110 30H109V31H110ZM116 30H117V29H116ZM132 30L129 29L128 31H132ZM139 30H140V32H141V29H139ZM155 30H156V29H155ZM195 30H196V29H195ZM195 30H194V31H195ZM204 30H205V29H204ZM204 30H203V32H204ZM208 30H209V29H208ZM218 30H219V31H218ZM253 30H255V27H254ZM50 31H51L52 33H51V32H48V33H49V34L51 33V34L53 35V34H54L53 30L50 29ZM71 31H72V30H71ZM73 31H74V30H73ZM90 31H91V30H89V32H90ZM109 31H108V32H109ZM118 31H119V30H118ZM171 31H173V30H171ZM180 31H181V30H180ZM182 31H183V29H182ZM188 31H189V29H188ZM190 31H191V30H190ZM192 31H193V30H192ZM206 31H207V30H206ZM227 31H228V32H227ZM239 31H240V30H239ZM9 32H10V31H9ZM29 32L31 33V31H29ZM37 32H38V33H35V34L40 35V32H39V31H37ZM55 32H56V30H55ZM59 32H60V31H59ZM96 32H99V31H96ZM112 32H113V31H112ZM115 32H116V31H115ZM136 32H134V34H135ZM143 32H144V31H143ZM176 32H177V31H175V33H176ZM178 32H179V31H178ZM178 32L176 33V35L178 34ZM201 32H202V31H201ZM223 32H225V31H222V33H223ZM251 32H252V31H251ZM27 33H28V32H27ZM44 33H46V35H47L48 37H50V38H48V37L45 35V37H47L48 39H51V40H52V39L54 38V37L51 38L52 36L48 35L47 32H44ZM56 33H58V32H56ZM56 33H55V34H56ZM65 33H66V32H65ZM94 33H95V32H94ZM94 33H90V36H89L88 34H87V35L85 34V35L88 36V37H90V38H91V37L94 38ZM104 33H105V31H104ZM109 33H110V32H109ZM117 33H118V32H117ZM125 33H124V35L127 34V33H126V34H125ZM128 33H129V32H128ZM130 33H131V32H130ZM138 33H139V32H138ZM141 33H142V32H141ZM180 33H181V32H180ZM182 33H183V32H182ZM185 33H186V32H185ZM193 33H194V32H193ZM193 33H192V34H193ZM196 33H197V31H196ZM199 33H200V32H199ZM199 33H198V34H199ZM205 33H206V32H205ZM237 33L240 34V32H237ZM263 33H264V30H263ZM1 34H2V33H1ZM1 34H0V35H1ZM3 34H4V37H3ZM3 34H2V37L0 36V37H1L0 40H1V42H2V40H3V43L5 44V41H4V39H2V38L9 37V35L11 36V34H9V35H8L7 33H3ZM5 34H6V36H5ZM20 34H19V36H20ZM41 34H42V33H41ZM66 34H67V33H66ZM68 34H69V33H68ZM82 34H83V36H82ZM95 34H96V33H95ZM99 34H100V33H99ZM112 34H113V33H112ZM131 34H132V33H131ZM134 34H133V35H134ZM136 34H137V33H136ZM142 34H143V33H142ZM145 34H146V33H144V35H145ZM171 34H172V33H171ZM189 34H190V33H189ZM202 34H203V33H202ZM202 34H201V35H202ZM207 34H208V33H207ZM220 34H221V33H220ZM223 34H224V33H223ZM223 34H221L220 36H222ZM230 34H229V35H230ZM24 35H25V34H24ZM33 35H34V34L31 33V35H30L31 39H33V38L36 37V36L34 37ZM58 35H59V34H58ZM58 35H56L55 37H57ZM96 35H98V34H96ZM105 35L107 36L108 34H105ZM109 35H111V34H109ZM115 35H116V34H115ZM115 35H114V37L118 38V37H117L118 35H117V36H115ZM124 35H123V36H124ZM133 35H132V36H133ZM139 35H140V34H139ZM153 35H154V34H153ZM176 35H175V36H176ZM209 35H207V37H208ZM28 36H29V35H28ZM53 36H54V35H53ZM60 36H61V32H60ZM60 36H59V38H60ZM66 36H67V35H66ZM99 36H100V35H99ZM99 36H98L97 38H99ZM103 36H104V35L102 34V37H103ZM106 36H105V38H106ZM130 36H131V35H130ZM134 36H135V35H134ZM137 36H138V34H137ZM168 36H169V35H168ZM175 36H174V37H175ZM177 36H178V35H177ZM202 36H203V35H202ZM205 36H206V35H205ZM205 36H203V37H205ZM212 36H213V35H212ZM215 36H214V37H215ZM21 37H22V36H20L19 41H20ZM37 37H38V36H37ZM41 37H42L44 40H48V39H45V37H43V35H40V36L37 38V39H38V42L41 41ZM102 37H101V38H102ZM108 37H109V36H108ZM108 37H107V38H108ZM110 37L112 38V36H110ZM127 37H129V35H128ZM135 37H136V36H135ZM139 37H140V36H139ZM141 37H142V35H141ZM144 37H145V36H144ZM146 37H147V36H146ZM146 37L143 38V39H144V40H145V39L147 40ZM172 37H173V36H172ZM180 37H181V36H180ZM195 37H196V36H195ZM207 37H206V38H207ZM226 37H227V35H226ZM226 37H224V35H223V38H226ZM229 37H232V35H230ZM13 38H14V40H15V36H13ZM22 38H23V37H22ZM25 38L27 39V37H24L23 40H26ZM57 38H58V37H57ZM67 38H68V37H67ZM69 38H70V36H69ZM71 38H72V37H71ZM83 38H85V37H83ZM83 38H82V39H83ZM93 38H91V39H93ZM95 38H96V37H95ZM129 38H130V37H129ZM133 38H134V37H133ZM133 38H131L132 40H130V41H133ZM166 38H167V37H166ZM166 38H165V39H166ZM169 38L171 39V36H170ZM177 38H178V37H177ZM183 38H184V36H183ZM183 38H181L182 41H184ZM188 38H189V37H188ZM206 38H205L204 40H202L203 38L200 39V37L197 38V39L204 41L206 44H205L204 42H203V44H205V45H208L209 43H210V44H214V43L211 42V39H212L213 37L211 38V36H210V41H207V40L209 39V37H208L207 40H206ZM218 38H219V40H220V37H218ZM218 38H217V39H218ZM262 38H263V36H262ZM262 38L260 37V39H262ZM16 39H17V37H16ZM39 39H40V40H39ZM54 39H55V38H54ZM60 39H61V38H60ZM72 39H74V38H72ZM87 39H88V38H87ZM99 39H100V38H99ZM113 39H114V38H112V41L110 40V42H113ZM120 39H121V38H120ZM139 39L142 40L141 38H139ZM139 39H137V40H139ZM165 39H164V40H165ZM170 39H169V40H170ZM173 39H174V38H173ZM178 39H179V38H178ZM181 39H179V40H181ZM186 39H187V36H186ZM186 39H185V40H186ZM189 39H190V38H189ZM226 39H227V38H226ZM226 39H225V40H226ZM21 40H22V39H21ZM51 40H49V41L52 42V43H55V46L59 44V43L57 44L56 42L51 41ZM116 40H117V39H116ZM128 40H129V39H128ZM179 40H178V43H176V44H182V42L180 43ZM190 40H191V39H190ZM193 40H194V39H192L191 41H193ZM227 40H228V39H227ZM26 41H27V40H26ZM33 41H35V39H33ZM55 41H57V40L55 39ZM77 41H78V43H79V39H78ZM88 41H89V39H88ZM92 41H93V40H92ZM92 41H91V42H92ZM95 41H97V40H95ZM103 41L106 42V40H103ZM117 41H118V40H117ZM125 41H126V40H125ZM148 41H149V39H148ZM159 41H160V40H159ZM166 41H167V39H166ZM175 41L177 42V39H176ZM186 41H187V40H186ZM186 41H184V42L186 43ZM213 41H214V42H218V41H216V39H214ZM220 41H223V40H220ZM220 41H219V42H220ZM228 41H230V40H228ZM228 41H227V42H228ZM1 42H0V43H1ZM23 42H24V41H23ZM31 42H32V41H31ZM36 42H37V40H36ZM36 42H34L33 44H35ZM43 42H44V41H43ZM46 42L48 43V41H45L44 43H46ZM58 42H60V40H59ZM66 42H67V41H66ZM83 42H84V41H83ZM98 42H99V41H98ZM98 42H97V43H98ZM107 42H109V41H107ZM118 42H119V41H118ZM126 42H127V41H126ZM144 42H145V41H144ZM144 42H141V43H144ZM164 42H165V41H164ZM164 42H161V43H164ZM184 42H183V43H184ZM188 42H189V41H188ZM188 42L186 43V44H188V45H191V43H193V42H191V43H190V42L188 43ZM195 42H197V41H195ZM207 42H208V44H207ZM260 42L263 43V41H260ZM7 43H8V44H7ZM7 43H6L7 45H5V47H8V48H7V49H8V52H9V51H11V52H16V53H15L16 57H17V56H18V57H21V55H17V54H19L20 51H23V49H27V47H28V49L30 50V47H29V46L33 45L32 43L28 42V43H30L31 45H30V44L27 45V44H28V43H27V44L25 45L26 48H23L24 46H23V45H20V43H22V41H21V42H18L19 45L17 44V40L13 41L12 43H10V42L7 41ZM25 43H26V42H25ZM47 43H46V44H47ZM81 43H82V42H81ZM97 43L95 44V42H94L95 46H94V45H93V47L90 46V47H91L90 52H87V54L84 53L86 56L81 57V58H80V62H79L78 64L75 63L76 65L69 66L70 68L67 66V69L69 68V69H71V70H67V74L64 73V74L66 75V77L69 78V77H71V76L73 75V73H71V72H73V71L75 70V72H74L75 74H74L73 77L78 76V77L75 78V79L77 80L78 84L75 83L76 81H75V79H74L75 86H76V84H77V86H76L77 88H76V89L78 90V87H79V91H78V92L82 91V87H83L84 84L82 85L81 81L85 78V75H86L87 72L89 73V71H95L96 73H94L93 76H96L97 72H100L99 75L101 76V72L109 71L111 68H113V69H111V71H112V70L115 69V67H118V66L120 67V65H121L122 63H125V62L129 61V58H128L129 55H128V54H125V53H124V56L120 55L121 57L118 56V58H112V56L109 54V51L112 50V49L106 51V49H107L106 47H107V46H106V47H103V46L101 47L100 43H98V44H99V47H97V46H98ZM113 43H115V42H113ZM131 43H132V42H131ZM131 43H130V44H131ZM136 43H137V42H136ZM145 43H146V42H145ZM159 43H160V42H159ZM159 43H157V44H159ZM165 43H166V42H165ZM165 43H164V44H165ZM167 43H168L167 45H169V44L171 43V40H170V43H169V42H167ZM185 43H184V44H185ZM262 43H261V44H262ZM1 44H2V43H1ZM37 44L40 45L39 43H37ZM50 44H51V43H50ZM76 44H77V43H76ZM90 44H92V43H90ZM90 44H89V45H90ZM101 44H102V43H101ZM109 44H110V43H109ZM115 44H116V43H115ZM119 44H120V43H119ZM125 44H128V43H125ZM146 44H147V43H146ZM146 44L144 45V48H147V47H148V46L146 47ZM150 44H151V42H150ZM176 44L174 43L175 46H176ZM184 44H183V45H179V47H180V46H184ZM186 44H185V46L188 47ZM194 44H196V43H194ZM197 44H198V43H197ZM203 44H202V45H203ZM216 44H217V43H216ZM218 44H219V43H218ZM223 44H224V42H223ZM258 44H260V43H257V45H258ZM35 45H36V44H35ZM38 45H37V46H38ZM48 45H49V44H47V45H45V46H48ZM52 45H54V44H52ZM96 45H97V46H96ZM111 45H113V44H110V46H111ZM120 45H121V44H120ZM120 45H118V46L120 47ZM139 45H140V42H139ZM151 45H152V44H151ZM151 45H150V46H151ZM153 45H154V44H153ZM153 45H152V46H153ZM165 45H166V44H165ZM172 45H173V42L171 43L170 46H172ZM174 45H173V47H175ZM198 45H199V48H200V46H201V48H202L201 42H200ZM205 45H204V48H206V49L208 48V49H209L210 45H209V47H205ZM262 45L264 46V44H262ZM22 46H23V47H22ZM42 46H43V44H42ZM63 46H64V45H63ZM75 46H76V45H75ZM80 46H82V45H80ZM133 46H134V45H133ZM140 46H141V45H140ZM150 46H149V47H150ZM157 46H159V45H157ZM194 46H195V45H194ZM194 46H193V47H194ZM211 46H212V45H211ZM214 46H217V45L214 44ZM220 46H221V45H220ZM263 46H262V48H264ZM0 47H1V46H0ZM20 47H22L23 49L20 50L19 52H17V51H18L17 48H18V49H21ZM134 47H135V46H134ZM141 47H142V46H141ZM141 47H140V48H141ZM153 47H154V46H153ZM153 47H152V48H153ZM179 47H178V48H179ZM186 47H185V49L187 50ZM190 47H192V45L189 46L188 51H185V50H184V52L182 51V49H184L183 47H182V48H181V47L179 48L181 51L177 48V46L175 47V49L177 48L178 51H180V54H179L180 56H179V57L181 58V54H183V53L185 54V52H186V53H187V52L189 53V51L192 50V49H190ZM195 47H198V46H195ZM33 48H34V47H33ZM33 48H32V49H33ZM54 48L56 49V51H58V50L60 49V48L57 49L58 47H57V48L54 47ZM54 48H53V49H54ZM108 48H109V47H108ZM115 48H117V47H114V50H115ZM121 48H122V46H121ZM123 48H125V47H123ZM135 48L138 49L137 47H135ZM142 48H143V47H142ZM142 48H141V49H142ZM150 48H151V47H150ZM167 48H169V47H167ZM167 48H166V49H167ZM201 48H200V49H201ZM262 48H260V50H261ZM28 49L26 50L25 53H27V51H29ZM32 49H31V51H32ZM40 49H41V48H40ZM40 49H38V50H40ZM44 49H46V48H44ZM49 49H50V52H51V53H52V52H56V51H53V49L47 47L48 52H49ZM55 49H54V50H55ZM64 49H65V48H64ZM74 49H75V48H74ZM80 49H82V48H80ZM117 49H118V50H121V49H119V48H117ZM125 49H126V48H125ZM136 49H135V50H136ZM141 49H140V50H141ZM157 49H158V48H157ZM169 49H170V48H169ZM173 49H174V48H173ZM173 49H170V50L172 51ZM175 49L172 51V53H175V52L177 51V50L175 51ZM189 49H190V50H189ZM195 49H196V48H194V51H196L195 54H197V51H198V50H195ZM208 49H207V50H208ZM210 49H211V48H210ZM212 49H213V48H212ZM253 49H254V48H253ZM34 50H35V52L37 51L36 49H34ZM34 50H33V51H34ZM41 50H42V49H41ZM114 50H113V51H114ZM127 50H129V49H127ZM130 50H131V49H130ZM145 50L148 51V49H145ZM207 50H206V52H207ZM216 50H217V49H216ZM256 50H257V49H256ZM256 50H255V52H256ZM24 51H25V50H24ZM115 51H116V50H115ZM115 51H114V52H115ZM124 51H125V50H124ZM152 51H153V49H150V53H151ZM155 51H156V50H155ZM158 51H159V50H158ZM171 51L168 50V54H170L169 52H171ZM174 51H175V52H174ZM194 51L192 50L191 52L194 53ZM258 51H259V49H258ZM261 51H264V49H262ZM29 52H30V51H29ZM44 52H45V51H44ZM44 52H43V53H44ZM46 52H47V51H46ZM48 52H47V53H48ZM114 52H112V55L114 54ZM119 52H120V51H118V55L120 54ZM121 52H122V51H121ZM134 52H137V51H134ZM141 52H145V51L143 50V51H141ZM153 52H154V51H153ZM166 52H167V51H166ZM191 52H190V53H191ZM199 52L201 53V51H199ZM203 52H204V51H203ZM206 52H205V53H206ZM23 53H24V52H23ZM39 53H40V52H39ZM51 53H50V54H51ZM110 53H111V52H110ZM131 53H133V51H132ZM137 53H138V54H135V53H134V54H135L134 57L132 56V59H136L137 62H135V61L132 62L133 60H131V61H129V63L131 62V63H130V64H131V67H133L134 64H136V66L138 67V68H137V71H140V70H138V69H139L140 67H142L143 65H144V67H145V66L147 65V62L149 61L148 65L146 66V67H147L146 70H147V71L150 70V72H151V77H147V78H148V79L151 78V80H150V81H148V79H143V80H141L143 83H144V80H146V81H147V82H146L147 84L145 83V85H150V86H146V88H147V87L149 88V87L152 86L149 82H151L152 79H153L154 77H155V78L157 77L156 74H155V76L153 75V73H155L157 69L152 68V71H151V67L155 65V63H154V65H153L152 62L150 63V61H151V59H152V58H151L152 54L148 53V55L150 54L149 56H150L151 59L145 61V63H144V58H145V57H144L143 54H146V53L141 54V53H139V51H138ZM154 53H155V52H154ZM154 53H153V54H154ZM157 53H158V52H157ZM159 53H160V52H159ZM176 53H177V52H176ZM188 53H187V54H188ZM200 53H198V54H200ZM260 53H261V52H260ZM263 53H264V52H263ZM263 53L261 54L262 56H263ZM20 54H21V53H20ZM27 54H28V53H27ZM31 54H32V52H31ZM33 54H34V53H33ZM33 54H32V55H33ZM37 54H38V53H37ZM53 54H55V53H53ZM53 54H52V55H53ZM80 54H81V53H80ZM84 54H82L81 56H83ZM108 54H109V55H108ZM115 54H116V53H115ZM115 54H114V56H116ZM121 54H122V53H121ZM134 54H133V55H134ZM184 54H183V55H184ZM213 54H214V53H213ZM256 54H257V52L254 53L253 57H254V56L256 57ZM3 55H5V54H0V60L4 58V57H2ZM13 55H14V53H13ZM13 55L11 54V58H12ZM22 55H23V54H22ZM25 55H26V54H25ZM43 55H46V54H43ZM130 55H131V54H130ZM146 55H147V54H146ZM146 55H145V56H146ZM148 55H147V56H148ZM160 55H161L163 58H164V56H166L167 58L170 57V55H167L166 53H165V55H163V53L160 54ZM160 55H159V56H160ZM183 55H182V56H183ZM189 55H190V54H189ZM189 55H187V57H186V58H187L186 61H184V59L182 58L183 60H181V62H182L181 64H183V66L186 65V64H188L189 62L194 63L195 61H196V62L199 61V60H195V59H197V58H199L200 61H201V56L199 57L198 55H197V56H196V55H192L191 57H192V58L194 57L195 59H194L193 62H192L191 57H190V61L188 62V60H189V59H188ZM259 55H260V54H258L257 57H258ZM261 55H260V56H261ZM26 56H27V55H26ZM36 56H37V55H36ZM41 56H42V55H41ZM60 56H62V55H60ZM74 56H75V55H74ZM109 56H110L113 60H112L111 58H109ZM114 56H113V57H114ZM149 56H148V57H149ZM161 56H160V57H161ZM175 56L177 57L178 55H175ZM184 56H185V55H184ZM184 56H183V57H184ZM212 56H214V55H212ZM215 56H216V55H215ZM215 56H214V57H215ZM247 56H248V55H247ZM250 56H252V54H251ZM13 57H14V56H13ZM29 57H30V56H29ZM39 57H40V56H39ZM43 57L46 58V56H43ZM50 57H52V56L50 55ZM50 57H49V59H50ZM53 57H54V55H53ZM55 57H56V56H55ZM62 57H63V56H62ZM72 57H73V56H72ZM78 57H79V54H78ZM105 57H106V58H107V57L109 58V59H108V62H109V60L111 59V60H112V61H111L112 63L109 62V64H108V62H106L107 60H105V59H106ZM148 57H146V58H148ZM162 57H161V59H162ZM171 57H173V55H172ZM171 57H170V59H171ZM179 57H178V58H179ZM196 57H197V58H196ZM248 57H249V56H248ZM255 57H254L255 60H258V58H260V57H258V58L256 57V58H257V59H256ZM263 57H264V56H263ZM26 58H28V57H26ZM26 58H25V59H26ZM60 58H61V57H59V59H60ZM70 58H71V56H70ZM104 58H105V59H104ZM158 58H159V57H158ZM173 58H174V59H173ZM173 58H172V59H173L174 62H175V60L178 59V58H175V57H173ZM184 58H185V57H184ZM233 58H234V57H233ZM242 58L245 59L246 57H242ZM242 58H241V60H242ZM14 59H16V58L14 57ZM23 59H24V57H23ZM28 59H29V58H28ZM66 59H67V58H66ZM68 59H69V58H68ZM72 59H73V58H72ZM75 59L78 60V58H75ZM85 59H86V60H85ZM126 59H127V60H126ZM130 59H131V58H130ZM161 59H159V60H161ZM165 59H166V58H165ZM165 59H164V60L162 59V60L165 61ZM168 59H169V58H168ZM172 59L170 60L171 62H170L169 60L166 59V60H167V63H168V61H169L170 63H173V62H172ZM239 59H240V58H236L235 61H241V60H239ZM250 59H252V57H250L249 59L246 58V59H245L246 61L242 60V63L244 62L243 64L245 65L246 62H248V64H249V63H251V62H250ZM254 59H252L251 61L253 62ZM260 59H261V58H260ZM19 60H21V59H19ZM19 60H18V61H19ZM62 60H63V59H62ZM62 60H61V61H62ZM70 60H71V59H70ZM77 60H76V61H77ZM124 60H126V61L124 62ZM142 60H143V61H142ZM152 60H153V59H152ZM162 60H161V61H162ZM233 60H234V59H232L231 62H229V65H230V64H233V63H232ZM247 60H249V61H247ZM18 61L15 60V62H18ZM22 61H24V60H22ZM56 61H57V60H56ZM56 61H55V62H56ZM67 61H68V60H67ZM139 61H140L139 64H142V63H144V64L141 65V66H140V65L138 66V62H139ZM141 61H142V63H141ZM157 61H158V60H157ZM219 61H220V60H219ZM235 61H233V62H235ZM1 62H2V61H1ZM10 62L14 65V63H13V59H11ZM53 62H54V61H53ZM53 62H52V63H53ZM58 62H60V61H58ZM58 62H57V63H58ZM71 62H72V61H71ZM153 62H154V61H153ZM183 62H185V63L188 62V63L185 64V63H183ZM215 62H217V61H214V63H215ZM254 62H255V61H254ZM254 62H253V63H254ZM256 62H257V61H256ZM258 62H261V61L258 60ZM129 63L127 62V65H128ZM132 63H133V64H132ZM159 63H160V61H159ZM164 63H166V62H164ZM170 63H168V64H170ZM177 63H179L178 60H177ZM197 63H198V65L196 64L197 66H199V63L201 64V62H197ZM236 63H237V62H236ZM239 63L241 64V62H239ZM239 63H237V65H238ZM261 63H262V62H261ZM263 63H264V62H263ZM9 64H10V63H9ZM15 64H17V66H16L17 72H20L21 74L24 73V76H22L23 74H22V75L19 74V75H21L22 77L20 78V80H17L16 78H17L18 76L15 75V74H16V72H15L14 75H15L16 78H15V80H14V79H13V80H14V82L17 81V83H18V81H19L18 84H20V85H19V86H18V85H17V86H13V85H14V84H13V81H12V84H13V85L11 84L12 87L9 85V88H10L9 90H11V92L13 93V97H14V95L17 94V93L14 94V91L17 92V91H18L17 89H19V88L21 87L22 84H24V86H27L26 89H28V90H26V91L24 92V91H23V90H25V87H24L23 90H22L23 92H22L21 90H19L18 93H26L27 91H28V93H29V91H30V93H31V90H32V91H33L32 94H34V93H36L38 90H40V91L37 92V93L41 94L42 92H44V93H45V91L47 92L48 89H51V90H50V93H52V92H51V91H52V86H53L54 84L52 85V83L49 82L50 80H48V79H46V78H45V80H44V78H42V76H40L41 78H37V77H39V76H38L39 74L44 73L46 70H47V71H46V74L49 73L48 71H50V69H51V71L53 72V69L50 67V66H51V65H50L51 63H49V67H50V68H48V69H46V70L44 69L45 71H43V72H42V70H40V73H39V70H37V71L35 70V69L37 68V66H36V61H34L33 59H31V60H29V61L27 60V62H25V63H21V64H19V63H15ZM44 64H45V63H43V65H44ZM47 64H48V63H47ZM54 64H55V63H54ZM60 64H61V63H60ZM60 64H59V65H60ZM72 64H73V63H72ZM130 64H129V66H130ZM145 64H146V65H145ZM149 64H152V65H149ZM161 64H163V62H161ZM168 64H167V65H168ZM174 64H176V62H175ZM181 64H180V65H181ZM189 64H190V63H189ZM217 64L219 65V62H217ZM222 64H223V63H222ZM37 65H38V64H37ZM67 65H68V64H67ZM124 65H125V64H124ZM124 65H123L122 67H124ZM171 65H172V64H171ZM225 65H226V64H225ZM225 65H223L224 68H226V66H227V65H226V66H225ZM233 65H234V68L237 67L235 63H234ZM251 65H252V63H251ZM10 66H12V65H10ZM39 66L42 67L41 65H39ZM61 66H62V65H61ZM65 66H66V65H65ZM129 66H127V67H129ZM148 66H151V67H148ZM159 66H161V65H159ZM164 66H165V65H163V66H161V67H164ZM168 66H169V65H168ZM173 66H174V65H173ZM183 66H182L181 69H182L183 71H184V70H185V71L187 70V72H188L189 74H191V76L194 75V74H196V73H191V72H193L191 69H192V68L194 69V67H195L194 64L192 65V66H194V67H192V68L190 67L191 69H189V66H190V65H189V66L186 65V66H188V68H184V69H183ZM197 66H196V67H197ZM210 66H211V65H210ZM221 66H222L221 64H220V66H218V67L216 66L217 70H219V67L221 68ZM238 66L240 67V65H238ZM242 66H243V65H241V67H242ZM40 67H39V68H40ZM43 67H45V65H44ZM53 67H55V66H53ZM56 67H57V65H56ZM58 67H59V66H58ZM119 67H118V68H119ZM125 67H126V65H125ZM125 67H124V68H125ZM144 67H142V68H144ZM161 67H160V68H161ZM175 67H177V65H175ZM178 67H179V66H178ZM207 67H209V65L207 66V64H206V68H207ZM212 67H214V66H212ZM223 67H222V70H223ZM229 67H232V66H229ZM229 67H228L227 69H230ZM46 68H47V67H46ZM60 68H62V67H60ZM60 68H59V69H60ZM165 68H166V66H165ZM167 68H169V67H167ZM167 68H166L165 70H163V73H161L162 76L160 75V72H162V71H159V70L157 71V72H159V74L157 73L158 76H159V75L161 76V77L159 76L158 78L163 79V78L166 76V77H165V80L163 79V81H166L167 76L171 78V75L169 76L168 73H166L167 75L165 74V71L167 70ZM170 68H171V67H170ZM170 68H169V70L171 71ZM172 68H173L172 70H174V69L177 70V68H174V67H172ZM204 68H205V67H204ZM232 68H233V67H232ZM232 68H231V69H232ZM237 68H238V67H237ZM237 68H235V71H236ZM42 69H43V68H42ZM56 69H57V68H56ZM63 69H64V68H63ZM63 69H62V71L64 72ZM116 69H117V68H116ZM126 69H128V68H126ZM134 69L136 70V67H135V66H134L133 69H129V70H134ZM158 69H159V67H158ZM161 69H162V68H161ZM161 69H160V70H161ZM163 69H164V68H163ZM188 69H189V71L191 70V72H189ZM201 69H202V67H201ZM212 69H213L212 71H214L215 67L212 68ZM227 69H226V70L224 69V70H225V73L229 71V72H230V73H229L230 75H231V73L233 74V72H235V71H232V72H231V70H228V71H227ZM241 69H242V68H241ZM23 70H24V72H21V71H23ZM25 70L28 71V72H26ZM117 70H118V69H117ZM117 70H116V71H117ZM129 70H128L127 72H128V73L130 72L131 75H132V73L135 72V70H134V71H129ZM146 70H145V72H147ZM169 70H168V71H169ZM198 70H199V69H198ZM198 70H197V71H198ZM203 70H205V69H203ZM203 70H201V71H199V72L201 73ZM208 70H209V68H208ZM210 70H211V68H210ZM210 70L207 71V72H209V73H208L209 75L211 74V75L213 76V74L217 73V72H216L217 70H216L215 72H212V73H213V74H212V73H210ZM222 70H221V71H222ZM239 70H240V69H239ZM239 70H238V71H239ZM242 70H244V69H242ZM14 71H15V70H14ZM65 71H66V69H65ZM69 71H71V72H70L71 75H70V73L68 74ZM76 71H78L79 73L76 72ZM118 71H119V70H118ZM118 71H117V72H118ZM123 71H124V70L118 72L117 75L119 76V73H121V72H123ZM137 71H136V72H137ZM141 71H142V70H141ZM154 71H155V72H154ZM238 71H236V72H238ZM52 72L49 73V74H50V77L52 76V75H51ZM57 72H59V71H56V70H55L53 75H56L55 73H57ZM60 72H61V71H60ZM60 72H59V74H60ZM63 72H62V73H63ZM125 72H126V71H125ZM136 72H135L134 75L137 74ZM142 72L144 73V70H143ZM150 72L147 73L148 76H149ZM152 72H153V73H152ZM166 72H167V71H166ZM171 72H172V71H171ZM173 72H174V71H173ZM195 72H196V71H195ZM204 72H205V71H204ZM222 72H224V71H222ZM222 72H221V74L226 76V74H225V73L223 74ZM236 72H235V73H236ZM239 72H241V71H239ZM239 72H238V73H239ZM105 73H108V72H105ZM113 73H114V74H110V73H109V74H110V78H111L112 75H113V76L116 75V74H115V71H114ZM140 73H141V72H139V74H140ZM143 73L141 74L142 76L139 75V74H137V75H138V76H141V77L143 78L144 75L146 74V73H144V75H143ZM235 73H234V75H233L232 77H235V75L237 74V73H236V74H235ZM12 74H13V73H12ZM49 74H48V75H49ZM64 74H62V75H64ZM121 74H122V73H121ZM121 74H120L119 77H121V76L123 75V74H122V75H121ZM124 74H126V73H124ZM147 74H146V75H147ZM185 74H186V73H185ZM189 74H188V75H189ZM205 74H206V73H205ZM208 74H206V75H208ZM218 74H220V70H219V73H218ZM57 75H58V73H57ZM67 75H68V76L70 75V76L68 77ZM105 75L109 77V75H107V74H105ZM126 75H127V74H126ZM126 75H124V78H125ZM129 75H130V74H129ZM129 75H128V77H130V79H131L132 76H131V75L129 76ZM134 75H133V77H137V75H136V76H134ZM163 75H165V76H163ZM197 75H198V74H197ZM200 75H201V74H200ZM202 75H204V74H202ZM206 75H205V78H206V79L202 77V80L205 79L204 82L206 81L205 84H203V86H202L203 88L201 87V84H200V86H199V81H200V83L203 82V81H201V80L198 81V79H199V78H198L199 75L196 76L195 78L192 77V78H190V79H189V77H188V80H190L191 83H194V84H195V82H192V81H194V80L198 81V82H197V85H198V87H201L202 89H200V90L198 91V89H196V88H198V87L195 88L196 85H193V84H192L193 87H194V89H196V90H197L198 92H200L201 94H202L201 90L203 91V89H204V91H206V93L208 94V97H206L207 94H206V93H203V95L205 94V98H208V99H213V98H214V99H215V97H214V96H215L214 92H217V90L215 91V88H218V85H221V83H226V84H228V81H225V80L229 79L230 76H229L228 78H227V77L224 78L222 75H219L220 79H218V80H221V79H222V80H221L222 82L219 81V82H220V83H219L218 80H217V81L215 80V79H216V76H218L217 74H215L216 76L214 75V76H215V79L210 77L209 80L207 79V77H209V75H208V76H206ZM239 75H242V73H241V74L239 73ZM5 76H6V75H5ZM45 76H46V75H45ZM88 76H89L88 80H89V79L93 80V79L98 78L100 84H99V82L96 83V84L99 85V86L103 85V83H101L100 78L103 79V78H105V77H99V76H98V77H96V78H94V77L92 78V76H91L90 73H89ZM90 76H91V78H90ZM103 76H104V75H103ZM182 76H183V75H182ZM19 77H20V76H19ZM19 77H18V78H19ZM43 77H44V75H43ZM55 77H57V76H55ZM60 77L63 78V76H61V74H60L58 80H59V81H62V78L60 79ZM66 77H65V78H66ZM73 77H72V78H73ZM82 77H84V78L81 79ZM108 77H107V79H108ZM122 77H123V76H122ZM122 77H121V78H122ZM141 77H139V80H138V79H135V80H137V82H138V81H140ZM162 77H163V78H162ZM200 77H201V76H200ZM221 77H222V78H221ZM232 77H231V79H232ZM236 77H239V76L237 75ZM10 78L12 79V77H10ZM13 78H14V77H13ZM47 78H48V76H47ZM51 78L53 79L54 77H51ZM65 78H64L65 81L63 82V85L65 84V86H66V83H67L68 85H67L66 87H69V85H71V82H70V84H69V82H66V80L70 81V79H67V78L65 79ZM110 78H109V79H110ZM115 78H117V77H115ZM124 78H123V79H124ZM137 78H138V77H137ZM145 78H146V77H145ZM155 78H154V80H155ZM179 78H180V77H179ZM179 78H178V79H179ZM181 78H182V77H181ZM181 78H180V79H181ZM183 78H184V76H183ZM185 78H187V76H185ZM196 78H198V79H196ZM217 78H218V77H217ZM1 79H2V76H1ZM11 79L9 80V78H8L7 80L10 82ZM37 79H38V80L41 79V80H39V82H38L39 84H36V83H35L36 86H37V85H40V81H41V83H42V84H41V85H42V88H45V86H44L45 83L49 85V88H45V91H44L42 88H40L41 86H40V87L37 86V87H39V88H36L35 85H33L32 83H33L34 81H36ZM42 79H43V81H46V80H47V81H46V82H43ZM55 79L57 80V78H55ZM55 79H54V80H55ZM86 79H87V78H86ZM109 79H108V80H109ZM156 79H157V78H156ZM160 79H159V80L157 79V80H158V81H161ZM168 79H169V78H168ZM191 79H193V80H191ZM213 79H214L215 81H213ZM236 79H237V78H236ZM249 79H251V76L249 77ZM252 79H254V78H252ZM257 79H258V77H256V81L259 82V80H257ZM38 80H37V81H38ZM54 80H52V82H53ZM56 80H55V82L59 83V82L56 81ZM88 80H85V81H84V82H86L85 84H87V85L89 84V83H87ZM96 80H97V79H96ZM108 80H106V81H105V79L103 80L104 83H107V84H106L107 86H108L109 84L111 85V83H114V85L116 86V83H115V82H117L118 80H119V82L121 81L120 78H119V79L117 78V79H116L117 81H115V82H112L113 80H109V84H108ZM114 80H115V79H114ZM126 80H127V78H125V80H122V81H124V83H125ZM131 80H132V82L135 83V85H136V81H133V78H132ZM157 80H155V81H157ZM182 80H183V79H182ZM184 80H185V79H184ZM184 80H183V81H184ZM210 80H211V81H210ZM8 81H7L6 84H4L3 86H5V85L7 86V85H8V84H7ZM37 81H36V82H37ZM94 81H95V80H94ZM97 81H98V80H97ZM97 81H96V82H97ZM110 81H111V83H110ZM122 81H121V82H122ZM155 81H154V82H151V83L155 84ZM170 81H172V82L174 83L175 80L171 79V80H169V82H170ZM180 81H181V80H180ZM186 81H187V80H186ZM229 81H230V80H229ZM237 81H238V80H237ZM245 81H246V79H245ZM247 81L249 82V80H247ZM254 81H255V79H254ZM30 82H31V85L29 86L27 83L30 84ZM55 82H53V83H55ZM79 82L81 83V86H82V87H81V86H78V85H80ZM128 82H130V80H128ZM132 82H130V83H132ZM161 82H162V81H161ZM181 82H182V81H181ZM234 82H235V80L233 81L232 85H223L224 87L221 85L222 88H223V89L221 90V91H222V94H224V96H225L226 99H230V97H232L231 95H232V93H233V88L235 89V86H236V85H235V86L233 85ZM251 82H252V80L250 81V83H251ZM2 83H3V82L1 81V82H0L1 86H2ZM4 83H5V82H4ZM25 83H26L27 85H25ZM43 83H44V84H43ZM57 83H56V85H57ZM91 83H92V81L90 82V84H91ZM93 83H94V82H93ZM124 83H121V84L123 85ZM143 83H142V84H141V83L139 84V82H138V85H144ZM148 83H149V84H148ZM173 83L170 82V84H173ZM176 83H177V82H175V87H176V90H177V87H178L177 85H178V83H177V85H176ZM179 83H180V82H179ZM184 83H185V81H184ZM229 83H230V82H229ZM237 83H238V82H235V84H237ZM243 83H244V82H243ZM245 83H247V82H245ZM254 83H255V82H254ZM254 83H253V84H254ZM50 84H51V86H50ZM90 84H89V85H90ZM96 84H91V85H93V87H95V86L97 87ZM118 84H119V83H118ZM118 84H117V85H118ZM158 84H159V83H158ZM162 84H163V83H162ZM166 84H167V86L169 87L170 84H168V83L165 82V85H166ZM180 84H183V82L180 83ZM185 84H187V83H185ZM185 84H183V86H185ZM188 84H189V86L187 85V88L185 87L187 90L191 89L190 87H192V85L189 83V81H188ZM239 84H240V83H239ZM251 84H252V83H251ZM251 84L248 83V85H250V86H251ZM256 84H259V83L256 82ZM256 84H254V86H255ZM15 85H16V82H15ZM48 85H46V87H47ZM63 85L59 84L58 86H61V87H62ZM87 85H85L86 87L84 86L85 89H87V87H89V86H87ZM104 85H105V84H104ZM106 85H105V87H106ZM122 85H121L122 88H118V87L116 86L117 89H118V92H117V90H114V89H115L114 87H113V90H114V91L112 90L111 87H109L111 90H110L109 88H106V91H105L106 93L103 92L102 94L104 95V93H105V94H107V95L112 96L111 94H114V93L116 94V93H119V91H120V95H121V92L125 90L126 92H123V93H122V95H123L124 93L126 94L128 91H130V90L128 89L129 87H126V88H125V87H124L125 85H123V86H122ZM128 85H131V84L128 83ZM133 85H134V84H133ZM155 85H157V84H155ZM160 85H161V84H160ZM160 85H159V87H161ZM165 85H164V86H165ZM204 85H205V86H204ZM3 86H2V87H3ZM28 86H29V88H30L31 86H32V87H35L34 90H37V89H38V90H37L36 92H35L33 89H30V90H29ZM43 86H44V87H43ZM58 86H57V87H58ZM65 86H63V88H64ZM72 86H74L73 83H72V85H71V87H70L71 89L68 88V89L71 91V94H70V91H69V94L67 93V91H68L67 88H66L67 91H66L65 89L63 90V88H62V89H61L62 91L59 89V92L61 91V92H60V95L63 96V94L66 92L64 95H67V97H72V95H73V98H72V99H75L76 96H78V95L82 96V95L80 94L81 92H80L79 94H78V92H77V94H75V95H76V96H75V95H74V92L76 93L77 90L75 89V86H74V88H73ZM112 86H113V84H112ZM126 86H127V85H126ZM164 86H162V87H164ZM167 86H166V87H167ZM170 86H171V88L174 87V86L172 87V85H170ZM181 86H182V85H181ZM183 86L181 87V89L183 88ZM256 86H258V85H256ZM2 87L0 88L1 90H2ZM13 87H14V88H13ZM22 87H23V86H22ZM50 87H51V88H50ZM84 87H83V88H84ZM91 87H92V86H91ZM96 87H95V88H96ZM101 87H102V86H101ZM105 87H102V88H105ZM119 87H120V86H119ZM131 87H132V85H131ZM142 87L144 88V86H142ZM154 87H155V86H153L152 89L149 88V91L154 90V89H153ZM156 87H157V86H156ZM175 87H174V88H175ZM179 87H180V86H179ZM219 87H220V86H219ZM7 88H8V87H7ZM7 88L5 87V88H3V89L6 91ZM12 88H13V89H12ZM58 88H59V87H58ZM58 88H56V87L54 86V90L57 89L56 92L58 91ZM72 88L75 89L74 92H72V91H73ZM102 88H101V90H102ZM123 88H124V90H122ZM134 88H135V86H134ZM137 88H138V87H137ZM148 88H147V89H148ZM171 88H168L169 90L167 89L168 92L170 91ZM188 88H189V89H188ZM252 88H253V87H252ZM254 88H255V87H254ZM80 89H81V90H80ZM85 89H84V90H85ZM89 89H90V87H89ZM98 89L100 90V88H98ZM98 89H94V92H95L96 90H98ZM119 89H121L122 91L119 90ZM126 89H127V90H126ZM131 89H133V87H132ZM147 89H145V90L148 91ZM155 89H157V88H155ZM160 89H161V91H159ZM160 89H159L158 91H155V90H154L155 93H156V92H157V93H158V92L163 93L164 90H163L162 88H160ZM164 89H166V88H164ZM178 89H180V88H178ZM183 89H184V88H183ZM220 89H221V87L219 88V90H220ZM237 89H238V87H236V90H237ZM246 89H247V87H246ZM12 90H14V91H12ZM41 90H42V92H41ZM54 90H53V92H54ZM91 90H92V88H91ZM101 90H100V91H101ZM141 90H142V89H141ZM171 90L173 91L174 89H171ZM184 90H185V89H184ZM187 90H185V92L188 93ZM248 90H249V88H248ZM250 90H252V89H250ZM20 91H21V92H20ZM63 91H65V92L62 94ZM85 91H86V90H85ZM85 91H82V93H84L85 96H88V95L90 94V95H89L90 97H94V96L91 95V91H90V93H89V92H85ZM92 91H93V90H92ZM102 91H104V90H102ZM112 91H113L114 93H112ZM115 91H116V92H115ZM132 91H133V93H134L135 90L133 89ZM154 91H153V92H154ZM177 91H183V90H177ZM189 91H193V90L191 89V90H189ZM3 92H4V91H3ZM48 92H49V90H48ZM94 92H93V93H94ZM109 92H110L111 94H108ZM151 92H152V91H151ZM153 92H152V93H153ZM164 92H165V91H164ZM198 92H196V93L198 94ZM240 92H242V93L244 94L243 91H239V93H240ZM4 93H5V92H4ZM6 93H8V92H6ZM72 93H73V94H72ZM87 93H88V94H87ZM93 93H92V94H93ZM99 93H101V92H97V94H99ZM131 93H132V92H130L129 94L132 95L133 93H132V94H131ZM136 93H137V92H136ZM152 93H151V95H150L149 93H147L148 95H146L144 103H146V102L148 103V102L151 100V99H150V100L146 101L147 96L150 95V98L152 97V99H153V101H154L155 98H153V97L155 96V97L157 98V96H159V94H160V93H159V94L157 95V94L154 93L155 95L153 96ZM170 93L173 94L174 91H173V93H172V92H170ZM176 93H177V92H176ZM181 93H182V92H181ZM200 93H199V94H200ZM247 93H248V92H247ZM45 94H49V93H45ZM53 94H55V96H57L58 93H53ZM53 94H52V95H53ZM94 94H95V93H94ZM115 94H114V95H115ZM165 94H167V91H166L165 93L162 94V95H164V96L166 97V99H165V97L162 98L163 96L160 95V96H162V97L159 98L161 104H162V102L164 101V100L161 101V98H162V99H165V100L167 101V100H168L167 97H168L169 95H171V94H167V95H168V96H167V95H165ZM199 94H198V95H199ZM250 94H252L251 91L249 92V95H250ZM0 95H3V93L1 92ZM9 95H10V96L12 95V94L10 93V91H9ZM17 95H18V94H17ZM17 95H16L15 97H17ZM20 95L22 96L23 94H19V97H20ZM60 95H59V96H60ZM70 95H71V96H70ZM99 95H100V94H99ZM99 95L96 96V100H95V98H94L93 100L96 101V102H100V101H101L102 103L104 102L105 104H106V103L111 104V103L108 102V100H107V98L109 99L110 96H108L107 98H105V100H107V101L105 102L104 100H100V99H101L102 97H104L105 95H104V96L102 95V97H99ZM122 95H121V97L124 96V95H123V96H122ZM134 95H138V94H134ZM156 95H157V96H156ZM177 95H178V97H177ZM177 95H176L175 97L180 98L179 100H178V99H175V98H174V95H172V96H173L172 99H175V101L178 100V101L181 102V100H182L183 98H181V96H180L179 93H178ZM203 95H202V96H203ZM237 95H239V94H237ZM237 95H236V96L234 95V96L237 97ZM241 95H242V94H240V97H241ZM247 95H248V94H247ZM3 96H6V95L4 94ZM7 96H8V94H7ZM24 96H25V94H24ZM24 96H23V100H22L23 102H22L21 100H19L20 102H22V103L19 104V105H22L23 103H26L25 101H28V100H25V98L30 99V97H31V99L34 100V97H33L34 95L31 96V94H28L29 98L26 97L27 94H26L25 98H24ZM35 96L38 97L37 94H35ZM46 96H47V95H44V96L42 95V97H41V95H40L39 98H38L37 100H38V101H41L40 99H42L43 97H44L43 99H45ZM61 96H60L59 98H57L58 96H57V97H54V98H56L57 102H58V99L65 98V99H64L65 103H62L63 100H59V101H60L59 103H61V105H62L63 107H67L68 104H66V100H67L66 97H65V96H64V97H61ZM74 96H75V97H74ZM80 96L77 98V99H78V100H77L78 102L76 101V102L78 103V104H77V106H78V110H79L78 113H77V114L75 113L77 110H74V109L71 110V108H73V106H75V105H73L74 103H73V104L71 103L73 106L71 105L72 107L69 109V111H67V114H68V112H70V111L73 112V110H74L73 113L76 114L75 117H72V116H74L73 113H72V115H69V114H68L70 118H76V116L79 115V112L81 113V110H83V106H82V105H84V104H83L82 101H84L83 99H84L85 97H84V95H83V96H82L83 99H82V98L80 99ZM100 96H101V95H100ZM118 96H119V95H118ZM125 96H126V95H125ZM125 96H124V97H125ZM142 96H143V95H142ZM179 96H180V97H179ZM183 96H184V98H185V96L187 97L188 95H186V94L184 93V95L182 94V97H183ZM251 96H252V95H251ZM8 97H9V96H8ZM11 97H12V96H11ZM15 97H14V98H15ZM19 97H18L17 99H19ZM32 97H33V98H32ZM40 97H41V98H40ZM52 97H53V96H52ZM113 97H114V98H111V97H110L111 99H109V100H111L112 103L115 102V97H117V95H116V96H113ZM128 97H129V95H128ZM137 97H138V96H137ZM170 97H171V96H170ZM203 97H204V96H203ZM244 97H246V96H244ZM1 98H2V97H1ZM3 98H4V97H3ZM14 98H12V99H14ZM49 98L51 99V96H50ZM97 98H99V100H97ZM129 98H130V97H129ZM139 98L142 99L141 96H140ZM187 98H188V97H187ZM217 98H218V97H217ZM237 98H239V97H237ZM237 98H236V99H237ZM5 99H8V103H9V101H10L11 98H10V99H9V98H5ZM15 99H16V98H15ZM20 99H21V97H20ZM31 99H30V100H31ZM35 99H36V97H35ZM50 99H49V100H50ZM70 99H71V98H70ZM87 99H88V98H87ZM87 99H85L86 102L88 101ZM102 99H103V98H102ZM112 99H114V101H112ZM117 99H118V97H117ZM123 99L125 100V99H127V97H125V98H123ZM132 99H133V97H132ZM136 99H137V98H136ZM148 99H149V97H148ZM234 99H235V98H234ZM240 99L243 100V99H244L243 96H242ZM240 99H238V104H239L240 101L243 102V101L240 100ZM245 99H246L245 101L248 100L247 98H245ZM3 100H4V99H3ZM3 100H2V102H3ZM24 100H25V101H24ZM37 100H36V101H37ZM46 100H47V99H46ZM46 100H45V101H46ZM49 100H48V102H49ZM53 100H54V99H53ZM80 100H81V102H80ZM89 100H90V99H89ZM93 100H92V98H91V100H90V104H91V105L87 102V103L89 104V106H90L91 108L96 106L95 109L100 108V107H101L100 105H101L102 103H99V106H100V107H98V105H97L96 102H95V103H96L95 106H93V103H91V101L94 102ZM119 100L122 101V99L120 98V96H119ZM134 100H135V99H134ZM134 100H131V99H130V101H134ZM169 100H171V99L169 98ZM183 100H184V99H183ZM239 100H240V101H239ZM4 101H6V100H4ZM13 101H15V100H13ZM17 101H18V100H17ZM17 101H15V103H16ZM31 101H32V100H31ZM31 101H30L29 103H31ZM43 101H44V100H43ZM43 101H42V102H43ZM45 101H44V102H45ZM61 101H62V102H61ZM68 101L70 102V101H72V100H68ZM121 101H118V104H119ZM138 101L141 102L140 99H139ZM142 101H143V100H142ZM153 101H151V102H152V103H151V106H152V107H153V105H154V104H153ZM166 101H164V103H166ZM172 101H174V100H172ZM172 101H169L168 103H171ZM189 101H190V100H189ZM216 101H217V100H216ZM250 101H251V100L249 99L248 102L251 103ZM253 101H254V100H253ZM253 101H252V102H253ZM0 102H1V100H0ZM20 102H19V103H20ZM48 102L43 103V105H45V106H43V107H46V105H47ZM52 102H53V101H51V103H49V106H51V105L54 104V102H53V103H52ZM74 102H75V101H74ZM76 102H75V104H76ZM116 102H117V101H116ZM124 102H125V101H124ZM135 102H136V101H135ZM154 102H155V101H154ZM158 102H159V100H158V98H157V99H156V102H155V103H156L155 105H160V103H158ZM180 102H179V103H180ZM248 102H246V103L243 102V105H244V104H248ZM256 102L258 103V101H256ZM256 102H255V103H256ZM5 103H7V102H5ZM13 103H14V102H12V104H13ZM38 103H39V102H38ZM55 103H56V102H55ZM79 103H81L82 105H79ZM121 103H122V102H121ZM125 103H126V102H125ZM142 103H143V102H142ZM149 103H150V102H149ZM157 103H158V104H157ZM164 103H163V104H164ZM172 103L174 104L175 102H172ZM179 103H178V104H179ZM181 103H182V102H181ZM190 103H191V102H190ZM233 103H235V106H237V109L235 108L236 110H238V109L242 106V105H241V106L239 105L240 107L238 108L237 103L234 102V101H233ZM257 103H256V104H257ZM260 103H261V102H260ZM263 103H264V102H263ZM0 104H1V103H0ZM2 104H3V103H2ZM16 104H17V103H16ZM27 104H28V102H27ZM33 104H34V103H33ZM39 104H40V103H39ZM41 104H42V103H41ZM50 104H51V105H50ZM63 104H65V105H63ZM85 104H86V103H85ZM118 104H117V105H118ZM123 104H124V103H122L121 105L123 106ZM127 104L129 105V103H127ZM131 104L134 105V106H131V107H135V106L138 107V105H139L140 103L137 105V104H135V103H131V102H130V105H131ZM152 104H153V105H152ZM166 104H167V103H166ZM193 104H194V103H193ZM197 104H198V103H197ZM240 104H242V103H240ZM253 104H254V103H253ZM253 104H252V106H253ZM261 104H262V103H261ZM3 105H4V104H3ZM10 105H11V103H10ZM10 105H9V106H10ZM14 105H15V104H14ZM17 105H18V104H17ZM25 105H26V104H24V106H25ZM28 105H29V104H28ZM37 105H38V104H36V107H37ZM57 105H59V104L57 103ZM66 105H67V106H66ZM111 105H112V104H111ZM115 105H116V104L114 103V104H113V107H114ZM140 105H141V104H140ZM140 105H139V106H140ZM142 105L144 106L145 104H142ZM146 105H148V104H146ZM164 105H165V104H164ZM164 105H163V107L161 108V111H163L162 109L165 107ZM210 105H211V104H210ZM231 105H232V104H231ZM5 106H6V105H4V106L2 107V108H4L3 110H5ZM9 106H8V107H9ZM12 106H13V105H12ZM12 106H11V109H10L11 111H12V108H13ZM26 106H27V105H26ZM26 106H25L26 109H25L24 107H22V106H20V107L18 106L19 108L16 106L18 109H20V108L22 107V108H21L22 110L20 109L21 111H20V110H17V111H20V112H19V118H20V114H22V113L25 114V112H26V113L28 112V113L30 114L31 111H30V112L27 111V110H29L30 107L33 108V106H34V112H35L36 110H38V109L35 110V105H33V106H30V105H29V107H26ZM49 106L47 105V107H48L47 109H49ZM59 106H60V105H59ZM69 106H70V103H69ZM69 106H68L67 108H69ZM79 106H81L82 108H79ZM86 106L88 107L87 104H86ZM86 106H84V107H85L84 110H88V109H89V107L87 108ZM102 106H103V107H104V106L107 107V105H102ZM119 106H120V105H118V107H119ZM122 106H121V107H122ZM143 106H142V108H143ZM148 106H149V105H148ZM151 106H150V107H151ZM167 106L169 107V105H167ZM172 106H173V105H172ZM197 106H198V105H197ZM197 106H196V108H197ZM250 106H251V105H250ZM254 106H255V105H254ZM258 106H260V105L258 104L257 107H258ZM0 107H1V106H0ZM8 107H7V109H8ZM39 107H40V106H39ZM51 107H52V106H51ZM51 107H50V108H51ZM53 107H55V110H56V109H60V107H59V108H56V107H58V106H55V105H53ZM63 107H62V109H63ZM75 107H76V106H75ZM97 107H98V108H97ZM103 107H101V108H103ZM106 107H105V109H106ZM118 107L115 106L114 108H112V106H111V109H116V108H118ZM125 107H126V104H125ZM144 107H145V106H144ZM150 107H148L149 110H148V109H145L146 111L148 110L149 113H151L150 110H152V109L154 108V107H153V108H150ZM160 107H161V106H160ZM175 107H179V109L181 108V106H178V105L176 104V106H174V108H173L174 111H176ZM184 107H186V108L188 109V107L186 106V104H185ZM192 107H193V106H192ZM194 107H195V106H194ZM199 107H200V105H199ZM199 107H198V108H199ZM202 107H203V106H202ZM202 107H201V108H202ZM227 107H228V106H227ZM242 107H245V106H242ZM246 107H247V106H246ZM248 107H249V106H248ZM257 107H255V108L253 107L254 109H253L252 107H250V108H252L251 110H254V111H252V113L255 112V109H256ZM17 108H16V109H17ZM27 108H28V109H27ZM32 108H31V110H32V112H33V109H32ZM76 108H77V107H76ZM91 108L89 109L90 111H91V110H94V108H93V109H91ZM109 108H110V107H109ZM123 108H124V107H123ZM142 108H141V106H140V109H142ZM145 108H146V107H145ZM209 108H211V107H209ZM209 108L207 107L206 109H209ZM263 108H264V107H263ZM263 108H260V110L263 109ZM7 109H6V110H7ZM16 109H13V110L15 111ZM23 109L26 110V111H25V112H22ZM42 109H44V108H42ZM42 109H39V110L41 111ZM47 109H46V110H47ZM52 109H53V108H52ZM52 109H50V110L52 111ZM80 109H81V110H80ZM107 109H108V107H107ZM121 109H122V108H121ZM127 109L130 110V107H129V108L127 107ZM127 109L124 108L123 110H124V111H125V110L127 111ZM135 109H136V107H135ZM140 109H136V112H137V110H140ZM166 109H167V108H166ZM169 109L172 110V108H169ZM169 109H168V111H170V114H169V115H172V113H174V112H172V111L169 110ZM191 109H192V108H191ZM202 109H203V108H202ZM215 109H216V108H215ZM235 109H234V110H235ZM258 109H259V108H258ZM39 110H38V111H39ZM50 110H48V111H50ZM65 110H67V109H65ZM65 110H63L64 112H63L62 110H60V111L63 112L62 114H64V113L66 112ZM84 110H83V111H84ZM98 110H99V109H98ZM100 110H101V109H100ZM103 110H104V109H103ZM103 110H102V111H103ZM109 110H110V109H109ZM119 110H120V109H119ZM129 110H128V111H129ZM142 110H144V108H143ZM142 110H141V111H142ZM145 110L143 111L144 114L147 113V112H145ZM154 110H155V108H154ZM154 110H153V111H154ZM164 110H165V108H164ZM180 110H181V109H180ZM182 110H183V109H182ZM184 110H185V109H184ZM188 110H189V109H188ZM194 110H195V109H194ZM227 110H228V108H227ZM229 110H230V109H229ZM229 110H228V111H229ZM236 110H235V111H236ZM242 110H243V109H242ZM245 110H247L246 113H248V110L250 111V109H248V108H245V109H244V112H245ZM256 110H257V109H256ZM17 111H16V113H18ZM90 111H88V112H90ZM96 111H97V110H96ZM96 111H95V110L93 111V112H95L94 115H95L96 117H99V116H97V114H96L97 112H96ZM104 111H105V110H104ZM106 111H107V110H106ZM115 111H117V110H115ZM124 111H123V113H125V115H126L127 117L130 115L129 118H132V116L135 115V113H136V112L134 111V109H133L134 114H132V115H131L130 112H128V111H127V112H124ZM157 111H158V110H157ZM157 111H156V112H157ZM168 111H165V113L168 112ZM177 111H178V109H177ZM177 111H176V112H177ZM209 111H211V110H209ZM221 111H223V109H222ZM231 111H232V110H231ZM263 111H264V110H263ZM263 111H262V112H263ZM6 112H8V111H6ZM41 112H42V111H41ZM41 112H40V115L38 114L39 112H37V114H38L40 117H42L41 115L44 114V112H43V114H42ZM56 112H57V110H56L55 112H54V110H53V112H52V113H53V116L56 114ZM98 112L101 113L100 111H98ZM111 112H112V111H110V113H111ZM120 112H122V110H120ZM131 112H132V110H131ZM171 112H172V113H171ZM176 112H175V113H176ZM198 112H199V111H195V113H198ZM236 112L239 113L238 111H236ZM236 112H235V113H236ZM244 112H243V113H244ZM0 113H1V112H0ZM3 113H4V112H2L1 114H3ZM8 113H10V111H9ZM12 113H13V111H12ZM16 113H13V114L10 113V115L8 114L9 117H10V119H11V118H14V117H11V115L13 116V115H15ZM28 113H27V114H28ZM52 113H51V112H50V113L48 112L49 115H47L46 117L50 116L51 119L53 118L54 120H58V121H59L60 119L64 118V119H62L60 122H62L63 120L65 121V118H67V117H65V116H67V115L62 116V114H61V117H62V118L59 119V117L56 116V115H58V114H56L55 117H58V118L55 119L53 116H51ZM82 113H85V114H86L87 111H84V112H82ZM90 113H91V112H90ZM99 113H98V115H100ZM104 113H105V112H102V116H104ZM112 113H113V112H112ZM117 113H118L117 115L121 116V114H122V116L124 117V114H123V113H120V114H119V111H117ZM126 113H127L128 115H127ZM132 113H133V112H132ZM140 113H141V112L138 111V112L136 113V115H137V114H140ZM159 113H160V112H159ZM159 113H158L159 118H158V116H154V117H156V118L159 119V120H161L162 118L164 119V117H165L166 114L164 113L165 115L161 116V115L163 114V112L160 113L161 115H159ZM181 113H183V112H181ZM193 113H194V112H193ZM193 113H192V110H191V114H193ZM210 113H211V112H210ZM214 113H215V112H214ZM229 113H230V111H229ZM233 113H234V112H232L231 115H232ZM255 113H256V114H255ZM255 113H254L253 116L257 115V112H255ZM5 114L7 115V113H5ZM23 114H22V115H23ZM45 114H47V113H45ZM59 114H60V112H59ZM70 114H71V113H70ZM91 114H93V113H91ZM91 114L88 113V114L85 115V116L89 117V115H91ZM106 114H107V113H105V115H106ZM153 114H155V113L152 112V117H153ZM167 114H168V113H167ZM179 114H180V113H178V115H179ZM184 114H185V111H184L183 114H181V116L184 115ZM200 114H201V113H200ZM211 114H212V113H211ZM241 114H242V113H241V110H240V115H241ZM250 114H251V113H250ZM250 114H249V115H250ZM263 114H264V113H263ZM6 115H5V117H6ZM22 115H21V116H22ZM25 115H26V114H25ZM25 115L22 116L23 119H25V118H24ZM32 115H33V114H32ZM38 115H37V116H38ZM80 115H81L82 117L84 116L83 114H80ZM94 115H91V116L93 117ZM136 115L133 116V117H139V116H140V115H137V116H136ZM141 115H143V114L141 113ZM155 115H156V114H155ZM169 115H167V116H169ZM174 115H177V113L174 114ZM185 115H186V114H185ZM185 115H184V116H185ZM189 115H190V114H189ZM205 115H206V114H205ZM207 115H208V114H207ZM213 115H214V114H213ZM213 115H212V117H213ZM216 115H217V114H215V117H216ZM219 115H220V114H219ZM226 115H228L227 112H226ZM233 115H234V114H233ZM235 115H237V114H235ZM2 116H4V114H3ZM29 116H30V115H28V118H29V119H28L27 117H26V119L31 120L32 116H31V117H29ZM33 116H34L33 118L36 120V117H35V116H36V113H35ZM44 116H45V115H44ZM100 116H101V115H100ZM111 116H112V115H111ZM111 116H109V113H108V117H111ZM114 116H115V114H114ZM114 116L112 117V119H116ZM119 116H118V117H119ZM143 116H145V115H143ZM147 116H150V117H151V114H150V115L147 114ZM147 116H146V117H147ZM160 116H161L162 118H160ZM167 116H166V117H167ZM186 116H187V115H186ZM223 116H224V113H223ZM259 116H260V113H259L258 117H259ZM7 117H8V116H7ZM17 117H18V115H17ZM17 117L15 116V118H17ZM46 117H45V118H46ZM77 117H79V116H77ZM87 117H86V118H87ZM92 117H89V118H88V119H89V122H88V120H87L85 117H83L82 119L79 117V119H80V121L83 120L84 122H88L87 124L91 126L92 123H93V124L96 123V120L94 119V117H93V118H92ZM96 117H95V118H96ZM105 117L107 118V115H106ZM123 117H122V118L119 117V119H120V118L123 119ZM127 117H126V118H127ZM140 117H141V116H140ZM166 117H165V118H166ZM177 117L179 118L180 115L177 116ZM177 117H175L176 120L178 119ZM187 117H188V116H187ZM198 117H199V116H198ZM225 117H226V116H225ZM228 117H229V116H228ZM231 117H232V116H231ZM241 117H242V116H241ZM245 117H247V115H246ZM245 117H244V118H245ZM249 117H250V116H249ZM251 117H252V116H251ZM1 118H2V117H1ZM1 118H0V120H1ZM19 118H18V120L14 119V122H15V120H16L17 123L20 122V121H19V120H20ZM22 118H21V120H23ZM33 118H32V119H33ZM90 118H92L93 120H95V122H93V120L90 119ZM106 118H105V119H106ZM126 118L124 117V120H125V121L129 119V118H127V119H126ZM143 118H144L145 121H146L147 118H149V117H147V118L143 117ZM143 118H142V119H143ZM182 118H184V117L182 116V117H180L179 119H182ZM196 118H197V117H196ZM234 118H235V116H234ZM234 118H233V119H234ZM239 118H240V116L238 117L237 120H239ZM34 119H33V121L35 122ZM40 119H42V118H40ZM46 119H47V118H46ZM51 119H50V122H49V119H48V121L46 120V121H47V122L45 121L46 124H45V122H44V125H45V126H44V125H43V126H44V128H45L46 130H47V127H48V126L52 127L53 125H55V123H51L52 121H54V120H51ZM79 119H78V122H79ZM96 119H97V118H96ZM100 119H101V120H100ZM105 119H104V121H106L105 123H107V125H108L110 122H111V124H112V121H109V123H108V122H107V119H106V120H105ZM112 119H111V120H112ZM119 119H117V120H115V122H113V124L115 123V125L110 129V130H112V129L114 128L113 130L115 131V133L117 132V131H116V130H117V126H121V125H122L121 123L124 122V120H122L123 122L120 120V121H121V123H120V122L118 121ZM135 119H136V120H134V118L132 119V120H134V121H132L131 119L128 120V121H129V124H130L131 121H132V122H131V124H130L131 127H130V126H127V127H128L127 130H126L127 127H126V128H123V129H125L124 131H126V133H127L132 127L134 128V127H135V124H136V126H137V125L140 123V122H139L140 120L138 121L137 118H135ZM144 119H143L142 121H144ZM170 119H171V120H170ZM173 119H174V117L170 118V116H169V120H170V121H172ZM179 119H178V121H180ZM188 119H189V117H188ZM204 119H205V118H204ZM204 119H202V120H204ZM220 119H221V118L219 117V121H220ZM223 119H224V118H223ZM229 119H232V118H229ZM249 119H252V118H249ZM255 119H256V120H255ZM258 119H260V118H256V117L253 118V119H252V120H253L252 122H254V120L257 121ZM262 119H263V117H262ZM37 120L39 121V118H37ZM37 120H36V121H37ZM42 120H44V117H43ZM42 120H40V121L42 122ZM66 120H67V119H66ZM68 120H69V119H68ZM71 120H72V119H71ZM74 120H75V119H74ZM74 120H73V121H74ZM85 120H86V121H85ZM90 120H92V123H90V122H91ZM102 120H103L102 118H99V120H97V124H98V122L100 121V122H99V126H97V127H101L100 123H101ZM108 120H110V119H108ZM130 120H131V121H130ZM152 120H154V118H153ZM159 120H156V119H155L154 121L151 122V118H150V121H149V119H148L149 122H148V121H147V122H148V123L151 122V124H152V123H153V124L157 123L158 126H160V127H158V129L161 128V130L163 129V127H166V125L169 126V125L172 123V122L168 121V117H167V121L170 122V123L166 122V120H162L163 123L160 121V124L162 123V124H161L162 126H161V125H159V122H158ZM176 120H175V121H176ZM185 120H186V119H185ZM185 120H184V121H185ZM189 120H190V119H189ZM202 120H201V121H202ZM206 120H207V119H206ZM242 120H244V119H242ZM1 121H2V120H1ZM8 121H9V119H8ZM11 121H12V120H11ZM26 121H27V120H25V123H26L25 125H27V123H28V121H27V122H26ZM73 121H72V122H73ZM75 121H77V118H76ZM75 121H74V123H75ZM116 121H118V123H119V125H117V126H116V124H117ZM135 121H136V123H134ZM137 121H138L139 123H137ZM155 121H157V122H155ZM164 121H165V122H164ZM184 121H183V122H184ZM187 121H188V120H187ZM187 121H186V122H187ZM190 121L192 122V120H190ZM199 121H200V120H199ZM214 121H215V120H214ZM219 121H218V122H219ZM222 121H223V120H222ZM249 121H250V120H249ZM9 122H10V121H9ZM30 122H31V121H30ZM30 122H29V123H30ZM41 122H40V123L38 122V123H39L38 125H41V124H42ZM48 122H49L50 125L47 126V123H48ZM54 122H55V121H54ZM66 122H67V121H65V123H64V124L66 125V127L68 126V123H69V125H72L71 122L68 121L67 124H66ZM78 122H77V123H78ZM102 122H103V121H102ZM176 122H177V121H176ZM176 122L174 123V121H173V123H174L175 125H176V124H179V122H178V123H176ZM180 122H181V121H180ZM183 122H182V123H183ZM193 122H194V120H193ZM202 122H203V121H202ZM204 122H206V121H204ZM241 122H242V121H241ZM260 122H261V121H260ZM5 123H6V122H5ZM22 123H23V125H24V122H22ZM29 123H28L27 126H29ZM77 123H76V124H77ZM89 123H90V124H89ZM103 123H104V122H103ZM105 123L102 124V127L105 126ZM132 123H133V125H132ZM164 123H166V125H165ZM173 123L171 124V126L174 125ZM189 123H190V122H189ZM189 123H188V124H189ZM207 123H208V122H207ZM248 123H250V122H248ZM6 124L8 125V126L6 125V127H8L7 130H8L10 133H11L12 131L14 132L13 128H12L11 130L9 129V128L11 127V126H9V123H6ZM30 124H31V123H30ZM36 124H37V122H36ZM36 124H34V125H36ZM51 124H52V126H51ZM58 124H59V125H58ZM58 124H57V125H58V129H57V131L60 132V131H61L60 128H59L60 123H58ZM64 124H63V122H62V123H61V126L63 125L62 127H64V126H65ZM76 124L74 125V127H73V125H72L73 129L76 128V127L78 126V124H77V126H76ZM82 124H84V123L82 122ZM82 124H81V126H85V128L88 126V125H82ZM85 124H86V123H85ZM111 124H109V126H112V125H113V124H112V125H111ZM120 124H121V125H120ZM129 124L125 122V125H122L121 128H122L123 126L125 127L126 125H129ZM153 124H152V125H153ZM163 124H164V125H163ZM200 124H201V123H200ZM212 124H213V123H212ZM4 125H5V124H4ZM10 125L13 126V125H16V124L14 123V124H10ZM17 125H18V126H21V127H19V128H22V126H23V125H20V123H18ZM17 125L14 126V129H15V133H14V134H15V135H16V132H17V134H18L19 131L21 130V129H19V128H17L19 131L16 130L15 127H17ZM25 125H24V126H25ZM32 125H33V124H32ZM34 125H33V126H34ZM38 125H36V126H37V129L39 128ZM107 125H106L104 128H106ZM195 125H196V124H195ZM250 125H251V124H250ZM260 125H261V124H260ZM262 125H263V124H262ZM24 126H23V128H24ZM46 126H47V127H46ZM61 126H60V127H61ZM75 126H76V127H75ZM90 126H89V127H90ZM93 126H94V125H93ZM93 126H91V127H93ZM109 126H108V127H109ZM115 126H116V128H115ZM153 126H154V125H153ZM197 126H198V125H197ZM207 126H208V125H207ZM245 126H246V125H245ZM252 126H253V125H252ZM2 127L5 128V126H2ZM25 127H26V126H25ZM30 127H31V126H30ZM40 127H42V126H40ZM50 127L48 128L49 130H51L50 132H49V131H45V132H49L48 134H50V133L52 132V129H54V131H55V129H56L54 126H53V128H50ZM62 127H61V129H62ZM66 127H64L65 130H64V131L62 130L61 132H64V133L67 132V134H68L69 132H71V133L73 132V129L71 128V126H70V127L68 126L69 128H71V129H69V130H68V129L66 130ZM68 127H67V128H68ZM78 127H79V128H78L79 131H81L82 129H81V127H80V123H79V126H78ZM95 127H96V124H95ZM95 127H93V130H95V129L97 128V127H96V128H95ZM102 127H101V128H102ZM108 127H107V128H108ZM139 127H140V124L138 125L137 129H138ZM141 127H142V129H144L143 126H142V124H141ZM141 127H140V128H141ZM172 127H173V126H172ZM250 127H251V126H250ZM257 127H259V126H257ZM257 127H256V128H257ZM260 127H261V126H260ZM23 128H22V130H24L25 132H26V130L29 129L28 127H27L26 130H25V128H24V129H23ZM32 128H33V127H32ZM32 128H30L31 131H30V129H29V130L26 132V134L29 136L28 139L30 138V136H32V135H29V134H28V132H31L30 134H32V131L34 130V129L32 130ZM34 128H35V126H34ZM44 128H41V130L44 129ZM85 128H84V130H82V132H81L82 134H81V133L79 134L80 136H79V135H77V136L74 135V134H77V133H78V132L75 131V129H74V132H75V133L73 132V133H74L73 135L69 133V134H68V135H69L68 139H69L70 141H72V140L74 139V142H75V138L77 137V140H76L77 142H76V143H78V142H79L78 139H81V140H82V138H84V137H82V138H79V137H81V135L83 136V134L88 130V129H87L88 127H87L86 129H85ZM101 128H100V130H98V131H101V130L104 131V128H103V129H101ZM107 128H106V129H107ZM119 128H120V127H119ZM133 128H132V129H133ZM140 128H139V130H137L136 128H134V129H136V130H134V129L131 130V131H135V132H133L132 137L134 136V137H135L134 139H136L138 142H139V140H140V141L143 140V139H139V140L137 139V137H140V136H138V134L141 135V136H143V134H144V136H145V134H146V133H142V132H144V131H141L142 129H140ZM166 128H167L168 131L171 130V129H169L168 127H166ZM166 128H165V129H166ZM174 128H175L176 130H174ZM187 128H188V127H187ZM187 128H186V129H187ZM240 128H241V127H239V129H240ZM35 129H36V128H35ZM37 129L34 130V134H33V135H35V133H38V132H39V131L37 132ZM76 129H77V128H76ZM78 129H77V130H78ZM80 129H81V130H80ZM89 129H91V128H89ZM106 129H105V130H106ZM172 129H173L172 131H175V132H177V131H179V130H180V131L183 130V129L181 130V128H179V129L177 130V128H176L175 126H174ZM186 129L184 128V130H186ZM189 129H190V128H189ZM259 129H260V128H259ZM2 130H3V129H2ZM7 130H3L2 132H3V133H6V132H8ZM39 130H40V129H39ZM59 130H60V131H59ZM70 130H72V131H70ZM85 130H86V131H85ZM113 130H112V132H113ZM144 130H145V129H144ZM161 130H159V132H160L161 135H158V136H163V137H159L156 143H157V145L159 144L158 146H160V147L164 145V146H163V149H164V147L166 146V149H164V151H165V152H164V151L162 150V148L159 147L160 149H159V148H157V149L160 150V151L156 150V153H157V151H158V152H161V151H162L163 153H166V152H167V151H166L167 148H168V150H169V148H170V147H169V146H170V145H169L170 142H171V146H174V144H176V142L178 141V139L181 138V137H176V136H175V135L180 136V135H179L180 133L178 134V132H177V134H176L175 132H173V136H172L171 131L168 132L167 130H165L167 133L164 132V133H165V135H164V134L162 133L163 130H162V131H161ZM247 130H248V128H247ZM252 130H253V129H252ZM0 131H1V129H0ZM4 131H6V132H4ZM57 131H56V132H57ZM65 131H66V132H65ZM88 131H90V130H88ZM119 131H120V130H119ZM119 131L117 132L118 135L116 134L115 136H119ZM124 131L122 130V131H120V132L123 133ZM138 131H140L142 134L139 133ZM156 131H158V130H156ZM187 131H188V130H187ZM190 131H191V130H190ZM197 131H198V130H197ZM210 131H211V130H210ZM9 132H8V133H9ZM20 132H21V131H20ZM25 132H22V133L24 134ZM45 132H43V130H42L41 133L44 134ZM83 132H84V133H83ZM101 132H102V131H101ZM101 132H100V134H101L102 136L99 135V137L101 136V140H102V138L106 137L107 133H108L107 136H110V134H112V132L109 134L108 129H107L106 131L102 132V133H105V135L102 134ZM106 132H107V133H106ZM129 132H130V131H129ZM137 132H138V134H137ZM151 132H153V131H151ZM182 132H185V131H182ZM203 132H204V131H203ZM261 132H262V134L264 133L263 131H261ZM0 133H1V132H0ZM3 133H1L0 138H1V136H2ZM8 133H6V134H8ZM10 133H9V134H10ZM22 133H19V134L22 135L21 138L23 139V134H22ZM41 133H40V134H41ZM52 133H53V132H52ZM54 133H55V132H54ZM86 133H87V132H86ZM91 133H92V131H91ZM91 133H90V134L87 133V134H89V135H88L89 137L87 138L86 142H88V140H89V142H91V140H90V136L92 135ZM98 133H99V132H98ZM122 133H120V135H122ZM126 133L124 132V134H123V138H124V135H125ZM174 133H175V134H174ZM185 133H186V132H185ZM189 133H190V132H189ZM192 133H193V132H192ZM196 133H197V132H196ZM199 133H200V132H199ZM45 134H46V133H45ZM48 134H46V135H48ZM55 134H56V133H55ZM55 134H54V135H55ZM58 134L60 135V133H58ZM67 134L64 135V134L62 133V134H61V137H59V135L56 134V135L58 136V138H59V139L57 138L59 141L56 139V140L58 141V143H60V141H61L62 139H63V141L65 140V138L67 139V137H66ZM127 134H128V133H127ZM129 134H130V133H129ZM131 134H132V133H131ZM135 134L137 135V137L135 136ZM153 134H155V133H153ZM158 134H159V133H158ZM162 134H163V135H162ZM168 134L171 135V136H168V137H170V139L166 136V135H168ZM194 134H195V133H194ZM237 134H238V133H237ZM4 135H5V134H4ZM11 135H12V134H11ZM41 135H42V134H41ZM41 135H40V136H41ZM50 135H52V134H50ZM50 135H49V136H50ZM56 135H55V136H56ZM68 135H67V136H68ZM71 135L74 137L72 140L70 139V138L72 137ZM103 135H104V136H103ZM112 135H114V134H112ZM181 135H182V134H181ZM259 135H260V134H259ZM6 136H7V135H6ZM8 136L11 138V139L9 138L10 140H13V142H17V141L22 140V139H20V137H18V135H16V136H17L19 139H17V137L14 136V137L16 138L17 141H14L15 139H12L13 136H12V137H11L10 135H8ZM8 136H7V137H8ZM38 136H39V135H38ZM38 136L36 135V140H34V141H38V140H39V139L37 138ZM42 136H43V135H42ZM55 136L52 135V137H55ZM62 136H63V138H62ZM78 136H79V137H78ZM86 136H87V135H86ZM86 136H85V137H86ZM115 136H112L113 139H112V141H110L111 144L108 142V140H106V144L109 145L108 147H110V146L112 145V143H113V145H115V143H117V145H118V143H119L118 146L116 145V147H118V149H117L115 146L113 147V145H112L111 148L113 147V150L110 151L111 149L109 150V148H105V147H104L106 144H104V146L102 145V147L106 150V153H107L108 155L110 154V155H109V158H110V156H111V158L113 157V160H112V161H111V159L108 160V158H107L108 156H107V154L105 153V150H104V149H102V151L99 150V152H100V153H101V152H102V153L104 152V153L106 154V156H107V157H105V158L103 159V157H104L105 154H103V156H102V153L100 154V155L102 156L101 160L103 159L102 162H103V161H104V162H105V161H106V162L109 161V163H111L112 166L115 165V168L118 167L119 165H121V166L118 167V168H116V169L114 170V168L111 169L112 166H111L110 164H109L110 167H109V166H106V165L108 164V162H107V163L105 162L106 165H103V166H104V167H103V170L105 171V169H107V167L110 168V170H114V175H112V177L115 179V181H116L117 179L120 180V182H119V180H118V182H115V181L113 180V181H114L113 184L117 183L116 185H119L118 183H120V185H122V184H121V183H122V180H125V179L127 180V179L130 178V180H131L130 183L124 181L125 184H126L125 187H127V188H128L130 185H134V186H135L136 182L138 183L139 181H140L139 183L141 184V180H143V181H142V184L140 185L141 187L139 186V187H140V188H139V187L137 186V189H138V191H139V189L141 190V189H142V185H144V183H145V182H144L145 179H143V177H144V178L146 177V179L148 178L147 176H148V174H149L148 172L150 171V169H149V167H148V163H146V166H145V162H147V161L149 162V161L151 160L150 158H151L152 156H150V155H151V152H152L153 150H151V152L148 153V152H149V151H148L149 149H147L148 152H145V155L150 154V155H148L149 157L146 156V157H148L149 160H148L146 157H142L143 155H141V154H144V152L141 153V154H139V155L137 156V157L140 158V159H138V158L136 157V155H135V156H134V157H135V160H132V159H133V156H132V155H133L134 153L131 154L132 151L129 150V151L131 152V153H130V152L128 151V148H125V149H127V150H123V149H124V146H125V147H129L130 144H131V143L129 144L130 141L128 142V140H127V139H128L127 136L125 135V136H126V138H124L125 142H123L124 140H123L122 137H121V139H122L123 141H122V140L120 141V139H119L120 137H116V139L118 138L119 140H116V142H115V141H114V140H115ZM130 136H131V135H129L128 137H130ZM156 136H157V132H156ZM158 136H157V137H158ZM198 136H199V135H198ZM205 136H206V135H205ZM211 136H212V135H211ZM261 136H263V135H261ZM2 137H3V136H2ZM33 137H35V136H33ZM44 137H45V135H44ZM46 137H47V136H46ZM52 137H51V138H52ZM110 137H111V136H110ZM165 137H167V140L165 139ZM175 137L178 138L177 141H176V138H175ZM185 137H186V136H185ZM194 137H195V136H194ZM196 137H197V136H196ZM202 137H203V136H202ZM214 137H215V135H214ZM214 137H213V138H214ZM216 137H217V136H216ZM258 137H260V136H258ZM263 137H264V136H263ZM4 138H5V137H4ZM25 138L27 139L26 136H24V139H25ZM31 138H32V137H31ZM31 138H30V139H31ZM39 138H40V137H39ZM48 138H49V137H48ZM48 138H47V139H48ZM61 138H62V139H61ZM130 138H131V137H130ZM140 138H141V137H140ZM142 138H144V140H145V138H147V135H146V137H142ZM160 138H161V139H160ZM163 138H164V139H163ZM171 138L174 139V141H175L174 143H172L173 140H172ZM203 138H204V137H203ZM235 138H236V137H235ZM1 139H2L3 141H5L3 138H1ZM1 139H0V141H2ZM28 139H27L26 141H28ZM30 139H29V141H28V143L30 142V146H32V145H34V144H35V146H37L36 144H38V145H41V148H40L39 146H37V147H39L40 150H41V149H44V152H45V150H46L45 153H43V152L41 153V152H40L42 155H41L40 153L37 154V153H36V150L39 151V149L35 148L36 150H34V146H33V149H32V150L38 155V156L36 157L35 153L33 154V155H35L36 158L40 157L39 154H40L41 156H43V154H45V155L47 156V159L49 160V158H48L49 156L52 157V158H56V155H58L59 159H61L62 161H64L61 157L64 158L63 154H64V152H65V151H64L65 147H64V149L62 150V149L58 148V147H60V146L58 145V146H57L58 149H56V151H55V150H54L55 146H54V148H53V145H54V144H52V145H51V146H52L51 151H50V148H48V149H45V148H44V147H46V146L49 147V143H48L49 141L55 143V141H56L55 139L52 138L53 140H55V141H52V139L50 140V138H49V139H48L49 141H46L48 145L46 144V142L44 143V144H46V146H45V145H42V144H43V143H42L43 141H41L42 138L40 139V141H41L42 144H41L39 141H38V143H36V142H33V141L30 140ZM32 139H33V138H32ZM85 139H86V138H85ZM92 139H93V138H92ZM104 139H109V137H106V138H104ZM131 139H132V140H131ZM131 139H130L131 141H134L133 138H131ZM159 139H160L161 141H159ZM162 139H163V140H162ZM188 139H189V138H188ZM197 139H201V140H202V138H197ZM197 139H196V142L198 141ZM220 139H221V138H220ZM258 139H259L260 141H262L260 138H258ZM10 140H8V138H7L6 141H7V142L9 141L8 144H10V142H11ZM43 140H44V138H43ZM83 140H84V139H83ZM83 140H82V142L80 141V144H81V145H83V144L86 143V142L84 143ZM109 140H110V139H109ZM126 140H127V141H126ZM184 140H186V139H184ZM194 140H195V139H194ZM236 140H238V137H237ZM259 140H258V141H259ZM3 141L0 142V144H2L3 146H5V144L7 145V143L3 144ZM22 141H23V140H22ZM44 141H45V140H44ZM66 141H67V140H65V142H66ZM70 141H69V143H68L69 146H70L71 143L73 144V141H72V142H70ZM92 141H93V140H92ZM113 141H114L115 143H114ZM145 141L148 142L147 144H148V146H149V145H150V144H149L150 142L147 141V140H145ZM145 141H141V142H143V143H142L143 145L146 143ZM162 141H163V142H162ZM164 141H165V142L168 141L169 144L166 143V144H167V145H166V144L164 143ZM199 141H200V140H199ZM202 141H203V140H202ZM216 141H217V140H216ZM24 142H25V140H24ZM24 142H23V143H24ZM31 142H32V145H31ZM65 142H62V143H60V144H63V143H65ZM67 142H68V141H67ZM102 142L105 143V141H102ZM120 142H121V143L123 142L125 145L122 143L124 146H121L122 144H121ZM138 142H137V143H138ZM191 142H192V141H191ZM207 142H208V141H207ZM220 142H221V141H220ZM236 142H238V141H236ZM236 142H235V143H236ZM239 142H240V141H239ZM243 142H244V141H243ZM243 142H242V143H243ZM21 143H22V142H21ZM33 143H34V144H33ZM39 143H40V144H39ZM76 143H74L75 146L72 145V144H71V145L74 146V147H78L79 144H77V145H78V146H77ZM108 143H109V144H108ZM127 143H128V146H127ZM162 143H163V145H162ZM188 143H190V142H188ZM193 143H195V142H193ZM205 143H206V142H205ZM11 144H12V143H11ZM11 144H10V145H11ZM13 144H14V143H13ZM55 144H56V143H55ZM89 144L92 145L93 143H89ZM101 144H102V143H101ZM132 144H133V143H132ZM135 144H136V143H135ZM147 144H146V145H147ZM160 144H161V145H160ZM201 144H202V143H201ZM206 144H208V143H206ZM233 144H234V141H233ZM14 145H15V144H14ZM23 145H24V144H23ZM23 145H20V146L22 147ZM64 145H67V144L65 143ZM64 145H61V146H64ZM85 145L88 146L87 143H86ZM85 145H84V148L86 147ZM107 145H106V147H107ZM153 145H154V144H153ZM157 145H156V146H157ZM184 145H185V144H184ZM196 145H197V144H196ZM198 145H200V144H198ZM208 145H209V144H208ZM208 145H207V146H208ZM210 145H211V144H210ZM213 145H214V144H213ZM215 145H216V144H215ZM218 145H219V144H218ZM242 145H243V144H242ZM0 146H1V145H0ZM26 146H27V144H26L24 147H26ZM30 146H29V147H30ZM72 146H71V147H72ZM120 146H121L122 148H121ZM133 146H134V144H133ZM144 146H145V145H144ZM144 146H143V147H144ZM189 146H190V148H191V145H189ZM189 146H188V147H189ZM202 146H203V144H202ZM229 146H230V145H229ZM233 146H234V145H233ZM239 146H240V145H239ZM1 147H2V146H1ZM1 147H0V148H1ZM5 147H8V145L5 146ZM11 147H13L14 149L17 148V150H18V147H17V146H16V148H15L13 145H11ZM11 147L8 148V149H11ZM24 147H22V150H23ZM47 147H46V148H47ZM71 147H70V148H71ZM74 147H72V148H73L75 151H77V150L79 149L80 146L78 147L77 150H76V148H74ZM88 147L92 148L91 146H88ZM139 147H140V146H139ZM146 147H147V146H146ZM194 147H195V145H194ZM196 147H197V146H196ZM199 147H200V146H199ZM210 147H212V146H210ZM240 147H241V146H240ZM27 148H28V146H27ZM66 148H68V146H67ZM70 148L67 149V150H69V152H70ZM81 148H83V146H81ZM81 148H80V149H81ZM115 148H116V149H115ZM119 148H120V149H119ZM129 148L131 149V147H129ZM140 148H141V147H140ZM192 148H193V147H192ZM228 148H229V147H228ZM4 149L6 150L7 148H4ZM4 149H1L0 152H2V150H4ZM14 149H13V150H14ZM19 149H20V148H19ZM30 149H31V148H30ZM52 149H53V150H52ZM59 149L62 150L61 152H63V154H62V153L60 154V151H59V154H56V152L58 153L57 150H59ZM86 149H88V148H86ZM92 149H95V148L93 147ZM114 149L117 150V151L114 152ZM137 149H138V148H137ZM142 149H143V148H142ZM185 149H186V148H185ZM205 149H206V148H205ZM229 149H230V148H229ZM241 149H242V148H241ZM243 149L245 150V147H244ZM246 149H247V148H246ZM17 150L12 151V149H11V153H12V152H15V151H17ZM22 150H21V151H22ZM24 150H25V149H24ZM24 150H23L22 153H29V152L31 153V151H32V150H29V149H28L29 151H28V150H27V151L25 150V151H26V152H25ZM47 150H49L50 152H52V153H51L52 156H51L50 154H49V156L47 155V154L49 153V152L47 153ZM71 150H72V149H71ZM83 150H84V149H83ZM88 150L91 151V149H88ZM88 150H87V151H88ZM107 150H108V151H107ZM119 150H120V151L123 150V151L126 153V154H124L123 151H121V152L124 154V155H123V154L121 153L122 156H123V158L125 159V161H126V158H131V161H130V159H127V161L129 160V162H132V163L134 164V162L137 163L138 160H140V161H139V162H140L139 164H140V165L142 164V165L144 166V169H145L146 167H148V168H147V169H148V172H147V169H146V172H145V170L143 171V166H140V165L136 164V165L140 166L139 169H141V167H142V171H143V173H144L146 176H145L143 173H141V172H142L141 170H140V171H141V172H140L141 175H140V173H137V172H139V171H135V170H138V169H136V168H138V166L135 168L134 165H132V163H130L132 166L130 167V170H129L128 168H129L130 164H129V162H127V161H126V162L129 164V166H128V164H127V166H126L127 169L124 168L125 165L123 166V164H122L123 161L120 160V162H119V159H122V156H121L120 154H119V155L117 154ZM186 150H188V149H186ZM190 150H191V149H190ZM193 150H194V149H193ZM193 150H192V151H193ZM231 150H232V149H231ZM19 151H20V150L17 151V154H18ZM21 151H20V152H21ZM33 151H32V152H33ZM41 151H42V150H41ZM75 151L72 150L71 152H75ZM79 151H81V150H78L77 152L79 153ZM109 151L112 152V153H110ZM120 151H119V152H120ZM127 151H128L129 154L127 153ZM143 151H145V150H143ZM201 151H202V150H201ZM207 151H208V150H207ZM211 151H212V149L210 150V152H211ZM227 151H228V150H227ZM234 151H235V150H234ZM4 152H5V151H4ZM9 152H10V151L7 150L5 153L10 154ZM20 152H19V153H20ZM53 152H55V153L53 154ZM116 152H117V153H116ZM187 152H189V151H187ZM198 152H199V151H198ZM205 152H206V151H205ZM239 152H240V151H239ZM244 152H246V151H244ZM22 153L20 154V156L22 155ZM46 153H47V154H46ZM67 153H68V152L66 151V154H67ZM78 153H77V154H78ZM81 153H82V151H81ZM85 153H86V151L84 150V154H85ZM94 153H95V152H94ZM154 153H155V151L152 152V155H153ZM230 153H231V152H230ZM247 153H249V150L246 152V154H247ZM15 154H16V153H15ZM17 154H16V155H17ZM71 154H72V153H71ZM74 154H75V153H74ZM84 154L82 153V155H80V153H79V158L82 159V158H83L82 156H83ZM89 154H90V153H89ZM97 154H98V153H97ZM111 154H112V155H111ZM114 154H116V156H115ZM127 154L129 155V157H126ZM199 154H200V153H199ZM205 154H206V153H205ZM238 154H239V153H238ZM243 154H244V153H243ZM246 154H244V155H246ZM12 155H14V153H13ZM12 155L10 154V156H12ZM16 155H15V156H16ZM25 155H27V154H25ZM33 155H32V157H33ZM54 155H55V156H54ZM67 155H70V153H68ZM87 155H88V152H87ZM117 155H118V156H117ZM130 155H131V156H130ZM159 155H160V154H159ZM184 155H185V154H184ZM184 155L182 156V154H181V159H182V158H183V159L186 158V160H185L186 163H185V161H183V163H184V164H187V163H189V161H190L189 159H190L191 156L189 157V156L186 154V157L184 158ZM234 155H236V154H234ZM244 155H243V159L245 158ZM250 155H251V153H250ZM15 156H13V157H15ZM18 156H19V155H17L16 157H18ZM20 156H19V157H20ZM22 156H23V158H24L25 160L22 158ZM22 156H21V159H23L24 162L27 160V162L30 161L29 163H32V161H33L32 157L28 156L30 159H32V160H28V157H27V158L24 157V154H23ZM53 156H54V157H53ZM80 156H81L82 158H81ZM89 156H90V155H89ZM114 156H115V160H114ZM139 156H141L144 160L146 159V161H144V163H143L142 158L139 157ZM196 156H197V155H196ZM200 156H201V154H200ZM253 156H254V155H253ZM58 157H57V159H58ZM74 157H76V159H75ZM74 157H73V160H72L73 162H72V161H71V159H72L71 156H68V158H70V159H69L70 161L68 160V161L70 162V164H69V163L67 164V160H66V159H65L66 161H65L64 164H63V162L61 163L60 161H59V162L57 161V162L60 163L61 165L63 164V166H64V165H69V166H66L67 168L64 166L63 171H62V168L60 169V170L63 172V173H61V174L59 173V172H61L60 170H59V172H58V169H57V170L53 169L54 171H56V172H58V173L60 174V175L57 174V176L59 175V177H61V178H65V180H68V179H66V178H68V177L70 176L69 174L72 172L71 170H74V171L76 172V170H77V169L79 170V168H81V167H83V169H84V165H83V164H85V162H83V164H82V166H81V164H78V163H79V162L82 163V160L78 161V160H79L78 156H74ZM86 157H87V156H86ZM86 157L84 156L83 160H88V161H89V160H90L89 157H87V158H86ZM99 157H100V156H99ZM116 157H117V158H116ZM125 157H126V158H125ZM175 157H176V156H175ZM179 157H180V155H179V153H178L176 159L179 160V159H180ZM187 157H188V158H187ZM206 157H208V156H206ZM231 157H232V156H231ZM233 157H234V156H233ZM239 157H240V156H239ZM42 158L45 159L46 157H42ZM42 158L40 157V159H42ZM65 158H67L66 155H65ZM68 158H67V159H68ZM77 158H78V160H77ZM106 158H107V160H106ZM118 158H119V159H118ZM136 158L138 159L137 161H136ZM153 158H154V157H153ZM178 158H179V159H178ZM195 158H197V157H195ZM16 159H18V158H16ZM19 159H20V158H19ZM38 159H39V158H38ZM40 159H39V160H40ZM174 159H175V158H174ZM181 159H180V161H182ZM187 159H188V161H187ZM247 159L249 160L248 157H247ZM5 160H6V159H5ZM5 160H4V162H5ZM10 160H12V159H10ZM35 160H37V159H35ZM35 160H34V162H35ZM54 160L56 161V159H54ZM75 160H77L78 162L75 161ZM116 160L118 161L119 165H118V163H116V162H117ZM122 160H123V159H122ZM162 160H163V159H162ZM172 160H173V159H172ZM172 160H169V163H170V161H172ZM210 160H211V159H210ZM238 160H239V159H238ZM261 160H262V159H261ZM51 161H52L53 163H52ZM51 161L49 160V162H50L51 164H55V167H54V166L50 167L51 164L48 163V161H47V162H45V163H48V164H50V165L48 166V164H47L48 167H47V169H46V168H44V167H45V166H44L45 163H43V164H44V165H43V168L46 169L47 171H48V168H49V167H50V169H51V168H57V167L59 166V164L54 163V161H53L52 159H51ZM88 161H86V162H88ZM133 161H134V162H133ZM141 161H142V162H141ZM152 161H153V160H152ZM173 161H174V160H173ZM244 161H245V159L243 160V162H244ZM251 161H252V159H251ZM1 162H3V161H1ZM1 162H0V165H1ZM34 162H33V163H34ZM38 162H39V161H38ZM38 162L36 161V163H38ZM40 162L42 163L43 161L40 160ZM71 162H72V164H71ZM75 162H76L78 165H77ZM104 162H103V164H105ZM112 162H113V163H112ZM114 162H115V163H114ZM121 162H122V163H121ZM165 162H166V161H165ZM193 162H194V161H193ZM248 162H249V161H248ZM6 163H7V162H6ZM19 163H20V162H19ZM29 163H28V164H29ZM33 163H32V164H33ZM41 163H40V165H41ZM73 163H74V164H73ZM120 163H121V164H120ZM149 163H150V162H149ZM151 163H152V162H151ZM161 163H163V162H161ZM183 163H182L181 166L184 167V164H183ZM191 163H192V162H191ZM191 163H189V164H191ZM211 163H213V160H212ZM214 163H215V161H214ZM7 164H8V163H7ZM32 164H31V165H32ZM87 164H88V163H87ZM116 164H117V166H116ZM172 164H173V162L169 164V167H170V165L172 166ZM176 164H177V166H178V162H177V163H174L173 165H176ZM180 164H181V162H180ZM180 164H179L178 168L180 167L179 169H182V167L180 166ZM189 164H187V166H189ZM193 164H194V163H193ZM250 164H252V163H250ZM254 164H255V163H254ZM10 165H11V164H10ZM13 165H14V164H13ZM13 165H11L10 167H12ZM29 165H30V164H29ZM34 165H35V164L32 165V168H33ZM57 165H58V166H57ZM61 165H60L59 167H62ZM70 165H71V167H72V165H73V167H74V165H75V169H76V170H75L74 168H70ZM76 165H77V168H76ZM161 165H162V164H161ZM238 165H239V163H238ZM242 165H243V163H242ZM24 166H25V165H24ZM24 166H23V167H24ZM35 166H36V165H35ZM56 166H57V167H56ZM79 166H81V167H79ZM85 166H87V165H85ZM89 166H90V165H89ZM89 166H87V167H88V169L90 170ZM105 166H106V167H105ZM122 166H123L124 169H126V170H125L124 172H122V173H123V174H128V175H125V176H127V177H128L129 174H130V176H129L128 178L125 177V176L120 172V171L122 170V169H121ZM156 166H157V165H156ZM159 166H160V165H159ZM191 166H193V167H190V166H189L188 168H190V169H191V168H192V169H195V168H196L195 165H191ZM197 166H198V165H197ZM246 166H247V165H246ZM250 166H252V165H250ZM256 166H257V165H256ZM256 166L253 165V167H250V168H251V169L249 168L250 171H252V169L255 170ZM10 167H8V168H10ZM38 167H42V165L39 166V164H38ZM78 167H79V168H78ZM113 167H114V166H113ZM133 167L135 168L134 173L136 172V173H137V174H136L137 176H138V175L142 176V174H143V177H140V179L142 178L141 180H140L139 178H138L139 180H135V179L137 178V176L133 173V171H131V168H133ZM157 167H158V166H157ZM173 167H174V166L170 167L171 169H170V168H169V169H170L171 171H175L174 173H178V172H176V169H178V168H177V167H174V168H175V169H174ZM216 167H217V164H216ZM243 167H244V166H243ZM1 168H2V167H1ZM3 168H5V165H4ZM6 168H7V166H6ZM8 168H7V169H8ZM13 168H14V167H13ZM29 168H31V167L29 166ZM32 168H31V169H32ZM65 168H66V169H65ZM68 168H69L70 170H69ZM166 168H167V165H166ZM172 168H173L174 170H172ZM188 168H187V170H188ZM244 168H245V167H244ZM24 169H25V167H24ZM26 169H27V168H26ZM33 169L36 171V168H33ZM37 169H38V168H37ZM44 169L41 168L40 170H44ZM50 169H49V171H50ZM67 169H68V171H67ZM85 169H86V168H85ZM119 169H121V170L119 171ZM179 169H178V171H180V176L183 177L184 174L181 175V171H183V170L186 169V168H183L182 170H179ZM192 169H191V170H192ZM249 169H248V170H249ZM2 170H3V169H2ZM5 170H6V169H5ZM16 170H18V168H17ZM78 170H77V171H78ZM81 170H82V168L80 169V171H81ZM91 170H92V171H91L90 173L92 174V172H94V170H93L92 167H91ZM127 170L131 171L132 173H131V172H128ZM170 170H169V173L171 172ZM195 170H196V169H195ZM206 170H207V169H206ZM213 170H214V167L212 168V171H213ZM216 170H217V169H215L214 171H216ZM218 170H219V168H218ZM218 170H217V171H218ZM244 170H245V169H244ZM254 170H253V171H254ZM8 171H9V170H8ZM14 171H15V169H13V172H14ZM21 171H22V170H21ZM32 171H33V170H32ZM35 171H33V172H35ZM47 171H46V173H47ZM51 171H52V170H51ZM54 171H53V172H54ZM64 171H65V172L67 171V172L65 173ZM86 171H87V172H86ZM108 171H109V169H108ZM117 171H118L119 173H118ZM122 171H123V170H122ZM165 171H166V170H165ZM167 171H168V170H167ZM185 171H186V170H185ZM185 171H183V173H185ZM217 171H216V172H217ZM246 171H247V170H246ZM250 171H249L248 173H251ZM253 171H252V172H253ZM256 171H257L258 173H260L261 171H262L261 173H264L263 170H261V171L255 170L254 172H256ZM3 172H4V170H3ZM11 172H12V171H11ZM23 172L26 173V172H28V170H26V172H25V171H23ZM39 172H40V171H39ZM41 172H42V171H41ZM56 172H54V173H55L54 175H56ZM68 172H70V173L68 174ZM109 172H110V171H109ZM109 172H106V171H105V172H103V173H109ZM112 172H113V171H112ZM188 172H189V171H188ZM209 172H210V171H209ZM218 172H221V171L219 170ZM257 172H256V175H259ZM15 173H17V172L15 171ZM28 173H29V172H28ZM28 173H27V175H25V174H23V173H22L23 175H21V174H20V175H21V177L24 176V175H25V176H29ZM31 173H32V172H31ZM36 173H37L38 175H41V174L38 173V170L36 171ZM46 173L44 172L42 175H44V174H46ZM72 173H73V172H72ZM78 173H79V172H76V174H77L78 176L75 175V174H73V177H75V176H76V178H77V177H80V175H79ZM84 173L89 174V172H88L87 169L85 170ZM103 173H102L101 176H100V178L102 177L101 179L98 178L99 176L97 177V179L100 180V181H98V183L100 182L102 185L105 184L103 180H105L106 178H108V177L105 178ZM115 173H116L117 175L119 174V176L123 177L122 180H121V177L119 178L118 176H117L118 178L116 179ZM120 173H121L123 176L120 175ZM147 173H148V174H147ZM169 173H166L165 175L168 176V177L171 176V174L168 175ZM189 173H190V172H189ZM194 173L197 174V172H194ZM240 173L243 174V172H240ZM4 174H5V173H4ZM32 174L34 175L35 173H32ZM32 174H31V175H32ZM47 174H49V176H50L51 178H53V174H52L51 172H48ZM62 174H63V175H64V174H65V175L67 174V175H66V177H65V176L63 177ZM80 174H83V172L81 171ZM93 174H94V173H93ZM111 174H113V173H111ZM111 174H110V175H111ZM132 174H134L135 177H136V178H134V180H132L133 177H134V175H132ZM161 174H162V173H161ZM214 174H215V172H214ZM220 174H221V173H220ZM253 174H255V173H253ZM253 174H252V175H253ZM7 175H9V174H7ZM12 175H13V174H11V176H12ZM14 175H15V174H14ZM17 175H18V174H17ZM31 175H30V176H31ZM51 175H52V176H51ZM61 175H62V176H61ZM71 175H72V174H71ZM95 175H96V172H95ZM102 175H103V176H102ZM105 175H106V174H105ZM107 175H109V174H107ZM110 175H109V178H111ZM131 175L133 176L132 179H131ZM158 175H159V176L156 177V178H159V177H160V174H159V173H158ZM165 175L163 176V174H162L163 177L161 176L159 179H161V178L163 179V178H164L163 180H165ZM172 175H173V177L175 176L174 174H172ZM176 175H177V174H176ZM237 175H238V174H237ZM252 175H250V176H252ZM256 175H253V176H256ZM9 176H10V175H9ZM25 176H24V178H25ZM35 176H36V175H35ZM49 176L46 177V176L44 175L43 177H46V180H47L48 178H50ZM83 176H85V174L82 175V177H83ZM87 176H88V175H86V178H87ZM90 176H91V175H89V177H90ZM155 176H157V175H155ZM185 176H186V175H185ZM188 176H189V174H188ZM205 176H207V174H206ZM211 176H212V175H211ZM262 176H263V175H262ZM0 177H2V176H0ZM17 177H18V176H17ZM31 177H32V176H31ZM31 177H30V178H31ZM36 177H37V176H36ZM41 177H42V176H41ZM93 177H95V176H93ZM103 177H104L105 179H103ZM124 177H125V179H124ZM189 177H191V174H190ZM189 177H184V178H182V179H181V180H183L182 182H181V181H178V182H171L170 180H172V179H173L172 181H176V180L174 179L175 177L172 178V176H171L172 179L169 178L170 180H167L168 178L166 177V180H167V181H166V180H165V181H166L167 183H168V181H170V182L172 183L171 186L168 185L169 188L172 187L173 190L170 188V189L172 190V192L174 191V189H175V187H176V191H177V192L175 191V194H181V192L178 193V189H179V190L181 189L182 194H183V193L185 192L183 189L186 188V187L183 188V186H184L183 183L185 182V184H186L187 181H185V180H186V178L188 179ZM209 177H210V176H209ZM212 177H214V175H213ZM212 177H211V179H212ZM245 177H246V176H245ZM257 177H259V179H260L261 174H260V176H257ZM27 178L29 179V177H27ZM34 178H35V177H34ZM34 178H31V179L33 180ZM39 178H40V177H39ZM69 178H72V176H70ZM109 178H108V179H109ZM113 178H112V179H113ZM177 178H178V175H177ZM194 178H195V177H194ZM249 178H250V177H249ZM253 178H254V177H253ZM261 178H262V177H261ZM4 179H5V178H4ZM13 179H14V177H13ZM18 179H19V178H18ZM18 179H17V180H18ZM21 179L24 180V181L27 180V181H26L27 184L30 183V182H29L30 179L28 180V179H26V178H25V179L20 178V180H21ZM35 179H36V181H39V180H37V178H35ZM35 179H34V180H35ZM53 179H54V178H53ZM72 179H74V178H72ZM77 179H78V178H77ZM79 179H81V177H80ZM89 179H90V178H89ZM89 179H86V180L88 181ZM94 179H95V178H94ZM108 179H107V181H108ZM159 179H158V180H159ZM222 179H223V178H222ZM242 179H244V178H242ZM256 179H258V178H256ZM256 179H254L255 182H256ZM9 180H10V178H9ZM17 180H16V181H17ZM22 180H21V181H22ZM34 180H33V181H34ZM48 180H49V179H48ZM48 180H47V181H48ZM59 180H61V179L54 180L55 184H56V181L58 182ZM65 180H64L65 183H63L62 180H61V182H60V181L58 182V183H61V184H58L59 187L63 184L59 189H56V187H57L58 185H57V184H56L57 186L54 185V182H53V185L50 186V184H51V182H52L53 180H49L50 182H49L48 185L46 184V183H48L47 181L44 182V183H45V184H44V183L41 181V179H40V181L37 182V183H40V182H41L42 184H44V185L42 186V184L40 183V184H41V187L43 188V190H42L41 187H40V189L42 190V192L45 190L46 187H47L46 189H49V192H50V191L54 192L55 189L57 190V191H56V190H55V191L58 192V190L61 191L63 188H64L63 190H65L66 188H65L64 186H66V184H71V183H72L71 186H72L73 184H74V185H75V184H78V180H77V183H73V182H70V183H69V181H76V180H71V179H70L69 181H65ZM90 180H91V179H90ZM90 180H89L88 182H90ZM95 180H96V179H95ZM95 180H93V181H94V182H93V184H94V189H95V186H96L95 183L97 184V182H95ZM178 180H180V179H178ZM189 180H191V179H189ZM189 180H188V184H189V182H190ZM192 180H193V179H192ZM200 180H201V179H200ZM202 180H203V179H202ZM234 180H235V179H234ZM234 180H233V182H234ZM11 181H13L12 178H11ZM11 181H10V182H11ZM24 181H22V182H24ZM36 181H35V182H36ZM44 181H45V180H44ZM101 181H103V182H101ZM127 181H129V180H127ZM132 181H133L135 184H134V183L131 184ZM155 181H156V180H155ZM165 181H164V184H165V187H164V188L168 189V188L166 187L167 185H166ZM196 181H198L197 178H196ZM204 181H205V179H204ZM206 181H207V179H206ZM250 181H251V179H250ZM252 181H253V180H252ZM258 181H259V180H258ZM258 181H257V184H256L255 182H254V184L258 185ZM7 182H8V181H7ZM22 182H21V183H22ZM26 182H24V185H25ZM35 182H34V183L32 182L33 185L35 184ZM80 182H81V181H80ZM157 182H158V181H157ZM160 182H162V180H160ZM179 182L182 183V185H183V186L181 185L182 188H181L180 186H179L180 188L177 187V186H178L177 184H178ZM199 182H200V181H199ZM207 182H210V181H207ZM240 182H241V181H240ZM243 182H244V181H243ZM260 182H261V180H260ZM262 182H263V181H262ZM262 182H261V183H262ZM14 183H16V182H14ZM37 183H36L35 185H37ZM100 183H99V184H100ZM127 183H128V184H127ZM148 183H149V182H148ZM150 183H151V182H150ZM150 183L148 184V189L146 188V186H147L146 184H145V186H144V187L147 189V191H149L150 188H152V187L154 188V186H152V185H151L152 187H149ZM171 183H169V184H171ZM173 183H177V184H173ZM204 183H205V182H204ZM234 183H238V182L235 181ZM261 183H260V184H261ZM263 183H264V182H263ZM2 184H3V183H2ZM12 184H13V183H11V185L9 184V185L11 186V188L13 187ZM91 184H92V182L89 183L90 186H91ZM99 184H98V185H99ZM123 184H124V183H123ZM162 184H163V183H162ZM162 184H159V182H158V185H161V186H162ZM164 184H163V186H164ZM179 184H180V183H179ZM192 184H193V183H192ZM238 184H239V183H238ZM238 184H237V185H238ZM3 185H4V184H3ZM15 185L18 186L17 184H15ZM35 185H34V186H35ZM102 185H101V189H103L104 187H105L104 189H106V188L108 187V185H109V182H108V185H107V182H106V185H103L104 187H102ZM116 185H114V195H116V193L119 195V192H120L121 194H123V192H124L125 190H123V192H121V191L119 190V192H116V193H115V191L118 190V187H119V189H122V187H120V185H119V186H116ZM136 185H137V184H136ZM153 185H154V183H153ZM158 185H157V186H158ZM173 185H174V186L177 185V186L174 187ZM189 185H191V183H190ZM200 185H201V184H200ZM234 185H235V184H234ZM237 185H236V186H237ZM249 185H250V184H249ZM256 185H255V187H256ZM1 186H2V185L0 184V189L2 188ZM20 186H21V185H20ZM20 186H18V187H20ZM22 186H23V185H22ZM37 186H39V185H37ZM49 186H50V188H48ZM53 186H54V189H53V190H50L51 187H53ZM55 186H56V187H55ZM68 186H69V185L66 186V187H67V191L65 190V193L68 192L67 194H64L63 190H62L61 192L59 191L58 194H56L55 192H54L53 194H54V195L56 194L55 196H57V195L60 194L59 196H57V198L60 197V196H62L63 194L66 195L67 198H68V194H70L69 191H68V190H69V189H68ZM106 186H107V187H106ZM115 186L117 187V189H115V188H116ZM122 186H123V185H122ZM134 186H133V187H134ZM163 186H162V187H163ZM186 186H188V185H186ZM228 186H229V185H228ZM232 186H233V185H232ZM261 186H262V185H261ZM18 187H17V188H18ZM24 187H28V186L26 185V186H24ZM44 187H45V188H44ZM109 187H110V186H109ZM109 187H108V188H109ZM131 187H132V186H131ZM133 187H132V189H130V190L133 191ZM155 187H156V185H155ZM193 187H194V184L192 185V187L190 186V188H193ZM201 187H202V186H201ZM258 187H259V189L261 188L260 185L257 186L256 188H258ZM20 188H22V187H20ZM61 188H62V189H61ZM73 188H75V186H73ZM92 188H93V186H92ZM92 188H91V190H92ZM123 188H124V187H123ZM145 188H144V189H145ZM153 188H152V189H153ZM207 188H208V187H207ZM207 188H206V189H207ZM231 188H232V187H231ZM231 188H230V189H231ZM262 188H263V187H262ZM3 189H4V187H3ZM3 189H1V191H2ZM22 189H23V188H22ZM38 189H39V188H38ZM89 189H90V187H89ZM97 189H98V187H97ZM97 189H96V191H97ZM124 189H125V188H124ZM134 189H135V187H134ZM137 189L135 190L136 192H137ZM154 189H155V188H154ZM186 189H187V188H186ZM193 189H194V190H193V193H194V192H195V188H193ZM203 189H204V188H203ZM222 189H223V188H222ZM222 189H221V190H222ZM230 189L227 188V190H230ZM233 189H234V188H233ZM236 189H238V188H236ZM252 189H253V187H252ZM27 190H28V189H27ZM33 190H34V189H33ZM70 190H71V189H70ZM155 190L159 192V190H164V189L161 188V187H157ZM171 190H170V191H171ZM188 190H189V186H188ZM200 190H202V189H200ZM13 191H14V190H13ZM46 191H48V190H46ZM73 191H74V189H73ZM77 191H78V190H77ZM88 191H89V190H88ZM92 191H95V190H92ZM92 191L90 192V193H91V198H94V197H92V195L94 196L95 194L98 195V193L100 194V193H103V192L105 193V192H106V190H104V191L102 190V192H98V191H100V189H99V190L97 191L98 193L95 192L94 194H92ZM126 191L129 192V189H128V190L126 189ZM132 191H130V193H131ZM135 191H134V192H135ZM143 191H144V190H143ZM147 191H145V192H147ZM152 191H153V190H151V191L149 192L150 194H149V193H147V194L144 193V194H146V195H144V197L146 196V198H149V197L151 198V196H152V195H151ZM156 191H155V192H156ZM183 191H184V192H183ZM225 191H226V189H225ZM225 191H223V192H225ZM255 191H256V190H255ZM260 191H261V190H260ZM262 191H264V190L262 189ZM262 191H261V192H262ZM4 192H5V191H3V193H4ZM34 192H35V191H34ZM39 192H41V191H39ZM42 192H41V193H42ZM49 192H48V193H49ZM52 192H50V193L52 194ZM108 192H109V190H108ZM134 192L131 193V194H132V195H133V194L135 195ZM155 192H154V193H155ZM158 192H156V194H157V198H158V197H161V195L158 196L159 193H160V192H159V193H158ZM167 192H168V191H167ZM189 192H191V191L189 190ZM197 192H198V191H196V194H197ZM200 192H201V193H200ZM200 192H198V197H199V198H200V194H202L203 191H200ZM204 192H206V191H204ZM227 192H228V191H227ZM258 192H259V191H258ZM43 193H44V192H43ZM81 193H82V192H81ZM109 193H111V195H112V191L109 192ZM109 193H107V194H109ZM137 193L140 194L141 192H137ZM165 193H166V192H165ZM199 193H200V194H199ZM228 193H229V192H228ZM253 193H254V190H253ZM0 194H1V193H0ZM25 194H26V193H25ZM36 194H37V193H36ZM39 194H40V193H39ZM39 194H38V195H39ZM53 194H52V195H53ZM61 194H62V195H61ZM73 194H74V192H73ZM105 194H106V193H105ZM105 194H104V195H105ZM125 194H128V193H124V194H123L124 197H127ZM141 194L143 195V193H141ZM141 194H140V195H141ZM175 194L172 193V196H171L172 198L170 197L171 194H169L168 196H166L167 194L165 195L167 198H168V197L171 198V199H169L170 201L172 200L170 203H169V200H168V202H166V199H165V198H164V199L162 198V197H165L164 195L161 197V199H163V200H164V203L166 202L167 205L169 204V205H168V207H169L170 205L175 204L177 201H178V202L180 201L179 198H178V197H180V196L178 195V197H177ZM185 194H187V191H186V193H184V195H185ZM203 194H204V193H203ZM222 194H223V193H222ZM224 194H226V195H224V196L222 195V199H223V200H221L220 197L218 198V199H220L221 201L218 200L217 202H221V203L214 202V203H213L214 205H213L212 202H211V205H210V206H209V203H207V204H208V205H207L208 207L206 206V210H207V208H209V207H211V206H216V208H217V211H216V212H215V210H216L215 208H214V212H213V210H211V209L209 208L210 211H209V210H208L209 212L206 211L207 213H205V209H204L205 207L203 208L204 210H202V211H204V212H201V209H199L198 212L200 213V215H205V216L208 215V216H209V215L211 214V216H212V214H214V215L212 216L213 219H211V218H212L211 216H209V217H211V218H209V217H205V216H202V217L197 216L198 219H199V221L201 222V223H200V222L198 221L199 225H200V224H203V226H201V228L204 227V225H205V224H204L205 221L203 220V221H204V223H203L202 220H200L201 218H202V219L204 218V219L207 220V221L210 220L211 223H212L211 220H216V218L219 219V218H218L219 215H217V214H218V213L220 214V212L222 213V210H223V209L221 210V208L224 207V206H222V205L225 203V202L223 203V201H226V200H224V198H226L227 195H228L226 192H225ZM255 194H257V193H255ZM1 195H2V194H1ZM21 195H22V194H21ZM71 195H72V194H71ZM111 195L109 194L108 196H111ZM129 195H130V194H129ZM129 195H128V196H129ZM134 195H133V196H134ZM148 195H149V197H148ZM173 195H175V196H173ZM184 195H183V196H184ZM220 195H221V194H220ZM5 196H6V195H5ZM5 196H4V198H5ZM26 196H27V195H26ZM28 196H29V195H28ZM31 196H32V195H31ZM49 196H51V195H49ZM49 196H46L47 198L44 197L45 199H47V201L50 200V201H48V203H49V202H52V201L54 200V197H53V196H51V197L48 199ZM66 196H62L61 199H65ZM74 196H75V195H74ZM81 196H82V195H81ZM81 196H79V197H81ZM88 196H89V195H88ZM88 196H87V197H88ZM98 196H100V195H98ZM101 196H102V195H101ZM123 196L120 195V197H122V198H123ZM133 196H132V197H133ZM185 196H187V195H185ZM194 196H195V195H194ZM225 196H226V197H225ZM255 196H256V195H255ZM255 196H253V197H255ZM257 196H259V195H257ZM261 196H262V195H261ZM39 197H42V199H43V196L39 195ZM39 197H37V198H39ZM52 197H53V198H52ZM64 197H65V198H64ZM84 197H86V196H84ZM95 197H96V196H95ZM103 197H104V196H103ZM105 197H107V196H105ZM114 197H115V198H111V197H110V199L108 198L107 200H109V201H106V199H105L104 203L101 202V201H102V198H101V197H100V198H101V199H100L101 201H98V202H97V200H99V199H97L98 197H97V198H94V200L97 199V200H96V202H97L96 204H98V203H102V205L100 204V205L97 206L95 203H93V204H95V205H93V206H91V207L88 206L89 208H88L87 206H85L86 209L88 208V211H87V212H89V214H90V212H92V213H93V212H94V213L96 212L97 215H98L99 217L102 216L104 213H106L107 216H108V215H109V216L112 215L111 212H112L113 209H114V210H113V211H114L113 214L116 213V212L118 213V211H115V210H116V209L119 210V208H117V207L114 208V206H113V205H115L113 202L117 201L116 196H114ZM120 197L117 196V198H118V204L122 202V201L119 202L120 199H121ZM138 197H139V196H138ZM144 197H143V198H144ZM152 197H153V196H152ZM154 197H155V199H154V198H153V199L151 198L152 200H150V201H153V203L149 202V199H148V201H147L146 198L144 199L145 202H143V203H145V204L148 202V205H149V203H151V204L149 205V209H150V208L154 209L156 206L159 207V208H155L156 210L158 209V211H155V209H154V210H151V209L148 210L147 207H146V205L144 204V206L146 207V209H147L148 212L145 211L146 209H143V208H142V209L144 210V213H143V214L148 213V217H150V216H152V215H154V214H155V215L158 214V213L161 211V210H159L160 207H161V209L167 207L164 203H163L162 206H158L159 204H162V201H163V200L160 201V202H161V203H160L159 201H156L157 198H156V195H155V194H154ZM173 197H174V198H175V197L178 198V200H176V198L174 199ZM0 198H2V197H0ZM30 198L33 199V196L30 197ZM37 198H35V199L37 200ZM55 198H56V197H55ZM67 198H66V200H65L66 202H68L70 199H74V198H76V197H74V198L71 197V198H70V196H69V199H68V200H67ZM77 198H78V197H77ZM89 198H90V196H89ZM91 198H90V199H91ZM129 198L131 199V197H129ZM133 198H134V197H133ZM139 198L142 199V201H143V198H141V197H139ZM180 198H181V197H180ZM183 198H184V197H183ZM195 198H196V197H195ZM2 199H3V198H2ZM35 199H34V200H35ZM42 199L39 198L37 201L40 200V202L43 203L45 199H44V200H42ZM61 199H57L59 202H57V200H54L53 202H55V203L57 202V205H60L59 203H61V204L64 205L65 201H64V203H63V202H61V201H63V200H61ZM78 199H79V198H78ZM78 199H76V200L78 201V204H80L82 201H80V199H79V200H78ZM85 199H86V198H85ZM85 199L83 198L84 202H83L82 204H80V206H81L80 209H81V210L79 209V207L77 208V206H75V203H76V202H75L74 200H70V201H74V202H73V205L76 207V208H74L75 210L72 209V211H77L78 209H79V210H78L79 212H80V211H83V210H86L85 207H84V209L82 210L83 205H85V204L88 202V201L86 202ZM112 199H113V201H111ZM114 199H115V201H114ZM123 199H124V198H123ZM123 199H122V200H123ZM130 199H129V200H130ZM161 199L159 198L158 200H161ZM173 199H174V200H173ZM185 199H186V198H185ZM193 199H194V198H193ZM197 199H198V198H197ZM255 199H256V198H255ZM260 199H262V198H260ZM260 199L257 198V201L260 200ZM0 200H1V199H0ZM30 200H31V199H30ZM30 200H29V203L31 204L30 207H32V204L35 203V202L31 203ZM34 200H33V201H34ZM41 200H42V201H41ZM60 200H61V201H60ZM81 200H82V199H81ZM88 200H89V199H88ZM91 200L93 201V199H91ZM103 200H104V199H103ZM154 200L156 201V203L154 202ZM263 200H264V199H263ZM45 201H46V200H45ZM47 201H46V202H47ZM70 201H69V203H70ZM79 201H80V202H79ZM89 201H90V200H89ZM92 201L90 202L91 205H92ZM124 201H125V200H124ZM124 201H123V202H124ZM130 201H131V200H130ZM196 201H197V200H196ZM251 201H252V200H251ZM254 201H255V200H254ZM257 201H256V202H257ZM85 202H86V203H85ZM105 202H106V203H107V202H110V203H108V206H106V203H105ZM123 202H122V204H120V207H122ZM126 202H127V199H126L125 203H126ZM136 202H137V201H136ZM157 202H158L159 204H158ZM263 202H264V201H263ZM263 202H262V203H263ZM29 203H27V204H29ZM42 203H38L37 206L35 205V207H41V208L44 207V208H42V209L39 208L40 211H39V209H38L39 213H40V212L43 213V209L45 210V212H46L47 209H48V210H47L48 212H49V211L52 212V211L54 210L52 207L54 206L55 203H53L52 207H49L50 205L47 206V205H44V204H43V205H44V206H43V205H41ZM69 203H67V204H65V205H66V206H67V205H68V206H69V205H72V203H71V204H69ZM90 203H88V204L90 205ZM111 203H113V204H111ZM125 203H124V204H125ZM134 203H135V202H134ZM138 203H139V201H138ZM215 203H216V204H220V205L217 206ZM226 203H227V202H226ZM78 204L76 203V205H78ZM88 204H86V205H88ZM104 204H105V206H104ZM109 204H110V205H109ZM116 204H117V203H116ZM128 204H130V203H128ZM140 204H142V203H141V200H140ZM153 204H154V205H153ZM155 204H156V205H155ZM201 204H202V203H201ZM259 204H260V203H259ZM39 205H41V206H39ZM65 205H64V207H65ZM73 205H72V207H73ZM111 205L113 206V208L111 207L112 210H111V208L109 207V206H111ZM133 205H134V204H133ZM151 205H153L154 207H152ZM164 205H165V207H163ZM260 205H262V204H260ZM263 205H264V204H263ZM46 206L49 207V208H51L52 210H51V209L49 210V208H47ZM68 206H67V208H68ZM96 206H97V207H96ZM118 206H119V205H118ZM130 206H131V205H130ZM134 206H135V205H134ZM134 206H131V210H133V211H134V209H135L136 207H139V208L142 207V206H140V205L137 204V206H135V208L132 209ZM150 206H151V207H150ZM225 206H226V205H225ZM255 206H256V205H254V207H255ZM5 207H6V206H5ZM33 207H34V204H33ZM57 207H58V206H57ZM64 207H63V210H64ZM70 207H71V206H69L68 209L65 208V210L69 211ZM104 207H105V208H104ZM107 207H109L108 209L111 210V211H110L111 214L108 213L109 211H108V209H106ZM123 207H125V206H123ZM162 207H163V208H162ZM180 207H181V206H180ZM184 207H185V206H184ZM198 207H199V205H198ZM198 207H197V208H198ZM202 207H203V206H202ZM261 207H262V206H261ZM0 208H1V207H0ZM45 208H46V209H45ZM54 208L57 209V208H56V204H55V207H54ZM58 208H60V210H61V209H62V205H60ZM125 208H126V207H125ZM139 208H137V209H138L137 212L139 211V212H140L139 214H142V213H141L142 210L140 211ZM176 208H177V207H176ZM186 208H187V206H186ZM186 208H185V209H186ZM218 208H219V212H218ZM250 208H251V207H250ZM256 208H257V206H256ZM258 208H259V209L257 210V212L260 211L261 209L263 210V207H262V208L258 207ZM104 209H106V210H104ZM123 209H124V208H123ZM129 209H130V207H129V208L127 207V210H128V211H129ZM171 209H172V208H171ZM180 209H181V208H180ZM185 209H184V210H185ZM189 209L191 210V208H189ZM212 209H213V208H212ZM225 209H226V208H225ZM225 209H224V210H225ZM20 210H21V209H20ZM28 210H29V209H28ZM32 210H33V209H32ZM32 210H31V211H32ZM65 210H64V211H65ZM121 210H122V209H121ZM131 210H130V211H131ZM182 210H183V208H182ZM182 210H180V211H182ZM262 210H261V212H260V213H262L261 215H260V213H258V214L260 215V216H258L259 218H260V217L264 218V217H263L264 214H263ZM6 211H7V210H6ZM11 211H14V210L12 209ZM11 211H10V212H11ZM72 211H70V212H72ZM78 211H77V212H78ZM105 211H107V212H105ZM123 211H124V210H123ZM130 211L128 212V214L131 213V215H132V212H130ZM149 211H150V212H149ZM153 211H155V212H153ZM8 212H9V211H8ZM14 212H15V211H14ZM16 212H17V211H16ZM25 212H26V210H25ZM34 212H35V214H34ZM48 212H47V214H48ZM51 212H49V213H51ZM70 212H68V213H70ZM87 212H86V213H87ZM119 212H120V211H119ZM134 212H135V211H134ZM134 212H133V215L130 216V217L128 216V214H126L127 212H125L126 215H125V214H124V215H123V214H122V215H117V216H116V215H113L114 217L116 216L115 219L113 218V219H114V223H113V224H115V226H116V222H117L118 220L120 221V223L123 222V223L125 224V223L133 222V221H136V220H139L140 218H142L141 215L139 216L140 218L137 217V216H138V215H137L138 213L135 212V213H137V214H135ZM152 212H153V213H152ZM178 212H179V209H178ZM185 212H187V211H185ZM194 212H195V211H194ZM198 212H197V210H196V213H197V214H199ZM0 213H1V212H0ZM4 213H5V211H4ZM20 213H21V212H20ZM32 213H33L34 215H36V217H37V215L39 214V213H37V211H35V209L33 210ZM32 213H31L30 216L33 218V216H32L33 214H32ZM36 213H37V214H36ZM42 213H40L39 215H46V214H42ZM53 213H57V211H56V212H53ZM64 213H65V212H64ZM73 213H74V212H72L71 214H73ZM75 213H76V212H75ZM82 213H84V212H81V215H83ZM86 213H85V214H86ZM92 213H91V214H92ZM96 213H95V214H96ZM117 213H116V214H117ZM121 213H123V212H121ZM121 213H120V214H121ZM149 213H151V214H149ZM162 213H163V212H162ZM166 213H167V212H166ZM166 213H165V214H166ZM181 213H182V212H181ZM215 213H216V214H215ZM251 213H252V211H251ZM255 213H256V212H255ZM1 214H2V213H1ZM15 214H18V213H15ZM58 214H59V215H62V212H59ZM71 214H70V215H71ZM79 214H80V213H79ZM79 214H78V216H79ZM87 214H88V213H87ZM106 214H104V215H106ZM134 214H135V215H134ZM143 214H142V216H143L144 218H148V217H146V215H143ZM173 214H174V212H173ZM178 214H179V213H178ZM178 214L175 212V215L178 216ZM188 214H190L189 217H191L192 213H189V210H188ZM194 214H195V213H194ZM197 214H196V215H197ZM248 214H249V213H248ZM253 214H254V213H253ZM10 215H11V214H10ZM13 215H14V213L12 214V216H13ZM21 215H23V213H22ZM24 215H26V214H24ZM24 215H23V216H24ZM27 215H28V214H27ZM27 215H26V216H27ZM39 215H38L39 219H37L38 221H37L36 219H35V220H36L37 222H39V221L41 222V221H42V223H43V222H46L45 219H44L45 221H43L44 216H43V218H42V216H41V218H40ZM49 215H51V214H49ZM54 215H55V214H54ZM59 215H58V216H59ZM66 215L68 216L67 212H66ZM70 215H69V217H71ZM169 215H170V214H169ZM196 215H195V216H196ZM215 215H216V218H214ZM15 216H16V215H15ZM52 216H53V215H52ZM52 216H51V217H52ZM63 216H65V214H63L62 217H63ZM72 216L74 217V214H73ZM78 216H77V217H78ZM91 216H93V214H92ZM109 216H108V217H109ZM133 216H136V217H133ZM161 216H162V214H161ZM163 216H164V215H163ZM163 216H162V217H163ZM187 216H188V215H187ZM193 216H194V215H193ZM250 216H251V215H250ZM254 216H255V215H254ZM256 216H257V214H256ZM24 217H25V216H24ZM24 217H23V218L20 217V218L22 219V220H21V219L17 218V216H16V220L19 219V221H20V223L22 224V226H23V220H24ZM27 217H28L29 219H32L31 217H29V215H28ZM46 217H47V216H46ZM48 217H49V216H48ZM48 217H47V219H48ZM53 217H54V216H53ZM55 217H57V216L55 215ZM62 217H61V218H62ZM75 217H76V216H75ZM80 217H81V216H80ZM104 217H105V216H103V218H104ZM111 217H112V216H111ZM111 217H109V218H107V219H110ZM157 217H159V216H157ZM166 217H167V215H166ZM184 217H186V216H184ZM3 218L5 219L6 217H3ZM7 218H9V217H7ZM28 218H26V219H28ZM63 218H64V217H63ZM63 218H62V220H63ZM85 218H86V217L83 216V219H85ZM87 218H88V217H87ZM90 218H91V217H89V219H90ZM95 218H96V217H94V220H95ZM101 218H102V217H100V219H101ZM138 218H139V219H138ZM159 218H160V217H159ZM163 218H164V217H163ZM181 218H183V217H181ZM187 218H188V217H187ZM207 218H208L209 220H208ZM259 218H258V219H259ZM41 219H42V220H41ZM65 219H66V217H65ZM65 219H64V220H65ZM74 219H75V218H73V220H74ZM77 219H78V218H77ZM81 219H82V217H81ZM113 219H111V220H113ZM116 219H117V220H116ZM142 219H143V218H142ZM155 219L157 220L158 218H155ZM164 219H166V218H164ZM168 219H169V218H168ZM171 219H172V218H171ZM171 219H170V220H171ZM184 219H185V218H184ZM193 219H194V218H193ZM198 219H197V220H198ZM249 219H250V218H249ZM252 219H253V217H252ZM256 219H257V218H256ZM2 220H3V219H2ZM16 220H15V221H16ZM32 220H33V222H35L34 218H33ZM32 220L29 221L30 223L28 222V223H29V227H30V225H32L30 228L34 227L35 229H36V228H39V229H40V226H43V225L45 224V223H44V224H42V223H39V224H38V223L35 222L34 224H36V225L33 226L34 224H31V223H33ZM51 220H52V219H51ZM55 220H58V221H59V220H60V216H59V219H58V217H57V219L55 218ZM55 220H53V221H55ZM62 220H61V221H62ZM67 220L70 221V219H66L65 221H67ZM71 220H72V217H71ZM78 220H80V219H78ZM86 220H87V219H86ZM94 220H92V221H94ZM96 220H97V219H96ZM98 220H99V218H98ZM103 220H104V219H102V223L104 222ZM105 220H106V219H105ZM115 220H116V222H115ZM152 220H154V219L152 218L151 221H152ZM156 220H155V222H156ZM187 220H191V219H187ZM195 220H196V219H195ZM195 220H194V221H195ZM3 221H4V220H3ZM5 221H7V219H5ZM5 221H4V222H5ZM11 221H13V217H12ZM15 221H14V222H15ZM17 221H18V220H17ZM17 221H16V223H18V224H16V223H15V225L12 224L14 227H17V225L20 224L19 221H18V222H17ZM21 221H22V222H21ZM58 221L56 222V223H57L56 226H58ZM61 221H59V222L62 223ZM80 221H81V220H80ZM99 221H100V220H99ZM108 221H109V220H108ZM151 221L149 222L150 225H151ZM158 221H159V219H158ZM8 222L11 223L9 219H8L7 223H8ZM73 222H75V220H74ZM81 222H83V220H82ZM100 222H101V221H100ZM110 222H111V221H110ZM110 222H109V223H110ZM172 222H175V221H172ZM180 222H181V221H180ZM180 222H179V223H180ZM185 222L187 223V221L184 220V222H183L182 224H186ZM256 222H257V220H256ZM24 223H25V222H24ZM49 223H50V219H49V221H47V224H46V226H45L46 228H48L47 226H48ZM52 223H53V222H52ZM56 223H55V224H56ZM60 223H59V225H60ZM69 223H70V222H69ZM85 223H86V221H85ZM96 223H97V221H96V222L94 221V222H93V225L96 224ZM102 223H101V224H102ZM105 223H106V222H105ZM123 223H122V224H123ZM143 223H144V222H143ZM146 223H147V222H146ZM146 223H144V226H145ZM157 223H158V222H157ZM160 223H161V222H160ZM175 223H176V222H175ZM193 223L196 224L197 222H193ZM198 223H197V224H198ZM206 223H207V222H206ZM208 223H209V222H208ZM0 224H1V220H0ZM41 224H42V225H41ZM50 224H51V223H50ZM63 224H64V223H62L61 225H63ZM77 224L80 225V223H77ZM101 224H100V227H101ZM113 224H112V225H113ZM118 224H119V222H118ZM138 224H139V223H138ZM147 224H148V223H147ZM149 224H148V225H149ZM176 224H177V223H176ZM182 224H181V225H182ZM189 224H190V221H189ZM195 224H194V225H195ZM209 224H210V223H209ZM213 224H214V221H213ZM217 224L219 225V223H217ZM222 224H223V223H222ZM225 224H226V223H225ZM2 225H5V224L2 223ZM12 225H11L10 228H12ZM25 225H27V223H25ZM37 225H38L39 227H38ZM68 225H70V224H68ZM68 225H67V226H68ZM72 225H73V224H72ZM84 225H88V224H84ZM89 225H90L89 227L91 228V229H89V230L92 232V231H93L92 228H93V227L95 228L96 226H95V225L92 226V223H91V222H90ZM98 225H99V223H98ZM102 225L104 226V223H103ZM108 225H109V224L107 223V226H108ZM110 225H111V224H110ZM110 225H109V228L111 227ZM119 225H120V224H119ZM142 225H143V224H142ZM148 225H147V226H148ZM157 225H158V224H157ZM163 225H164V224H163ZM167 225H168V224H167ZM192 225H193V224H192ZM194 225H193V226H194ZM207 225H208V224H207ZM223 225H224V224H223ZM8 226H9V224H7V227H8ZM20 226H21V225H20ZM52 226L54 227V225H52ZM103 226H102L101 228H108L106 225H105L106 227H103ZM113 226H114V225H113ZM135 226H137V225H135ZM135 226H134V227H135ZM151 226H153V224H152ZM171 226L173 227L174 224H172ZM171 226H170V227H171ZM179 226H180V225H179ZM214 226H215V224H214ZM214 226H212V229L214 228ZM219 226H221V225H219ZM219 226H216V227H219ZM263 226H264V225H262V227H263ZM2 227H3V226H2ZM24 227H26V226H23V229L25 230L24 232L26 233L27 236H28V233L30 234V232H31V234H32V231H33L32 236H33V235L35 236L36 231L38 230V229H37V230L35 231V234H34V229H30V232H28V231H29V228L26 227V229H25ZM59 227H60V226H59ZM63 227H64V226H62L61 229H62V230L64 229V232H65V230H67V229H65V228H63ZM65 227H66V225H65ZM72 227H74V225H73ZM75 227H78V228H79V226H77V225H75ZM75 227H74V228H75ZM82 227H83V226H82ZM87 227H88V226H87ZM162 227H164V226H162ZM165 227H166V225H165ZM172 227H171V228H172ZM184 227L186 228V226H184ZM207 227H209V226H207ZM207 227H205V228H207ZM221 227H222V226H221ZM221 227H220V228H221ZM225 227H226V225H225ZM10 228H9V230H10ZM19 228H20V227H19ZM19 228H18V229H19ZM41 228H42V227H41ZM43 228H44V227H43ZM43 228H42V229H43ZM54 228H55V227H54ZM66 228H67V227H66ZM78 228L76 229L77 231H76L75 229H73V230H75L76 232H73V231H72V233H73V234H71L72 237L70 236V237L73 238V239L75 238L76 241H77V239H79V240H80V239H83V238H78V237H80V235L78 236ZM80 228H81V227H80ZM80 228H79V229H80ZM97 228H98V227H97ZM127 228H128V227H127ZM137 228H138V227H137ZM146 228H147V227H146ZM150 228H151V227H150ZM150 228H148V229H150ZM155 228H156V227H155ZM160 228H161V225H160L159 229H160ZM168 228H169V227H167V229H168ZM174 228H175V227H174ZM177 228H178V227H177ZM192 228H193V230H194V227H192ZM18 229L16 228L15 231L17 230V232H18ZM21 229H22V228H21ZM21 229H19V230H21ZM48 229H49V228H48ZM55 229L60 230V228L58 229V227L55 228ZM68 229L70 230L71 228H68ZM82 229H83V228H82ZM87 229H88V228H86L85 230H87ZM99 229H100V228H99ZM99 229H98V230H99ZM129 229H130V228H128V230H129ZM131 229H132V228H131ZM179 229H180V228H179ZM186 229H187V228H186ZM186 229H185V230H186ZM188 229H189V228H188ZM195 229H196V228H195ZM202 229H203V228H202ZM207 229H208V228H207ZM212 229H209V230H212ZM218 229H219V228H218ZM223 229H224V228H223ZM2 230H3V229H2ZM12 230H13V229H12ZM26 230H27V232H26ZM31 230H32V231H31ZM40 230H41V229H40ZM40 230H39V232H40ZM44 230H45V229L41 230V231H43V234H45V233H44ZM51 230L53 231V229H51ZM62 230H61V231H62ZM83 230H84V229H83ZM98 230H95V231H98ZM143 230H144V229H143ZM143 230H142V231H143ZM154 230H155V229H154ZM193 230H192V231H193ZM198 230H199V229H198ZM216 230H217V229H216ZM216 230H214V231H216ZM21 231H22V230H21ZM45 231H46V230H45ZM52 231H51V232H52ZM87 231H88V230H87ZM95 231H94V232H95ZM116 231H117V230H116ZM136 231H137V230H136ZM140 231H141V230H138V232H140ZM170 231H171V233H175V232H172V230H170ZM199 231H200V230H199ZM199 231H198V232H199ZM203 231H204V230H203ZM219 231H222V230H219ZM223 231H224V230H223ZM225 231H226V229H225ZM228 231H229V230H228ZM0 232H1V231H0ZM10 232H11V231H10ZM17 232H15V233H17ZM24 232L22 231V233H24ZM46 232L49 233L50 231H46ZM55 232H56V231H55ZM68 232H69V231H68ZM83 232H84V231H83ZM83 232H82V233H83ZM85 232H86V231H85ZM91 232H89V234L86 233L87 237H88V235H91V234H90ZM94 232H92V233H94ZM110 232L112 233V231H110ZM126 232H127V231H126ZM143 232H144V231H143ZM160 232H161V231H160ZM165 232H166V231H165ZM176 232H179V231L177 230ZM183 232H184V231H183ZM183 232H182V233H183ZM187 232H188V231H187ZM206 232H207V231H206ZM210 232H211V231H210ZM212 232H213V231H212ZM6 233H7V232H6ZM6 233H5V234H6ZM22 233H21V234H22ZM70 233H71V231H70ZM107 233H108V231H107ZM114 233H115V230H114ZM114 233H113V234H114ZM132 233H133V231H132ZM151 233H152V232H151ZM168 233H169V232H168ZM180 233H181V232H179V234H178L179 237H178V235H176V236H177L178 238H180V239L183 240V238L180 237ZM182 233H181V234H182ZM185 233H186V232H185ZM185 233H184V234H185ZM189 233H190V234H193L192 232H189ZM200 233H203V232H200ZM244 233L248 234L247 232H244ZM244 233H242V236H244V235H243ZM0 234L3 236V235H4V232H3V234H2V233H0ZM7 234L9 235V233H7ZM41 234H42V233H41ZM49 234H50V233H49ZM49 234H48V235H49ZM52 234H53V233H52ZM52 234H51V235H52ZM58 234H60V232H59ZM63 234H64V233H63ZM79 234H80V231H79ZM84 234H85V233H84ZM119 234H120V233H119ZM127 234H128V233H127ZM139 234H141V232H140ZM139 234H138V235H139ZM144 234H145V233H144ZM149 234H150V233H149ZM152 234H153V233H152ZM164 234H165V233H164ZM166 234H167V233H166ZM169 234H170V233H169ZM169 234H168V235H169ZM187 234H188V233H187ZM190 234L187 235L186 237H188V236L190 237ZM194 234H195V233H194ZM196 234H197V233H196ZM196 234H195V235H196ZM204 234H205V233H204ZM215 234H216V233H215ZM215 234H214V235H215ZM218 234H219V232H218ZM14 235H15V234H14ZM26 235H24V238H25ZM36 235L38 236V234H36ZM39 235H40V234H39ZM61 235H62V234H61ZM64 235H66V236L68 237V235H70V234L68 233V234H64ZM81 235H82V234H81ZM104 235H105V234H104ZM109 235H110V234H109ZM129 235H131V234H129ZM133 235H134V238H135V235H136V234H133ZM141 235H142V234H141ZM146 235H148V234L146 233ZM146 235H145V236H146ZM170 235L172 236L173 234H170ZM205 235H206V234H205ZM207 235H208V234H207ZM209 235H210V234H209ZM255 235H256V234H255ZM4 236H5V235H4ZM12 236H13V235H12ZM15 236H16V235H15ZM18 236H20V234H19ZM32 236H31V238L34 237V236H33V237H32ZM43 236H46V235H43ZM57 236H58V235H57ZM82 236H83V235H82ZM111 236H112V235H111ZM152 236H153V235H152ZM159 236H162V235H159ZM166 236H167V235H166ZM166 236H165V237H166ZM171 236H169V237H171ZM192 236H193V235H192ZM192 236H191V237H192ZM196 236H197V235H196ZM202 236H203V235H202ZM210 236H213V235H210ZM216 236H217V234H216ZM224 236H225V235H224ZM5 237H6V236H5ZM8 237H9V236H8ZM8 237H7V238H8ZM20 237H23V234H22ZM20 237H18V240H17V241L14 240V238H13V246H14V244H15L14 241H15V242H18V241L20 240V239H19ZM46 237H47V236H46ZM46 237H45V239H46ZM49 237H50V236H49ZM55 237H56V235H55ZM55 237L52 236L51 239H52V238L54 239ZM63 237H64V236H63ZM107 237H108V236H107ZM124 237H125V236H124ZM124 237H122V238H124ZM130 237H132V236H130ZM140 237H141V236H140ZM142 237H143V236H142ZM146 237H147V236H146ZM148 237H149V236H148ZM173 237H174V235H173ZM189 237H188V238H189ZM222 237H223V236H222ZM222 237H221V238H222ZM227 237H228V236H227ZM246 237H247V235H246ZM257 237H258V236H257ZM260 237H261V236H260ZM29 238H30V237H29ZM31 238H30V239H31ZM40 238H41V236H40ZM40 238H39V239H40ZM42 238H43V237H42ZM42 238H41V239H42ZM61 238H62V237H61ZM71 238H68V239H70V241H72L73 239L71 240ZM76 238H77V239H76ZM84 238H85V235H84ZM99 238H100V237H99ZM153 238H154V236H153ZM155 238H156V237H155ZM155 238H154V239H155ZM158 238H159V237H158ZM163 238H164V237H163ZM175 238H176V237H175ZM188 238H187V239H188ZM194 238H195V236H194ZM194 238H193V239H194ZM198 238H199V236H198ZM204 238H205V237H204ZM208 238H210V237L207 236V239H208ZM215 238H217V237L212 238V239H213V240H212L213 242H214V239H215ZM225 238H226V237H225ZM243 238H244V237H243ZM8 239H9V238H8ZM36 239H37V237H36ZM56 239H58V237H57ZM56 239H55V241H56ZM64 239H65V238H64ZM64 239H63V240H64ZM103 239H105V236H104ZM108 239H109V238H108ZM127 239H128V238H127ZM129 239H130V238H129ZM129 239H128V240H129ZM146 239H148V238H146ZM149 239H150V237H149ZM159 239H161V241H162V238H159ZM168 239H169V238H168ZM173 239H174V238H173ZM180 239H179V240H180ZM184 239H186V238H184ZM199 239H200V238H199ZM199 239H196V240H199ZM218 239H220V237H219ZM223 239H224V238H223ZM223 239H222V240H223ZM227 239H228V238H227ZM254 239H255V238H254ZM25 240L28 241V238L26 237V238L24 239V241H25ZM32 240H33V239L29 240V242L32 241ZM46 240H48V239H46ZM101 240H102V239H101ZM111 240H112V239H111ZM119 240H120V239H119ZM121 240H122V239H121ZM131 240H132V239H131ZM131 240H129V241H131ZM150 240H151V239H150ZM157 240H158V239H157ZM171 240H172V239H171ZM174 240H175V239H174ZM179 240H178V241H179ZM196 240H195V241H196ZM200 240H202V239H200ZM208 240H209V239H208ZM244 240H245V239H244ZM261 240H262V239H261ZM1 241H3V240H1ZM9 241L12 242L11 240H9ZM9 241H8L7 243H9ZM20 241H21V240H20ZM27 241H26V242H27ZM36 241H37V240H36ZM39 241H40V240H39ZM42 241H44V240H42ZM57 241L60 242L61 240H60V241L57 240ZM70 241H69V242H68V241L66 242V240H65L64 242H66V245H68V244L70 243V244L68 245V246H70V245H71V242H70ZM73 241H74V240H73ZM76 241H75V242H76ZM102 241H103V240H102ZM115 241H116V240H115ZM123 241H124V240H123ZM126 241H127V240H126ZM132 241H133V240H132ZM138 241H139V240H138ZM141 241H142V240H141ZM161 241L159 240V242H161ZM183 241L185 242V240H183ZM187 241H188V240H187ZM189 241L192 242V241H193L192 238H191V240H189ZM220 241H221V240H220ZM228 241H229V240H228ZM256 241H257V240H256ZM3 242L5 243V241H3ZM3 242H2V243H3ZM21 242H22V241H21ZM29 242H28V243H29ZM33 242H34V241H33ZM48 242H49V241H48ZM50 242H52V240H51ZM61 242H62V241H61ZM61 242H60V243H61ZM92 242H93V241H92ZM92 242H90V243H92ZM124 242H125V241H124ZM135 242H136V241H134V244H135ZM142 242H143V241H142ZM146 242H148L147 244L150 245V243H149L150 241L147 240ZM146 242L142 243V244H144V247H145L146 250H147V248L153 247V245H154L153 243H152V245H151L150 247H147ZM153 242H154V241H153ZM159 242H158V243H159ZM163 242H164V240H163ZM165 242H166V240H165ZM165 242H164V243H165ZM168 242L170 243V240H169ZM171 242L173 243V241H171ZM215 242H216V241H215ZM217 242H219V241H217ZM221 242H222V241H221ZM18 243H19V242H18ZM18 243H16L15 245L17 246ZM28 243H26V244H28ZM31 243H32V242H31ZM31 243H29V245H27V246L29 247ZM41 243H42V242H41ZM45 243H46V242H45ZM45 243H44V245H45ZM53 243H54V242H53ZM73 243H74V242H73ZM107 243H108V242H107ZM110 243H111V242H110ZM118 243H121V242H118ZM122 243H123V242H122ZM155 243H157V242H155ZM158 243H157V244H158ZM176 243H177V242H176ZM181 243H182V242H181ZM185 243H188V242H185ZM199 243H200V242H199ZM201 243H202V242H201ZM207 243H208V242H207ZM209 243H210V242H209ZM0 244H1V242H0ZM9 244H10V246L12 245L11 243H9ZM19 244H22V243H19ZM56 244H57V243H54V245H56ZM63 244H64V243H63ZM94 244H95V242H94ZM97 244H98V243H97ZM104 244H105V243H104ZM113 244H114V243H113ZM113 244H112V245H113ZM167 244H168V243H167ZM167 244H165V245H167ZM182 244H183V243H182ZM191 244H192V243H191ZM193 244H194V243H193ZM226 244H227V243H226ZM3 245H4V244H3ZM3 245H0V248H1V247L3 248L2 251L0 250V253H2V254H1L2 256H4V253L6 252V249H7V248H6V249H5V252L3 253V251H4V246H3ZM7 245H8V244H7ZM7 245H6V246H7ZM23 245H24V242H23V244L21 245L22 247H20L19 249L21 250V248H22V251L24 252V248H25V247H24ZM33 245H35V243H34ZM39 245L41 246L40 243H39ZM46 245H48V244H46ZM54 245L50 246V244H49L50 247H48V248L45 247V248H47L48 250H50V249L53 248ZM66 245L64 244V246H66ZM83 245H84V244H83ZM83 245H82V246H83ZM105 245H106V244H105ZM122 245L124 246V244H122ZM126 245H127V242L125 243V246H126ZM129 245H130V244H129ZM131 245H132V244H131ZM159 245H160V244H158V249H159ZM171 245H172V244H171ZM174 245H175V244H174ZM176 245H177V244H176ZM184 245H186V244H184ZM194 245L196 246V244H194ZM200 245H201V244H200ZM212 245H213V244H212ZM219 245H222V244H219ZM219 245H218V246H219ZM229 245H230V243H229ZM257 245H258V244H257ZM260 245H261V241H260ZM6 246H5V247H6ZM25 246H26V245H25ZM36 246H37V245H36ZM36 246H34V247H36ZM42 246H43V243H42ZM42 246H41V247H42ZM64 246H63V245H62V246L60 245V247H62V248H63ZM107 246H108V245H107ZM109 246H110V245H109ZM123 246H122V247L120 246V247H121V248H124ZM139 246H140V248H143V247H141V244H139ZM142 246H143V245H142ZM154 246H155V245H154ZM160 246H161V245H160ZM163 246H164V244H163ZM168 246H170V244H169ZM168 246H167V247H168ZM186 246H187V245H186ZM188 246H189V245H188ZM191 246H193V245H191ZM201 246L203 247V245H201ZM205 246H206V245H205ZM215 246H216V245H215ZM218 246H217V247H218ZM222 246H224V245H222ZM225 246H226V245H225ZM258 246H259V245H258ZM30 247H31V246H30ZM30 247H29V248H30ZM34 247H33V248H34ZM43 247H44V246H43ZM58 247H59V245H58L57 247H55V248L58 250ZM60 247H59V250H60ZM66 247H67V246H66ZM115 247H117V246H115ZM129 247H130V246H129ZM129 247H128V249H130ZM132 247H134V245H132ZM136 247H137V246H136ZM146 247H147V248H146ZM175 247H176V246H175ZM175 247H174V248H175ZM231 247H232V245H231ZM2 248H1V249H2ZM29 248H26V249H29ZM31 248H32V247H31ZM49 248H50V249H49ZM55 248H54V249H55ZM97 248H99V247L97 246ZM108 248H109V247H108ZM118 248H119V247H118ZM118 248H116V251L121 249V248H119V249H118ZM126 248H127V247H126ZM164 248H165V247H164ZM164 248H162V250H163ZM170 248L173 249V247H170ZM181 248H182V247H181ZM193 248H194V247H193ZM224 248H225V247H224ZM224 248H223V250H224ZM8 249H10V250L12 249L13 252H16L15 255L18 256L17 254H18L19 252L16 251V250H18V247H17L16 250L13 249V247H11V248L9 247ZM26 249H25V250H26ZM36 249H37V250L39 249L38 246H37ZM89 249H90V247H89ZM131 249H132V248H131ZM137 249H138V248H137ZM143 249H144V248H143ZM151 249L154 250V248H151ZM171 249H170V250H171ZM176 249H177V248H176ZM188 249H189V248H188ZM195 249H196V248H195ZM195 249H194L193 251H195ZM206 249H208V248H206ZM257 249H258V247H257ZM14 250H15V251H14ZM20 250H19V251H20ZM29 250H30V249H29ZM32 250H33V249H32ZM48 250H47V251H48ZM74 250H75V249H74ZM91 250H92V249H91ZM122 250H123V249H122ZM122 250H120V251L123 252ZM135 250H136V249H135ZM148 250H149V249H148ZM182 250H183V249H182ZM185 250H186V249H185ZM191 250H192V248H191ZM220 250H221V248H220ZM223 250H222V251H223ZM233 250H234V249H233ZM259 250H260V249H259ZM22 251H20V252H22ZM26 251H27V250H26ZM34 251H35V252H34ZM38 251L41 252L42 249L40 248ZM38 251H37V252H38ZM47 251H45V252H47ZM51 251H54V250L52 249ZM51 251H50V253H51ZM85 251H86V250H85ZM93 251H94V247H93ZM97 251H98V250H97ZM103 251H104V250H103ZM113 251H114V250H113ZM116 251H114V252H116ZM129 251H130V253H131V250H129ZM142 251H143V250H142ZM149 251H150V250H149ZM159 251H160V250H159ZM164 251H165V250H164ZM164 251H163V252H164ZM166 251H167V250H166ZM171 251H175V249H174V250H171ZM171 251H170V252H171ZM180 251H181V249H180ZM187 251H189V250H187ZM202 251H203V250H202ZM261 251H262V249H261ZM7 252H9V251H7ZM7 252H6V253H7ZM10 252H12V251H10ZM10 252H9V254H10ZM17 252H18V253H17ZM23 252H22V254H23ZM27 252H30V251H27ZM32 252H33V255H34V254L36 253V250H33ZM42 252L44 253V250H43ZM55 252H57V251H55ZM61 252H62V251H61ZM81 252H82V251H81ZM88 252H89V251H88ZM88 252H87V253H88ZM106 252H107V250H106ZM109 252H111V251L109 250ZM109 252H108V253H109ZM134 252H135V251H134ZM139 252H140V251H139ZM139 252H138V253H139ZM144 252H145V251H144ZM144 252H143L142 254H144ZM153 252H154V251H153ZM153 252H152V253H153ZM161 252H162V251H161ZM167 252H168V251H167ZM177 252H178V251H177ZM182 252H183V251H182ZM189 252H190V251H189ZM191 252H192V251H191ZM209 252H210V251H209ZM213 252H214V251H213ZM213 252H212V253H213ZM217 252H218V251H217ZM229 252H231V251H229ZM6 253H5V254H6ZM52 253H53V252H52ZM52 253H51V256H52V260H53V258H54V257H53L54 254H52ZM57 253H58V252H57ZM70 253H72V252H70ZM73 253H76V252H73ZM90 253H91V252H90ZM96 253H97V252H96ZM102 253H103V252H102ZM112 253H113V252H112ZM125 253H126V252H125ZM158 253H160V252H158ZM199 253H200V252H199ZM202 253H204V252H202ZM212 253H210V254L212 255ZM214 253H215V252H214ZM219 253H221V252H219ZM223 253H224V252H223ZM226 253H228V252H226ZM231 253H232V252H231ZM260 253H261V252H260ZM9 254H6V257H7V255H9ZM22 254H21V256H22ZM25 254H26V253H24V255H25ZM29 254L32 255V253H29ZM29 254H27V255H29ZM36 254H37V253H36ZM45 254H46V253H45ZM48 254H49V253H48ZM82 254H83V252H82ZM115 254H116V253H115ZM118 254H120L119 251H118ZM122 254H123V253H122ZM122 254H121V255H117V254H116L118 257L122 258V259H119V261H120V260H123V257H124V256H122ZM126 254H128V253H126ZM147 254H150V253L147 252ZM164 254H167V253H164ZM207 254H208V253H207ZM216 254H217V253H216ZM216 254H215V255H216ZM1 255H0V256H1ZM10 255H11V254H10ZM10 255H9V256H10ZM37 255H38V254H37ZM40 255H41V254H40ZM55 255H56V253H55ZM74 255H75V254H74ZM79 255H80V254H79ZM87 255H89V254H87ZM87 255H85V257H86ZM103 255H104V254H103ZM107 255H109V254H107ZM112 255H114V254H112ZM123 255H124V254H123ZM131 255H133V254L131 253ZM144 255H145V254H144ZM162 255H163V254H162ZM173 255H174V253H173ZM173 255H172V257H173ZM178 255H179V254L177 253V256H178ZM187 255H188V253H187ZM187 255H185V256H187ZM194 255H195V254H194ZM196 255H197V254H196ZM196 255H195V256H196ZM223 255H228V254H225V253H224ZM261 255H262V254H261ZM2 256L0 257L1 259H2ZM12 256H13V254H12ZM16 256H14V258H15ZM49 256H50V255H49ZM49 256H46V255H45V258H44V255L39 256V257H40L39 260H41V258L43 257L44 259L42 258L43 261L41 260V262H43V264H44V263L46 262V261H44V260H45L47 257H49ZM76 256H78L77 253H76ZM82 256H84V254H83ZM117 256H116V258H117ZM133 256H134V255H133ZM135 256H136V254H135ZM141 256H142V255H141ZM159 256H160V255H159ZM168 256H169V253H168ZM209 256H210V255H209ZM6 257L3 258L4 260H3V259H2V260L0 259V261H3V262L5 263V258H6ZM24 257H25V256H23V259H24ZM31 257H33V256H31ZM31 257H29L30 260H31ZM37 257H38V256H37ZM56 257H57V256H56ZM56 257H55L54 259H56ZM87 257H88V256H87ZM102 257H103V256H102ZM104 257H106V255H105ZM114 257H115V256H114ZM153 257H154V256H153ZM160 257H161V256H160ZM170 257H171V256H170ZM174 257H175V256H174ZM182 257H183V256H182ZM198 257H199V255H198ZM217 257H218V255H217ZM220 257H221V255H220ZM220 257H219V258H220ZM222 257H223V256H222ZM222 257H221V258H222ZM258 257H259V256H258ZM7 258H8V257H7ZM11 258H13V257H11ZM21 258H22V257H21ZM26 258H28V256H27ZM29 258L27 259L28 261H30ZM33 258L36 259V256H34ZM33 258H32V261H33ZM71 258H72V257H71ZM77 258H78V257H77ZM83 258H84V257H83ZM90 258H91V256H90ZM116 258H115V259H116ZM163 258H165V257H163ZM163 258H162V259H163ZM167 258H169V257H167ZM167 258L165 259V261L168 260ZM201 258H202V257H201ZM228 258L231 259V257H228ZM232 258H233V256H232ZM16 259H20L19 256H18V258H16ZM16 259H14V260H16ZM47 259H48V258H47ZM80 259H81V258H80ZM98 259L100 260V258H98ZM101 259H102V258H101ZM104 259H105V258H104ZM115 259H114V262H115L116 260H118V259H116V260H115ZM139 259H140V258H139ZM139 259H138V261H139ZM147 259H149V258H147ZM157 259H159V257H158ZM157 259H156V260H157ZM183 259H185V258H183ZM198 259H200V258H198ZM207 259H208V258H207ZM10 260H11V259H9V258H8V261H7V259H6V262L9 263ZM39 260H36V261L38 262V264H39ZM49 260H51V259H48L47 261H49ZM56 260H59V262L64 261L63 259H62V260H61V259H58V257H57ZM60 260H61V261H60ZM66 260H67V259H66ZM76 260H77V259H76ZM99 260H97V261L99 262ZM110 260H111V259H110ZM126 260H127V259H126ZM129 260H130V259H129ZM135 260H136V259H135ZM233 260H234V259H233ZM233 260H232V261H233ZM246 260H247V259H246ZM246 260H245V261H246ZM11 261H12V260H11ZM21 261H22V259H21ZM24 261L27 262V264H28V261H26V260H24ZM36 261H35V262H36ZM54 261H55V260H54ZM77 261H78V260H77ZM97 261H95V262H96L95 264H97ZM112 261H113V260H112ZM119 261H118V262H119ZM142 261H143V259H142ZM151 261H152V260H151ZM151 261H150V262H151ZM162 261H163V260H162ZM165 261H164V262H165ZM173 261H174V260H173ZM177 261H178V260H177ZM182 261H183V260H182ZM15 262L17 263V261H15ZM35 262H30V264H31V263L33 264V263H35ZM64 262H65V261H64ZM101 262H102V261H101ZM122 262L124 263V261H122ZM122 262H119V263H122ZM130 262H131V261H130ZM134 262H135V261H134ZM134 262H133V263H134ZM136 262H137V260H136ZM136 262H135V263H136ZM144 262H145V261H144ZM147 262H148V261H147ZM158 262H159V260H158ZM205 262H206V261H205ZM4 263H3V264H4ZM46 263H48V262H46ZM57 263H58V262H57ZM107 263H110V262L108 261ZM107 263H106V264H107ZM116 263H117V262H116ZM123 263H122V264H123ZM133 263H132V264H133ZM142 263H143V262H142ZM162 263H163V262H162ZM169 263H170V262H169ZM169 263H168V264H169ZM186 263H188V262H186ZM191 263H192V262H191ZM209 263H210V262H209ZM211 263H213V261H212ZM230 263H232V262H230ZM0 264H1V262H0ZM9 264H14V262L9 263ZM18 264H19V263H18ZM23 264H24V263H23ZM25 264H26V263H25ZM35 264H36V263H35ZM40 264H42V263H40ZM60 264H61V263H60ZM84 264H85V263H84ZM98 264H102V263H98ZM104 264H105V263H104ZM113 264H114V263H113ZM124 264H125V263H124ZM128 264H129V263H128ZM136 264H137V263H136ZM139 264H140V263H139ZM147 264H148V263H147ZM149 264H150V263H149ZM151 264H152V263H151ZM154 264H155V263H154ZM156 264H157V262H156ZM202 264H203V263H202ZM244 264H245V263H244Z\"/></svg>","mask_w":264,"mask_h":264},{"label":"water","instance_id":"water-1","mask_svg":"<svg viewBox=\"0 0 264 264\" xmlns=\"http://www.w3.org/2000/svg\"><path fill=\"white\" fill-rule=\"evenodd\" d=\"M239 229L242 230V231L247 232L246 229L243 227V224H242V226L240 225V228Z\"/></svg>","mask_w":264,"mask_h":264}]
</instances>
